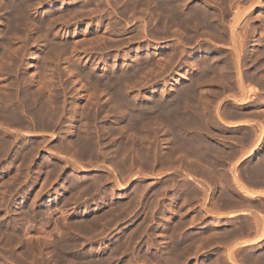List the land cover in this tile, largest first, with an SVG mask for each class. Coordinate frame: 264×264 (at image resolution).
Returning <instances> with one entry per match:
<instances>
[{
    "label": "bare ground",
    "instance_id": "bare-ground-1",
    "mask_svg": "<svg viewBox=\"0 0 264 264\" xmlns=\"http://www.w3.org/2000/svg\"><path fill=\"white\" fill-rule=\"evenodd\" d=\"M27 1H30V0H27ZM34 1V0H33ZM32 0H31V2H33ZM47 1V0H46ZM71 1H73V0H71ZM78 1V0H77ZM77 1H76V3H77ZM82 0H80V2H81ZM106 1H110V0H106ZM121 0H119V1H117V2H115V3H118V2H120ZM136 1H139V2H142V1H144V0H136ZM135 1V2H136ZM153 3H154V9L156 10V11H158V14H157V12L156 11H153V12H156V15L157 16H155V13L153 14L152 12V14L155 16H153L152 17V19L151 20H154L156 17V19H155V24L154 25H157V26H155V27H157V29H155L154 30V28L155 27H152L153 29H152V33H154V32H156V30L158 31V29H159V31L161 30L162 31V29H160V28H164L163 26L165 25L167 28L169 27V25H172V26H170L171 28L173 27V24H168V22L169 21H171V20H176L177 22H178V13H177V11H179L178 9H176L178 6H179V3H176L175 4V1L177 2L178 0H173V2H174V6L172 5L173 4V2H172V4L170 3L171 2V0L168 2V1H166V0H151ZM182 2H184L185 3V1L184 0H181ZM180 1V4L182 3ZM188 1V0H187ZM186 1V2H187ZM200 1V0H199ZM201 1H203V0H201ZM207 1V0H206ZM206 1L204 0L203 1V3H206ZM230 1V0H229ZM234 1H237V0H234ZM241 1H244V4H249L250 3V6H249V9L247 8L248 6H246V8H242L243 10H241V5H244V4H241L240 5V3H238L237 5L235 4V6L233 7L232 5H234V3H232V5L231 6H229V7H225V4H226V2L224 3V0L222 1L223 2V7H225V8H228V11L230 12V11H232L233 10V8H234V10H233V12H231V14H233V15H231L232 16V19H231V21L230 22H228V24L224 21V20H222V21H224L228 26V28L227 27H225V28H227L228 30L226 31L224 28H222L221 26V24L219 23H217L218 21H216L217 20V18L219 19V17H215V18H212L213 16H209V15H211V14H209L208 15V13H206L207 11H206V9H205V11H204V9L202 10V8H199L198 6L199 5H197V7L200 9H198L197 10V8H196V10L195 11H192V12H189L188 13V11H190V10H188V11H186L187 9H188V7H187V5H186V9H185V11H186V13H184L185 11H183V15H185L186 16V22H185V25H187V24H189V23H192L191 25L193 26V28H199V31H200V29L202 28V27H205V26H210L209 28H208V30H207V28L203 31V29H201V31H203V32H205L206 30V32H209V29L212 27L213 28V30H215V33H211V35H208L209 37L211 36V38L212 39H216V37L218 38V40L220 39V42H223V41H225L226 39H224V38H226V36H227V42H228V46H229V44H230V51H228V52H230L229 54L231 55V57H230V59H229V56H228V58H226V56L225 57H221V60L223 59V61H222V63L220 64V67L218 68L219 70H218V72L214 69V67L212 68V66H213V64H211L212 62H214V64H215V62H217V61H219V59H217V60H215L214 61V59L212 58V62H211V60L209 59V61L206 59L205 61H207V62H209V63H207V62H205L204 60V62H205V64L203 65L202 63H203V61H202V63H200V64H202L203 65V67H202V65H201V67L202 68H204V67H206L205 69H206V72L203 70V69H201V70H203V71H201V70H199L200 72H203V73H201L200 75H198V76H196V77H194V75H193V73H194V71L193 70H195L196 69V66H193V62H190L189 61V63L191 64V66H189L188 68L189 69H191L190 71H186L185 69L182 71V72H184V73H180V76L178 75L177 76V78H175L174 79V81L172 82V87H171V85L169 86L170 87V89H169V91H168V89H166L168 92H170V94H171V97L169 98V99H162V95L163 96H166V95H168V93H167V91H166V93H164L163 91H164V89H163V91H161L160 93H157V94H162L161 95V97L159 98V99H157V98H155L156 100H153V98H154V96H153V98H152V101L151 102H146L145 104L146 105H144L143 106V103H141V106H137V105H134V104H132V103H130V99H131V101L133 100L132 98H130L129 100H128V97L130 96H128L127 97V99L125 98V96L123 95L127 90H125L126 88H124V91L122 92L121 90H123V87L125 86H121V85H123L124 84V82H125V84L127 83L126 81H127V79L129 78V76H122V75H117V76H108L107 78H104V79H101V82L100 83H98V82H96L97 81V79H95L93 82H96V83H98V86H99V84H100V87H102L103 89H104V91H103V93H106L105 91H107V92H109L108 94L110 95H112L111 97H112V100L110 101L111 102V104H112V101H113V104L111 105V106H113V108H114V111H117V110H119L120 111V113H121V115L119 114V112H117V114H119L120 116H121V118H120V121L122 122V121H125V125L123 124V128L121 127L122 125L120 124V127H121V129H118V127L117 126H115L120 132H118V135H116V134H113V131L115 130V128L114 129H111V130H113V131H110V129L108 130V129H105L107 132L104 134L106 137L108 136L109 137V139L108 138H106L107 140H110L111 142L113 141V140H111V138L113 137V139H114V141H115V139H121V144L123 143V145H116V143L115 142H112V144H113V147H112V149H111V147H109V152L107 151V155H109L110 156V158H111V161H110V163L111 164H113L114 166H117L118 168H119V166H121V167H125V166H127L128 164H129V159L131 160V162H132V164L131 165H133V164H135V162H136V165H138L137 163H139V161L142 163V165H143V167L144 168H147L145 165H147V164H150L151 166H152V168L154 167V165L156 164H159V166L157 167V168H159V167H161V168H166V169H164V171H162L160 168L158 169L159 170V172L161 173V175H162V172H165V170H168L169 169V171H170V168H171V170L173 169V173L175 172V174H174V176L173 177H175V179H178L177 177L179 176L178 175V173H176V172H181V176L183 177H181L180 179H178V181L177 182H173V179H172V181H170L171 183H172V185H171V183H169V182H167L166 184H168L169 183V186H167L164 182V184L163 183H161V181H160V184H163L164 186L166 185V187H170L171 186V188H172V186L174 187L172 190H174L173 191V194L171 193V198L169 199V197L167 196V194L165 195L168 199H169V202H168V206H169V208L168 207H166L164 210H162L161 212H163V211H166V215H165V217H164V215L163 214H159L158 216H160V217H162V218H164V220H166V224H168L167 225V227L166 228H164V227H162L163 228V230L161 231V237H163V238H167L166 240H162V242H164V244H165V246L163 247V254H166V255H163L162 254V257L163 256H165V257H169L170 258V255L169 256H167L168 254H170V252H171V255L172 254H176L177 256L178 255H182V252H184V251H186V250H188L189 249V247L191 246V245H193V243L191 244V240L192 239H198L199 241H197V242H194V243H196V244H198V245H200L201 243H203V241H204V243H206V245L208 244L209 246H206V247H211L212 246V243H213V246H212V248H211V250H216L218 247H220V246H223L224 244H226V243H228L229 242V244H232L231 245V247L230 248H234V247H237V248H240V250L241 249H245V251H247L246 252V254L244 255L243 254V252H241L242 253V255H244L242 258H243V262L242 261H240L242 264H264V154L263 155H261L262 157H263V159L261 158V156H260V159L259 160H254L255 158H256V156L257 155H260V153L263 151V149H264V98H260V97H258V92L260 93V90H261V87H257V86H259V85H262V79L264 78V74H259V72H258V70H259V68H263L264 69V52H259V48L258 49H256V47L255 46H253V47H255L253 50H252V53H253V55H255L256 57H255V62H256V64H257V62H258V67H257V69H250V70H248L247 71V74H243L244 72H246L245 70H244V72L242 71L243 69H241V65H240V63L239 62H241V63H243V61L244 60H240L241 59V56H243L242 55V53L244 52L243 51V48H244V46H245V42L246 41H249V40H246V39H248V38H246V37H250V36H245V34H243L242 32V34L238 31V29L240 28V29H242V27L244 26V27H246L247 26V28H244L243 27V29L242 30H245V29H249L248 28V26L249 25H246L247 24V21H248V18L249 17H251V15L253 14V12L255 11L256 12V10H259V9H261V11L264 9V0H241ZM37 2V1H36ZM42 2H45L44 0H40V1H38L37 3H36V5H41L42 4ZM66 2V1H65ZM65 2H63V3H65ZM75 2V1H74ZM112 2H114V0L112 1ZM111 2V3H112ZM139 2H138V4H139ZM148 2H150V0H148ZM179 2V1H178ZM208 2V1H207ZM227 2H228V0H227ZM238 2H240V1H238ZM246 2V3H245ZM35 3V2H34ZM51 3V2H50ZM59 3V2H58ZM62 3V2H61ZM60 3V4H61ZM73 3V2H72ZM87 3V2H86ZM114 3V4H115ZM151 3V2H150ZM183 3V4H184ZM221 3V2H220ZM229 3V2H228ZM235 3H237V2H235ZM243 3V2H242ZM47 4V3H46ZM49 4V3H48ZM68 4V3H67ZM70 4H71V2H70ZM74 4V3H73ZM80 4V3H79ZM108 5H111V4H109V3H107ZM113 4V3H112ZM189 4V3H188ZM191 4H192V2H191ZM194 4V3H193ZM201 4V3H200ZM209 4V3H208ZM35 5V4H34ZM33 5V3H32V6H34ZM50 5V4H49ZM55 5V4H54ZM62 5V4H61ZM83 5V4H82ZM81 5V6H82ZM86 5V4H85ZM87 5H88V3H87ZM117 5V4H116ZM175 5L177 6L176 8H175ZM206 6H207V4H205ZM228 5V4H227ZM226 5V6H227ZM229 5H230V3H229ZM63 6V5H62ZM115 6V5H114ZM183 6V5H182ZM182 6H181V8H182ZM194 5H191V7H189V8H191L192 10H194ZM203 6V5H202ZM218 6V5H217ZM219 6H221V5H219ZM67 7V6H66ZM72 7V6H71ZM88 7V6H87ZM200 7H201V5H200ZM208 7V6H207ZM69 8V7H68ZM73 8V10H74V7H72ZM78 9H75V10H79L80 11V9H79V7H77ZM85 8V7H84ZM179 8V7H178ZM184 8V7H183ZM34 9H36L35 8V6H34ZM82 9H83V7H82ZM81 9V10H82ZM217 9V8H216ZM248 9V10H247ZM227 10V9H226ZM30 11H32V9H31V4L30 3H26L25 2V0H2L1 2H0V15H2V16H0V21H1V19H2V21H1V23L2 22H4V25H3V29H0V47H4V44H6V43H9V42H5L4 43V41H10V42H13V41H15V40H18V41H22V40H24V36L26 35V34H23V32L21 33L22 35H23V37H21L22 35L20 34L19 35V37L20 38H23V39H20V38H18V34H17V32H15L16 31V29H17V31L19 30L20 31V29H18L19 27L21 28V26H23V27H26L27 25L28 26H30V20L28 21V20H26L28 17H30V15H31V13H30ZM61 11V10H60ZM64 13H63V10H62V13H63V16H64V14L65 13H67L66 12V10L64 9ZM69 11H71L70 9H69ZM83 11V10H82ZM228 11H222V16H224V15H226V13H228ZM58 12V11H57ZM72 13L74 12V11H71ZM70 12V13H71ZM81 12V11H80ZM30 13V14H29ZM45 13V12H44ZM50 13V12H49ZM48 13V14H49ZM71 13V14H72ZM179 13H181L180 11H179ZM188 13V14H187ZM221 14V13H219V11L218 12H216L215 14ZM261 13V12H260ZM33 14V13H32ZM43 14V13H42ZM47 14V13H46ZM51 14H53V13H51ZM55 14H56V12H55ZM58 14V13H57ZM54 15V16H60V18H61V15ZM67 14H69V13H67ZM67 14H65V16L67 15ZM69 15V17H74V16H76V15H78L79 13H77V14H75V12H74V14L73 15ZM147 14V13H146ZM264 14V13H263ZM36 15V14H35ZM45 15V14H44ZM80 15V14H79ZM78 15V16H79ZM83 15H84V13H83ZM148 15V14H147ZM146 15V16H147ZM151 15V14H150ZM182 15V16H183ZM229 15V14H228ZM53 16V18H55V19H57L58 17H54ZM62 16V17H63ZM78 16L76 17V18H78ZM81 17H82V15H80ZM85 16V15H84ZM219 16V15H218ZM231 16H230V18H231ZM261 17L262 18V16L261 15H258V16H256V18L255 19H258L257 17ZM32 17V16H31ZM31 17H30V19H31ZM50 17H52V16H50ZM69 17L67 18V16L65 17L66 19H68V23L67 24H69L70 23V19H72V21H73V17L72 18H70L69 19ZM148 17H149V15H148ZM148 17L146 18V19H148ZM224 17H226V16H224ZM229 17V16H228ZM26 18V19H25ZM35 19H36V17H34ZM52 18V19H53ZM60 18H58V19H60ZM65 18H63V19H65ZM75 18V21L76 20H78V19H76ZM83 18V17H82ZM150 18V17H149ZM168 18H171L170 20H168ZM173 18V19H172ZM178 20H177V19ZM185 18V17H184ZM264 18V17H263ZM51 19V18H50ZM101 19H103V18H101ZM146 19H144L145 21H146ZM181 19H182V17H181ZM221 19H222V17H221ZM220 19V20H221ZM229 19V18H228ZM37 20V19H36ZM61 20V19H60ZM80 20V19H79ZM78 20V21H79ZM90 20V19H89ZM226 20V19H225ZM260 20V19H259ZM263 20V22H264V19H262ZM33 21V20H32ZM57 21H59V20H57ZM74 21V22H75ZM78 21H76V23L78 22ZM82 22H83V20H81ZM91 21V20H90ZM89 21V22H90ZM101 21V20H100ZM148 21H149V19H148ZM175 21V22H176ZM181 22H182V20H180ZM183 21H184V19H183ZM221 21V22H222ZM37 22H38V20H37ZM62 23H63V21H61ZM60 22V23H61ZM88 22V21H87ZM86 22V23H87ZM88 22V23H89ZM104 22V21H103ZM147 22V21H146ZM172 22V21H171ZM220 22V21H219ZM39 23V22H38ZM45 23H47V22H45ZM49 23H56V21L55 22H49ZM66 23V22H65ZM64 23V24H65ZM72 23V22H71ZM92 23V22H91ZM148 23V22H147ZM187 23V24H186ZM32 24H34V22L32 23ZM59 24V23H58ZM73 24V23H72ZM71 24V25H72ZM75 24V23H74ZM73 24V25H74ZM82 24V23H81ZM90 24V23H89ZM102 25H103V23H101ZM110 24V23H109ZM113 24V23H112ZM112 24H110L111 26H112ZM160 24H162L161 26H159ZM164 24V25H163ZM226 24H224V25H226ZM21 25V26H20ZM34 25H37L38 26V24L37 23H35ZM34 25H32V26H34ZM40 25H42V24H40L39 23V27H40ZM47 25V24H46ZM48 25H50V24H48ZM47 25V26H48ZM62 25V24H61ZM70 25V24H69ZM96 25V24H95ZM97 25H98V23H97ZM96 25V26H97ZM109 25V26H110ZM116 25V24H115ZM126 25H128V24H126ZM175 25V24H174ZM177 25V24H176ZM184 25V27H185V29L187 30V28L188 27H190V26H188L187 28H186V26ZM194 25H196V27L194 26ZM246 25V26H245ZM264 25V24H263ZM28 26H27V28L26 29H28ZM63 26V25H62ZM90 26V25H89ZM94 26V25H93ZM92 26V27H93ZM103 26H105V23H104V25ZM150 26H151V24H150ZM160 28H159V27ZM178 26H180L179 25V22H178ZM183 25L181 24V27H182ZM18 27V28H17ZM23 27H22V29H23ZM60 27V26H59ZM64 27V26H63ZM66 27V26H65ZM100 27H102V26H100ZM99 27V28H100ZM117 27V26H116ZM165 27V28H166ZM261 27H263V26H261ZM0 28H2V27H0ZM35 28V27H34ZM37 28V27H36ZM45 28L46 27H44V29H42V31H43V33H41V35L43 34V36H41L42 37V39H41V41H43L44 39H43V37L45 36L46 37V35H44L45 33H47V32H44L45 31ZM52 28V27H51ZM56 28V27H55ZM54 28V29H55ZM98 28V27H97ZM107 28V27H106ZM106 28H104V29H101V31H104V32H106ZM115 28V27H114ZM149 28H151V27H149ZM164 28V29H165ZM166 28V29H167ZM252 28V27H251ZM254 28V27H253ZM253 28L251 29V30H253ZM264 28V27H263ZM25 29V28H24ZM31 29V28H30ZM33 29V28H32ZM31 29V30H32ZM58 29H60V28H58ZM112 29V28H111ZM170 29V28H169ZM189 29H191V28H189ZM188 29V30H189ZM196 29H195V31H196ZM31 30H30V33H32L31 32ZM38 30V32H37V34H40V32H39V30L40 29H37ZM86 29H84V31H85ZM134 30V29H133ZM143 30H144V28H143ZM171 30V29H170ZM170 30H168L169 32H170ZM182 30H183V28H182ZM251 30H249L250 32H251ZM254 30H256L255 28H254ZM263 30V29H262ZM261 30V31H262ZM23 31H25V30H23ZM28 31V30H27ZM26 31V32H27ZM33 31V30H32ZM41 31V30H40ZM41 31V32H42ZM49 31H51V29L49 30ZM48 31V32H49ZM59 31V30H58ZM63 31V30H62ZM66 31V30H65ZM78 31V30H77ZM112 31V30H111ZM115 31H116V29H115ZM126 31H128V30H126ZM190 31V30H189ZM195 31H193L194 33H195ZM198 31V30H197ZM196 31V32H197ZM198 31V33H200ZM260 31V32H261ZM26 32H24V33H26ZM55 32H56V29H55ZM67 32V31H66ZM69 32V31H68ZM80 32V31H79ZM88 32V31H87ZM90 32V31H89ZM92 32H93V29H92ZM99 31H97V33H98ZM113 32V31H112ZM129 32V31H128ZM132 32V31H131ZM144 32V31H143ZM151 32H149L148 34H151L152 35V33ZM167 32V31H166ZM166 32L163 30L162 31V33H165V35H169L170 33L168 32V34H166ZM182 33H183V31H181ZM180 32V33H181ZM185 32V31H184ZM203 32H201L200 34H199V36L202 34L203 35ZM214 32V31H213ZM226 32H227V35H226ZM258 32V31H257ZM258 32L260 35H261V33L263 32ZM15 33H16V36H15ZM29 33V34H30ZM34 33H35V30H34ZM51 33V32H50ZM54 33V32H53ZM58 35H59V32H56ZM55 33V34H56ZM61 33V32H60ZM73 33V32H72ZM96 33V34H97ZM102 33V32H101ZM107 33V32H106ZM119 33V32H118ZM126 33V32H125ZM158 33H160V32H157V34ZM162 33L159 35V36H163L162 35ZM173 33V32H172ZM176 33V32H175ZM174 33V34H175ZM179 33V32H178ZM189 32H187V34H188ZM190 33H191V31H190ZM189 33V34H190ZM198 33H195V36H196V34L198 35ZM247 33H249V32H247ZM52 34V33H51ZM115 34V33H114ZM155 34V33H154ZM173 34V35H174ZM187 34H186V32L184 33V35H185V37L187 36ZM216 35V37H214L213 38V35ZM258 34V35H259ZM28 35V34H27ZM26 35V36H27ZM32 35V34H31ZM58 35H57V37H58ZM66 35V34H65ZM65 35H61V38H62V36H65ZM73 35V34H72ZM76 35H79L78 34V32H76ZM86 35H88L87 33H86ZM91 35H92V33H91ZM99 35H101L102 36V34H100L99 33ZM105 35V34H104ZM106 35H108V34H106ZM105 35V36H106ZM110 36L111 35H113V34H109ZM172 35V36H173ZM193 35V34H192ZM214 35V36H215ZM257 35V34H256ZM34 36H36V35H33L32 37H34ZM39 36V37H40ZM49 36V35H48ZM52 36V35H51ZM55 37H56V35H54ZM74 36V35H73ZM93 36H97V35H93ZM92 36V38H94ZM100 36V37H101ZM105 36H103L104 37V39H105ZM115 36L117 37V35L115 34ZM157 36V35H156ZM170 36V35H169ZM168 36V37H169ZM176 36H177V34H176ZM179 36H183V34H178V37ZM189 36V35H188ZM194 35L192 36L193 37V40H194V37H195ZM255 36V35H254ZM262 37H264V33H262V35H261ZM260 36V37H261ZM17 37V38H16ZM29 37V36H28ZM31 37V36H30ZM37 37V36H36ZM36 37H34V38H32V39H34L35 40V38ZM78 37V36H77ZM82 37V36H81ZM98 37V36H97ZM103 37H101L102 39L101 40H103ZM149 37H152V36H149ZM174 37H175V35H174ZM178 37L175 39V40H177L178 39ZM184 37V38H185ZM198 37V36H197ZM259 37V38H260ZM261 37V38H262ZM26 38V37H25ZM38 38V37H37ZM36 38V39H37ZM53 38V37H52ZM51 38V39H52ZM67 38V37H66ZM69 38V37H68ZM80 38V37H79ZM79 38H78V40H79ZM83 38H85V37H83ZM87 38V37H86ZM83 39V40H87L88 41V43H89V41H90V43L93 45L94 44V42L97 40L98 42H95L96 44L97 43H99V41H101L100 39H93V43H92V41H91V37H89V38H91V39H89V38H87V39ZM158 38V37H157ZM163 38H164V36H163ZM166 38H167V36H166ZM181 38V37H180ZM180 38H179V40H180ZM190 38V37H189ZM188 38V39H189ZM255 38V37H254ZM261 38H260V42L256 39V41H258L259 43H261L262 41H261ZM13 39H15V40H13ZM20 39V40H19ZM30 39V38H29ZM31 39V42L32 43H34V45H40V44H42V43H45V42H37V41H39L40 40V38H39V40H32ZM51 39H50V41L49 42H51ZM70 39V38H69ZM110 39V38H109ZM153 39V38H152ZM187 38H185V40H186ZM221 39L223 40V41H221ZM250 39V38H249ZM252 39V38H251ZM13 40V41H12ZM55 40V39H54ZM54 40H52V41H54ZM80 40H81V38H80ZM82 40V41H83ZM108 40V39H107ZM112 40V39H111ZM154 40H155V38H154ZM182 40L184 41V39L182 38ZM181 40V41H182ZM218 40H215V41H218ZM253 40V39H252ZM263 40V39H262ZM21 41L17 44V47H16V45H12L13 46V50L11 49V46H9L10 47V49L8 50V48H6V50H8L7 52H5L6 54H4L3 52H0V124L3 126H7L8 128L5 130L6 131V133H4V132H2L3 134H0V148H1V152L0 153H2V149H6V150H3V152L4 153H2L1 154V156L3 157L4 155L3 154H5V153H8V152H5V151H7V149L9 150V148L11 147V146H14V144H16L17 145V147H18V151H19V153H17L18 155H19V157H20V160L23 158H21V156H23L24 154H31V152L33 153L34 151H45V152H47L48 154H51V155H49L50 157V159H53V158H55L54 156H56V155H59V154H63V152L62 151H64V152H69V154L71 153V155H73V156H75L76 157V160L75 161H73L74 162V168H73V170L76 172V171H78L79 173L80 172H82V174L83 173H85V172H87V170H89L90 169V167L92 168L93 166H86L87 164V162H85V167H89L87 170L85 169V167H83L82 166V164H80L79 163V161H82L83 160V162H84V160H85V158L87 157H91V159H92V154H93V151L95 152L96 150L95 149H97L98 150V147L101 145H99V143H100V140L102 141V137H101V139H100V136H99V139L100 140H98V137L96 138L95 136H94V132H98L99 131V129L101 128H99V126H96L97 127V129H93L94 130V134L91 132L90 133V129H92V128H90V129H88L89 130V132H88V130L87 131H85V127H86V129H87V126L89 125H91V123H88L87 121H86V124L84 123L85 122V120H83V121H81L80 119H83L82 117V114H81V117H80V114L78 115V113H74L75 115H73V116H71V118H69V119H71V122H69V123H72L71 124V127H70V125H69V127L70 128H66L65 127V124H61L60 125V116H62L61 114H60V112H62V110L60 111L59 109H61V108H59V107H57V105L56 104H58V101H59V96L57 97V95H55V96H53L54 94V91L56 90H53L55 87L54 86H57V85H54V83H53V89H52V83L50 82V81H48V79H46V80H43V82L40 80V78L42 77V75L44 74V71H42L43 72V74H42V72H41V74H40V78L38 77V76H33V74L32 73H34V71H32V77H30V78H28L29 77V75L31 76V74H28L27 75V73H29L30 71H28V69H30L32 66V68L35 70V71H37V72H35L36 74H38V71H39V73H40V71L42 70V69H44L45 70V68L47 67V65L48 66H53V63H54V67H55V65L56 66H58L57 64H59V62H58V59H56V60H54L56 57L58 58V55H56V50L58 51L59 49H55V51H53L54 50V48H56V46H52V45H54V42H51V45L49 44V43H47V44H43L42 46L43 47H45V49H47V50H45V49H43V51H46V53L45 54H47V56L44 58L43 57V55H41V57H43L42 59L40 58V56L39 55H35L33 52V54L35 55H33L34 57H36V56H39V58L41 59V60H43L44 59V61L45 60H49V62H50V60L51 61H53V62H50V63H52L51 65H49V64H43L44 66H45V68H44V66H42V63H44V61L42 62L41 60V64H40V62H39V59L37 58H34V59H36V60H34V62H33V65H32V63H30V64H26V66L28 67V69L26 68V69H22V66H23V58H24V55L25 54H29V53H23L24 51H26L27 52V50H28V40H25L24 42H23V44H24V46H21L22 44H20L21 43ZM34 41V42H33ZM44 41H48L47 39L46 40H44ZM60 41H62V40H60ZM71 41H72V39H71ZM86 41V42H87ZM181 41H180V43H181ZM188 41V40H187ZM190 42H191V39L189 40ZM30 42V43H31ZM56 43H58V44H56L57 46H60V44L61 43H63V42H59V41H55ZM76 43V41H74V39H73V41H72V43H71V46H73L74 44L73 43ZM84 42V41H83ZM86 42H84V43H82L83 44V46L85 45H87L88 46V43L86 44ZM186 42V41H185ZM185 42H183V43H185ZM226 42V41H225ZM224 42V43H225ZM251 42H253V41H251ZM258 42H256V43H258ZM264 42V41H263ZM31 43V44H32ZM53 43V44H52ZM65 43V42H64ZM89 43V44H90ZM176 43H179L178 42V40H177V42ZM182 43V44H183ZM255 43V42H254ZM255 43V44H256ZM12 44V43H11ZM66 44V43H65ZM96 44H94L93 45V48L95 49V45ZM159 44V43H158ZM181 44V45H182ZM226 44V43H225ZM248 44V43H247ZM246 44V45H247ZM251 44V43H250ZM3 45V46H2ZM7 45V44H6ZM5 45V46H6ZM68 45V44H67ZM67 45H64L63 44V46L61 45L60 47V50H59V52L61 51V49H62V51H63V48L65 47V46H67ZM79 45V44H78ZM92 45H90V46H92ZM154 45V44H153ZM172 46H173V44H171ZM171 45H170V47H171ZM178 45H180V44H178ZM261 45V44H260ZM14 46H15V49H14ZM33 45H31V47H32ZM38 46H37V48H38ZM70 46V45H69ZM69 46H67V47H69ZM71 46H70V48H71ZM76 46V45H75ZM75 46H73L74 48H75ZM158 46H160V45H158ZM157 46V47H158ZM169 46V45H168ZM225 46H227V44L225 45ZM251 46V47H252ZM256 46H257V44H256ZM30 47V46H29ZM39 47H41V46H39ZM72 47V48H73ZM167 47V46H166ZM181 47V46H180ZM203 47V46H202ZM258 47V46H257ZM261 47H263L262 45H261ZM58 48V47H57ZM70 48H69V50H67V48H64V49H66L67 50V52H69L70 53V51H72V49L70 50ZM73 48V49H74ZM77 48L78 47H76V50H77ZM85 47H83V49H84ZM156 48V47H155ZM164 48V47H163ZM173 48H175V47H173ZM5 49V48H4ZM89 48H86V50H88ZM169 49V48H168ZM172 49V48H171ZM170 49V50H171ZM202 49H205L204 47L202 48ZM208 49V48H207ZM210 49V48H209ZM262 48H260V50H261ZM30 50V49H29ZM36 50V49H35ZM66 50H64V51H66ZM75 49H74V51H76ZM90 50V49H89ZM88 50V52H89V54H90V51ZM140 50V49H139ZM138 49H137V51H139ZM162 50V49H161ZM175 50H177V49H175ZM214 50H216L215 48H214ZM220 50V49H219ZM247 50V49H246ZM246 50H245V52H246ZM1 51H2V48H1ZM40 51V50H39ZM39 51H38V53H39ZM54 52L55 54H53V55H56V57L55 56H53V55H51L52 56V58H53V60L52 59H50L49 57H50V53L51 52ZM79 51H80V49H79ZM79 51H76V52H79ZM159 51H160V49H158V50H156V51H154V54L156 53L157 54V56L159 55L158 53H159ZM169 51V50H168ZM173 51V52H172ZM172 51H170L171 53H169V54H172V55H178L177 53H175L174 54V50H172ZM201 51V50H200ZM204 51V50H203ZM205 51H207V50H205ZM262 51H263V49H262ZM42 52V51H41ZM40 52V53H41ZM58 52V53H59ZM67 52H66V55L65 54H63V53H65V52H62V54H63V56L62 55H60V57H63V59H64V56H67ZM84 52H87V51H84L83 50V53ZM87 52V53H88ZM165 52H166V50H165ZM164 52V53H165ZM176 52V51H175ZM209 52V51H208ZM217 52H218V49H217ZM37 53V52H36ZM49 53V54H48ZM57 53V54H58ZM87 53H86V55H87ZM148 53V52H147ZM147 53H146V56H147ZM151 53H153V52H151ZM164 53H162V54H164ZM167 53V52H166ZM167 53V54H168ZM181 54L183 53V51H181L180 52ZM184 53H185V51H184ZM204 53V52H203ZM207 53V52H206ZM211 53H215V51H210V54ZM225 53H227V52H225ZM249 53H250V51H249ZM263 53V54H262ZM60 54H61V52H60ZM72 56L75 54V52H74V54H72V53H70ZM92 54V53H91ZM140 54V53H139ZM162 54H160V56L162 55ZM180 54V55H181ZM200 54V53H199ZM216 54V53H215ZM32 55V54H31ZM30 55V57H33V56H31ZM137 55V54H136ZM166 55V54H165ZM185 55V54H184ZM189 55H190V53H189ZM197 55V53H195V52H192L191 53V57H195ZM208 55V54H207ZM212 55V54H211ZM218 55V54H217ZM217 55H215V57L217 56ZM49 56V57H48ZM128 56V55H127ZM139 56V55H138ZM137 56V57H138ZM145 56V55H144ZM144 56H142L141 55V57L143 58ZM149 56V55H148ZM147 56V57H148ZM153 56V55H152ZM213 56H214V54H213ZM219 56H222V53H219ZM219 56H217V57H219ZM252 56V55H251ZM251 56H248V58L246 59V60H249L248 61V63L251 61ZM25 57H26V55H25ZM55 57V58H54ZM79 57H81V56H79ZM79 57H77V58H79ZM125 57V56H124ZM147 57H146V59H147ZM150 58H152L151 56H149ZM148 57V59H150ZM162 57H166V56H164V55H162ZM161 57V59H160V57H159V59L162 61V58ZM167 57H170V56H167ZM172 57V56H171ZM170 57V58H171ZM181 57H182V55H181ZM186 57V56H185ZM244 58L245 57H247V56H243ZM242 57V58H243ZM254 57V56H253ZM73 58V57H72ZM74 58H75V56H74ZM156 58H158V57H156ZM169 58V59H170ZM173 58H174V56L171 58V60L170 61H168V58H166L167 59V63H165L166 62V60L165 61H162V62H164V64H166V66H168V64L170 63V62H172L173 64H174V60H173ZM184 58V57H183ZM182 58V59H183ZM209 58H210V56H209ZM243 58V59H244ZM33 59V58H32ZM131 59V58H130ZM129 59V60H130ZM135 59H137V58H135ZM134 59V60H135ZM175 59V58H174ZM177 59H179V58H177ZM181 59V58H180ZM193 59V58H192ZM26 60V59H25ZM62 60V59H61ZM61 60H60V62H61ZM77 59H75V61H76ZM79 60V59H78ZM164 60V59H163ZM173 60V61H172ZM176 60V59H175ZM184 60V59H183ZM191 60V59H190ZM245 60V61H246ZM64 61H65V59H64ZM131 61H132V59H131ZM152 61V60H151ZM156 61V60H155ZM185 61V60H184ZM244 61V62H245ZM49 62H47V63H49ZM55 62H56V64H55ZM66 62V61H65ZM77 62V61H76ZM129 62V61H128ZM128 62H127V64H128ZM133 62V61H132ZM159 61L157 60V63H158ZM169 62V63H168ZM182 62V61H181ZM25 63V62H24ZM126 63V62H125ZM147 63V62H146ZM154 63V62H153ZM152 63V64H153ZM159 63H161V62H159ZM196 63V62H195ZM198 63H199V61H198ZM220 63V62H219ZM41 65V67H43V68H41L40 69V65ZM66 64H67V62H66ZM133 64V63H132ZM135 65H136V63H134ZM139 64V63H138ZM164 64L162 63V65H163V67L165 68V66H164ZM173 64H171V65H173ZM176 64V63H175ZM182 64V63H181ZM217 64V63H216ZM244 64V63H243ZM251 64H254V61H253V63L252 62H250V64L249 65H247V66H250ZM86 65V64H85ZM93 65V64H92ZM130 65V64H129ZM143 65V64H142ZM146 65V64H145ZM147 65H149V67L147 66ZM146 66H147V68H152V66H150V64H147ZM171 65H169V67L171 68ZM186 65H188V64H186ZM194 65H196V64H194ZM218 65V64H217ZM255 65V64H254ZM60 66V65H59ZM65 66V65H64ZM63 66V67H64ZM97 66V65H96ZM130 66H132L133 67V65H130ZM158 66H159V64H158ZM178 66H180V65H178ZM182 66V65H181ZM185 66V65H184ZM197 66H200V65H197ZM54 67L52 68V70H54ZM66 67H68L67 65H66ZM65 67V68H66ZM116 67V66H115ZM136 67V66H135ZM139 67L140 68H138V66L136 67V69L138 68V69H141V68H143V72L142 71H139V70H137V73H138V71H139V73H145L144 72V69H145V67H144V65H143V67L142 66H140V64H139ZM192 67V68H191ZM215 67H216V65H215ZM243 67H246V63H245V66L243 65L242 66V68ZM254 68H255V66H253ZM49 68V67H48ZM55 68H57V67H55ZM69 68V67H68ZM71 68V67H70ZM99 68V67H98ZM124 68H126V66L124 67ZM128 68H129V66H128ZM146 68V70H148ZM157 70L158 69H160L161 68V66H160V68H157V67H155ZM164 68H161V70H163ZM177 68V67H176ZM175 68V69H176ZM179 68V67H178ZM177 68V69H178ZM194 68V69H193ZM217 68V67H216ZM248 68H250V67H248ZM261 68V69H262ZM50 69V71H51V67L49 68ZM59 69H61L62 70V67H59ZM59 69H57V71H59ZM91 69H92V67H91ZM93 69H94V66H93ZM132 69V68H131ZM167 69V68H166ZM180 69V68H179ZM181 69H183V68H181ZM193 69V70H192ZM63 70H64V68H63ZM66 70V69H65ZM68 70V69H67ZM67 70L66 71H63L64 72V75H66L67 73H65V72H67ZM70 70V69H69ZM71 70H75L74 68H71ZM104 70V69H103ZM129 70V69H128ZM145 70V71H146ZM161 70H158V71H161ZM197 70V69H196ZM246 70H247V68H246ZM21 71H22V73H21ZM48 71V70H47ZM49 71V73H51V72H53V71H51L50 72ZM55 71V70H54ZM75 71H77V70H75ZM75 71H74V73H75ZM132 71V70H131ZM130 71V72H131ZM133 71H134V68H133ZM132 71V72H133ZM153 71H154V68H153ZM165 71H167V70H165ZM164 71V72H165ZM171 71H173V69L171 70ZM215 71L218 73V74H221V75H218V74H214L215 73ZM234 73V75H232L233 73ZM264 71V70H263ZM70 71H68V73H69ZM73 72V71H72ZM72 72H70V73H72ZM89 72V71H88ZM88 72H85L84 74H86V75H88ZM136 72V71H135ZM148 71H146V73H147ZM152 72V69L151 70H149V73H151ZM161 72H163V71H161ZM160 72V73H161ZM174 72V71H173ZM196 72V71H195ZM198 72V71H197ZM199 72V73H200ZM261 72H262V70H261ZM45 73H46V71H45ZM49 73H46V74H49ZM54 73V72H53ZM56 73V72H55ZM59 73H61V72H59ZM69 73V74H70ZM136 73V74H137ZM139 73H138V76H140L141 75V79H139V80H143L142 79V76H144L145 74H140L139 75ZM172 73V72H171ZM177 73V72H176ZM176 73H174V74H176ZM213 74V78L209 75V74ZM46 74H44L45 76H47ZM58 74V73H57ZM57 74H55V75H57ZM69 74H67L68 75V77L70 76ZM78 74V73H77ZM84 74H82V76L84 75ZM92 74V73H91ZM148 74V73H147ZM146 74V75H147ZM152 74V73H151ZM151 74L149 75L148 74V76H151ZM156 74H157V72H156ZM196 74V73H195ZM198 74V73H197ZM39 75V74H38ZM53 76H54V74H52ZM60 76H61V74H59ZM59 75H58V77H59ZM63 74H62V76H64ZM86 75H85V78H87L86 77ZM93 75V74H92ZM96 75V74H95ZM94 75V76H95ZM109 75H110V73H109ZM146 75H145V77H146ZM177 75V74H176ZM234 77V79H232V76ZM44 76V77H45ZM72 76V75H71ZM80 76V75H79ZM88 76H91L90 75V72H89V75ZM101 77L103 76V75H100ZM105 76V75H104ZM159 75H157V77H158ZM214 76H219V79H215L216 77H214ZM52 76H48V78H51ZM57 77V76H56ZM55 77V78H56ZM78 77V76H77ZM84 77V76H83ZM96 77V76H95ZM97 77H99V76H97ZM106 77V76H105ZM152 77H154V75H152ZM157 77L155 76L154 78H156L157 79ZM191 77H192V79H191ZM194 77V78H193ZM206 77H211L212 79H209V78H206ZM45 78H47V77H45ZM44 78V79H45ZM53 78V77H52ZM51 78V79H52ZM55 78H54V82H55ZM61 78V77H60ZM67 78V77H66ZM76 78V77H75ZM74 78V79H75ZM79 78V77H78ZM78 78H76V80L77 81H75L76 83H79L80 84V81L78 82ZM100 78V77H99ZM147 78H149V77H147ZM154 78H152V80H156V79H154ZM203 78H206L207 79V82L208 83H210V84H215L214 85V87L217 85V87L216 88H212L214 91L212 92V90L210 91L211 92V94H208L209 93V91H208V87H209V84L207 85L208 87H205L206 89H207V91H205V89L204 90H200L199 89V87L200 86H198V84H197V82H198V80H202ZM50 79V80H51ZM65 79V76H64V78H63V80ZM68 79V78H67ZM66 79V80H67ZM69 79H71V78H69ZM89 79H91V78H89ZM93 79H94V77H93ZM209 79V80H208ZM57 80H59L58 78H57ZM60 80H62V79H60ZM59 80V81H60ZM145 80V79H144ZM170 80V79H169ZM74 81V80H73ZM91 81H92V79H91ZM135 81V80H134ZM171 81V80H170ZM205 81V79H203V81H199L198 83H201V82H204ZM61 82V81H60ZM64 82H65V80H64ZM67 82H68V80H67ZM66 82V83H67ZM70 82H71V80H70ZM93 82H91V84L93 83ZM133 82V81H132ZM137 84H138V82L137 81H135ZM147 82H149V81H147ZM212 82V83H211ZM66 83H65V86H66ZM72 83V82H71ZM95 83V84H96ZM63 84V83H62ZM70 84V83H69ZM73 84V83H72ZM82 84V83H81ZM95 84H93V86L95 85ZM132 84V83H131ZM130 84V85H131ZM136 84V85H137ZM140 84V83H139ZM139 84H138V89L139 90H141L140 89V86H142V84L139 86ZM143 84H146L145 83V81H143ZM166 84V83H165ZM164 84V86H166ZM170 84V83H169ZM205 84H207V83H205ZM205 84H199V85H205ZM97 85V84H96ZM127 85H129L128 83L126 84V87H131V86H127ZM257 85V86H256ZM59 86H63V85H59ZM59 86H57V87H59ZM65 86H64V89L62 90L61 89V93L59 92V90H58V94H61V96H62V99H63V95L62 94H64V96H66V94H65ZM68 86V85H67ZM82 86V85H81ZM92 86V85H91ZM97 86V87H98ZM132 86H135L134 85V82H133V85ZM147 86V85H146ZM151 86V85H150ZM198 87L197 89H198V92H196V89H195V87ZM69 87V86H68ZM67 87V88H68ZM72 86H70V88H71ZM84 87V86H83ZM83 87H80V89L81 88H83ZM122 87V88H121ZM263 87V86H262ZM93 88V87H92ZM96 88V87H95ZM99 88V87H98ZM101 88V89H102ZM121 88V89H120ZM141 88H144V87H141ZM159 88V87H158ZM157 88V89H158ZM161 88H163V85L161 86ZM165 88V87H164ZM203 88V87H202ZM209 88H211V87H209ZM231 88L232 89H236V90H234V91H236L237 92V94H232L233 92H232V90H231ZM259 88H260V90H259ZM58 89V88H57ZM59 89H60V87H59ZM73 89H74V87H73ZM73 89H71V90H73ZM129 89H131L132 90V88H129ZM128 89V90H129ZM138 89H137V91H138ZM152 89V88H151ZM154 89V88H153ZM152 89V91H154ZM226 89H229L230 91H229V97H230V100H229V102H231L233 105H235L236 107H237V109H231V110H229L228 111V107H225V106H223V110H224V107H225V109H227V113H225V115H224V112H225V110H224V112L221 110V106L223 105V104H221V103H219V104H217V106L216 107H214L216 104H215V101H214V99H215V97L218 95L219 96V99H221V95H222V92H224V90H226ZM53 91V93H51V94H53V95H50V92H52ZM69 90V89H68ZM76 90H78V89H75L74 90V92L76 91ZM84 90V89H83ZM89 90V89H88ZM91 90H93V89H91ZM96 90H97V88L96 89H94L93 91H95V93H96ZM99 91H101L102 92V90H100V89H98ZM98 90H97V93H98ZM145 90V89H144ZM148 90V89H147ZM146 90V91H147ZM155 90H156V88H155ZM159 90V89H158ZM161 90V89H160ZM62 91H63V93H62ZM84 91H86V90H84ZM157 91V90H156ZM204 91L205 92H207V93H205V96H202V93H204ZM262 91V90H261ZM57 91H55V94H57L56 93ZM74 92H72V93H74ZM78 92H79V90H78ZM87 92V91H86ZM123 94H122V93ZM127 92H129V91H127ZM126 92V93H127ZM132 92V91H131ZM148 92H150V89H149V91ZM155 92V91H154ZM230 92H232V93H230ZM264 92V91H263ZM71 93V94H72ZM91 93H93L94 94V92H91L90 91V95H92ZM125 93V94H126ZM139 93V92H138ZM151 93V92H150ZM149 93V94H150ZM201 93V94H200ZM220 93H221V95H220ZM227 93H228V91L225 93L226 95H227ZM77 94V93H76ZM78 94H80V93H78ZM82 94V93H81ZM86 94V93H85ZM108 94H105V95H108ZM169 94V95H170ZM224 94V93H223ZM233 96H232V95ZM262 94V93H261ZM88 95H89V92H88ZM95 95V94H94ZM93 95V96H94ZM97 95V94H96ZM100 95V94H99ZM128 94H126V96H127ZM143 97H144V92H143ZM141 95V96H142ZM168 95V96H169ZM215 97H214V96ZM52 96V97H51ZM69 96V95H68ZM74 96V95H73ZM81 96V95H80ZM79 96V97H80ZM84 96H87V95H84ZM84 96H83V98H84ZM98 96V95H97ZM140 96V97H141ZM146 96V95H145ZM218 96L216 97V99L218 98ZM223 96V95H222ZM262 96V95H261ZM264 96V95H263ZM75 97V96H74ZM89 97V96H88ZM88 97H86V103L88 102V100H90L91 99V97L92 96H90V98L88 99ZM110 97V96H109ZM130 97H132V95L130 96ZM150 96H147V100H149L150 98H149ZM157 97V96H156ZM228 97V96H227ZM228 97V98H229ZM65 98V97H64ZM83 98H81V99H83ZM142 98V97H141ZM149 98V99H148ZM166 98V97H165ZM260 98V99H259ZM60 99H61V97H60ZM61 99V100H62ZM77 99V98H76ZM95 96L91 99V103L92 102H94L95 100ZM97 99H98V97H97ZM139 98H138V94L135 96V99L133 100V101H135V100H138ZM215 99V100H216ZM227 98L225 97V99L223 98L222 100H221V102H225L224 100H226ZM61 100H60V102H59V104H61V103H64L65 104V102H61ZM70 100V99H69ZM75 100V99H74ZM84 100V101H85ZM94 100V101H93ZM140 100V99H139ZM145 100V99H144ZM146 100V101H147ZM66 101V100H65ZM101 101V100H100ZM108 101V102H109ZM132 101V102H133ZM141 101V100H140ZM213 101H214V103H213ZM218 100H216V102H217ZM228 101V100H227ZM69 102V101H68ZM67 102V103H68ZM72 102H73V104H74V101L72 100ZM72 102H71V100H70V103L71 104H69V106L71 105L72 106ZM97 102V101H96ZM108 102H105L106 104H104V105H106L105 107H106V109H102L104 112H102L101 114H106V116L108 117L109 116V118H111L110 116H111V114H107V113H109V109H107V105H108ZM136 102V101H135ZM228 102V103H229ZM85 103V102H84ZM100 103V102H99ZM231 103H230V105H231ZM64 104H62L63 106H64ZM68 104H67V106H68ZM79 104V103H78ZM77 104V105H78ZM82 105H83V102L81 103ZM95 103H93V105H94ZM98 103H96V105H97ZM212 104H214V106L212 105ZM225 104V103H224ZM226 104H227V102H226ZM87 105V107H89L90 105H92V104H90L89 103V105L88 104H86ZM85 105V106H86ZM93 105L89 108V110L90 109H92V107H93ZM95 105V106H96ZM99 105V104H98ZM109 105V106H110ZM140 105V104H139ZM63 106H62V108H63ZM66 106V107H67ZM68 106V107H69ZM143 106V107H142ZM61 107V106H60ZM67 107V111H66V109H64V111H63V113H65V111L66 112H68V109L70 110V108H68ZM98 107V106H97ZM99 107H101V106H99ZM104 107V106H103ZM231 107H233V108H235L234 106H231ZM85 108V107H84ZM94 108V107H93ZM109 108V107H108ZM113 108H111V109H113ZM73 109V108H72ZM71 109V111H73ZM77 110V109H76ZM80 110V109H79ZM86 110V109H85ZM84 110V111H85ZM106 110H108L107 111V113H106ZM60 111V112H59ZM91 111V110H90ZM90 111H88V112H90ZM112 111V110H111ZM92 113L94 112V110L92 109V111H91ZM90 112V113H91ZM96 112V114L97 113H99L100 112V110H97V111H95ZM94 112V113H95ZM70 113V112H69ZM112 113V112H111ZM70 114H72V112L70 113ZM96 114H94L95 116H96ZM100 114V115H101ZM65 115V114H64ZM67 115V114H66ZM85 115H86V112H85ZM97 115L98 117L97 118H100L101 116H103V115ZM226 115H228L229 116V118H224V116L226 117ZM89 116V115H88ZM90 116H92V115H90ZM94 116V117H95ZM105 116V115H104ZM103 116V117H104ZM105 116V117H106ZM120 116H118V117H120ZM227 116V117H228ZM230 116H232V117H230ZM23 117H25L24 119H25V121L28 123V124H26V122L24 121V119H23ZM70 117V116H69ZM77 117H80L79 118V121H81V124L83 125V126H85V127H82V128H84V130H82V128H81V124L79 123V121H78V123L77 124H75L76 123V121H77ZM94 117H91V118H93L92 120L94 121ZM103 117H102V119H103ZM235 117V118H234ZM63 118V117H62ZM65 118V117H64ZM63 118V119H64ZM90 117H88V119H89ZM96 118V119H97ZM230 118H232V119H236V118H238L236 121L234 120V122H233V120H231ZM85 119V118H84ZM106 119V122L108 121L107 119L108 118H105ZM224 119H230L228 122L225 120L224 121ZM66 120H68L67 119V117H66ZM65 119H64V121H66ZM90 120V119H89ZM91 120V121H92ZM100 120V119H99ZM92 121V122H93ZM95 122V121H94ZM68 123V122H67ZM108 123H109V121H108ZM111 123V122H110ZM216 123H219L220 124V126H218ZM85 124V125H84ZM93 124V123H92ZM1 125H0V127H1ZM62 125H64V126H62ZM87 125V126H86ZM93 125H96L95 123L93 124ZM93 125H91V126H93ZM110 125V124H109ZM108 124H107V126L108 127H110ZM114 125H115V122H114ZM117 125V124H116ZM152 125H153V127L155 126V128H153L152 127ZM106 126V127H107ZM119 126V125H118ZM221 126H224L225 128L226 127H228V128H230V127H235L234 129H242V130H240L239 132H232V134H229V135H223V129H221L220 127ZM68 127V126H67ZM93 127H95V126H93ZM105 127V128H106ZM107 127V128H108ZM112 127H114V126H112ZM119 127V128H120ZM3 128V127H2ZM99 128V129H98ZM104 128V127H103ZM101 129V130H103V132H104V129ZM224 128V129H225ZM126 129H129V130H127V131H125ZM233 129V128H232ZM233 129V130H234ZM2 130H4V129H2ZM96 130H98V131H96ZM128 131H131V134H129L130 132H128ZM138 131V132H137ZM139 131H141V134L139 133ZM146 133V135H144V136H146V137H142L143 136V134H145L144 132ZM237 131V130H236ZM248 131H251V132H248ZM85 133V134H82V133ZM115 132H117V130L115 131ZM114 132V133H115ZM139 134V137L141 136V138H140V140H136V137L138 138V136L136 135L137 133ZM230 131H229V133H231ZM1 133V132H0ZM136 133V134H135ZM143 133V134H142ZM162 134L163 135V139H161L160 140V137L162 136V135H158V134ZM228 133V132H227ZM98 134H101V133H97V135ZM103 134V133H102ZM129 134V135H128ZM149 134H151V137L149 136ZM19 135H23V136H21V139H20V137H19ZM96 135V134H95ZM127 135L129 136V138L131 139H129L130 141H131V145H129V146H127V144H128V142L126 141V137H127ZM58 136H60V137H62V136H64V137H68V139H67V141H66V143H64L63 144V142H62V144L63 145H61V143H60V137H59V139H57V141L59 140V142H57V145H58V143H60L59 144V147L58 146H56V145H54L53 143H51V141H53L54 139L56 140V138L58 137ZM105 136H103L104 138H105ZM49 139H48V138ZM32 138H36L37 139V142L36 143H34L35 142V140H32ZM103 138V139H104ZM143 138V139H142ZM224 138H226V140H227V138H228V141H226ZM48 139V140H47ZM61 139H63V138H61ZM65 139V138H64ZM125 139V140H124ZM230 139V140H229ZM19 140H23L24 141V145L23 146H21V145H18V143L20 142ZM226 142H225V141ZM22 141V142H23ZM34 141V142H33ZM62 141V140H61ZM64 141V140H63ZM104 141V140H103ZM102 141V143H105V142H103ZM117 141V140H116ZM140 141V142H139ZM108 142L109 141H106V144L108 145ZM111 142H109L110 144H111ZM55 147L56 146V148H57V150L55 151V153L56 154H54V151H52L51 149H48V147L49 148H51L50 146H51V144ZM20 144V143H19ZM22 144V143H21ZM45 145V146H42V145ZM105 144V145H106ZM111 144V145H112ZM16 145H15V147L14 148H17L16 147ZM105 145H102V146H105ZM52 146V147H53ZM102 146H100V147H102ZM108 146H110V145H108ZM130 146L132 147V148H130ZM100 147H99V149H100ZM128 147V148H127ZM158 147H160V148H158ZM56 148H54V150L56 149ZM108 148V147H107ZM129 148H130V150H129ZM159 150H158V149ZM104 149V148H103ZM102 149V150H103ZM16 150V149H15ZM14 150V151H15ZM101 150V151H102ZM124 151V153H123V151ZM129 150V152H127ZM61 151V152H60ZM99 152H100V150H98ZM98 151L97 152H95L97 155L99 154L98 153ZM104 151V153H105V150H103ZM16 152V151H15ZM122 152V153H121ZM264 152V151H263ZM12 153V152H11ZM40 153V152H39ZM46 153V154H47ZM65 153V154H66ZM104 153H102V154H104ZM14 154L15 153H13V156H14ZM27 154V155H28ZM35 154L37 155V153L35 152ZM46 154H45V156H46ZM101 154V153H100ZM99 154V155H100ZM32 155V154H31ZM34 155V154H33ZM36 155H34L33 156V159L35 158V156ZM67 155V154H66ZM5 156H7V155H5ZM26 156V155H25ZM44 156V155H43ZM45 156H44V159L46 160V158H45ZM68 156V155H67ZM67 156H64V154H63V156H62V158H61V156H59L61 159H64V157H67ZM72 156V157H73ZM102 155H100L99 156V158L101 157ZM106 156V155H105ZM104 156V157H105ZM120 157V158H118V160H117V157ZM2 157H0L1 159H2ZM10 157H12L11 155H10ZM15 157V156H14ZM13 157V158H14ZM27 157V156H26ZM47 157V156H46ZM68 157H70V159L69 160H71V156L69 155ZM258 157V156H257ZM16 158V157H15ZM18 158V157H17ZM27 158H30V161L27 159V161L25 162L23 159L21 160V161H23V162H25V163H23V164H25L26 166H27V164H29V163H27L28 161L30 162V164L32 163V161H33V159H32V161H31V157H30V155H29V157H27ZM59 158V159H60ZM127 158H129L128 160H127ZM259 158V157H258ZM258 158H256V159H258ZM0 159V160H1ZM6 159H8V158H6ZM36 159V158H35ZM37 159H38V157H37ZM36 159V160H37ZM39 159H40V157H39ZM49 159V160H50ZM60 159V160H61ZM102 159V158H101ZM101 159H99V160H101ZM119 159H120V161H119ZM17 160V159H16ZM15 160V161H16ZM56 160H58V159H56ZM59 160V161H60ZM74 160V159H73ZM88 159H86V161H87ZM90 160V159H89ZM88 160V161H89ZM94 159H92V161H93ZM6 161V160H5ZM8 161H10V160H7V162ZM13 161V160H12ZM41 161H43V160H41ZM58 161V162H59ZM63 161V160H62ZM66 161V159L64 160V162ZM98 160L96 159V162H97ZM102 162H99V164L101 165V163L103 164L104 163V159H102L101 160ZM106 161H108L107 159H106ZM106 161H105V164L107 165L108 163H106ZM126 161H127V163H126ZM129 161V162H128ZM16 162H18V161H16ZM44 162V161H43ZM49 162H53V163H55L54 162V160L53 161H49ZM72 162V163H73ZM113 162V163H112ZM130 162V163H131ZM178 163V164H176V163ZM12 163V162H11ZM14 163V162H13ZM13 163H12V165H13ZM21 163V167L19 166V168H21L22 169V167L24 168V166H22V162H20ZM20 163H17V164H19L20 165ZM27 163V164H26ZM66 163H67V161L65 162V165H66ZM68 163H70V161H68ZM94 163V162H93ZM93 163H92V165H93ZM126 163V164H125ZM141 163L139 164V165H141ZM3 164V163H2ZM7 164V163H6ZM5 164V165H6ZM8 164H10L9 162H8ZM16 164V163H15ZM30 164L28 165V166H30ZM38 164V163H37ZM41 165H42V163H40ZM39 164V165H40ZM44 164H46V163H44ZM56 164V163H55ZM58 165H59V163H57ZM96 164V163H95ZM104 164V165H105ZM1 165V164H0ZM47 165V164H46ZM50 165H52L51 163L49 164V168H47V166H45L46 168H44V169H48L47 171L48 172H50L49 171V169H50ZM64 165V166H65ZM71 165V169H72V164H70ZM97 165V164H96ZM95 165V166H96ZM135 165V166H136ZM10 166V165H9ZM16 166V165H15ZM25 166V167H26ZM33 166V165H32ZM37 166V165H36ZM56 165H54V167H55ZM60 167H61V164L59 165ZM63 166V165H62ZM63 166V167H64ZM112 166V165H111ZM110 166V167H111ZM114 166H113V168H111V169H116V168H114ZM130 165H128V167H129ZM2 166H0V168H1ZM14 167V166H13ZM18 167V165L16 166V168H13V169H18L17 168ZM31 167V166H30ZM35 167V166H34ZM38 167V166H37ZM43 167H44V165H43ZM99 166L97 165V168H98ZM107 167V166H106ZM109 167V164H108V167L107 168H110ZM138 167H140V166H138ZM142 167V168H143ZM148 167H149V170L151 169L150 168V166L148 165ZM12 168V167H11ZM42 168V167H41ZM52 168V167H51ZM56 168H58V166H56ZM94 168V167H93ZM106 168V169H107ZM131 168V166L129 167V169ZM134 168V167H133ZM137 168V167H136ZM136 168H134V169H136ZM143 168V169H144ZM157 168H156V171L154 170V169H152V170H154L155 171V173L157 172ZM168 168V169H167ZM4 169V168H3ZM6 169V168H5ZM5 169H4V171H5ZM19 170V173H20V171H22V170ZM29 169V168H28ZM34 170L36 169V171L38 170L37 168H33ZM44 169H42L43 171H44V173L46 172L47 173V171H45ZM103 169V171H104V167L102 168ZM102 169H100V170H102ZM126 169H127V167L126 168H124V170H123V172L124 171H126ZM133 169V170H134ZM139 170L141 169V167L140 168H138ZM143 169H141V171H143ZM8 170V169H7ZM16 170H11V171H16ZM33 170V171H34ZM51 170V172H52V169H50ZM54 170V173H55V175H56V171H55V169H53ZM56 170H58V174L60 175V170H59V168L58 169H56ZM72 170V171H73ZM94 170V169H93ZM95 170H98V169H95ZM94 170V171H95ZM121 170V172H122V169H120L119 168V170L117 169V172L118 171H120ZM128 170V169H127ZM132 170V168H131V171H133ZM138 170V171H139ZM162 172H161V171ZM25 171H28V170H25ZM39 171H41V170H38V174H39ZM42 171V172H43ZM61 171H62V167H61ZM65 171V170H64ZM67 171V170H66ZM69 171V170H68ZM115 170H113V172H114ZM130 171V170H129ZM128 171V172H129ZM130 171V172H131ZM137 171V172H138ZM144 171H145V169H144ZM147 172H148V170H146ZM168 171V172H169ZM8 172V171H7ZM24 172V171H23ZM71 172V171H70ZM74 172V173H75ZM116 172V173H117ZM122 172V173H123ZM129 172V174H126V172L124 173V174H126L127 176L126 177H128L126 180H128L126 183H124V184H122L123 182H125V180H123V182L122 183H120V179L118 180V178H114V176H113V178L115 179V184H116V187L117 188H115L116 190H121L122 192L123 191H125V190H128V188L126 187L130 182H131V185L136 181V180H138V178H137V176L138 177H140V175L142 174L141 172H140V174L139 173H137L135 170H134V172L135 173H133V172H131V173H133V174H131ZM147 172H145V173H147ZM152 172V171H151ZM150 172V173H151ZM172 172V171H171ZM171 172H169L170 173V175H173V174H171ZM13 173V177H11V178H13V180H15L16 179V181L18 182V176L17 175H19V173H18V171L17 172H12ZM16 173H18V174H16ZM22 173V172H21ZM28 172H26V174L25 175H28L27 174ZM30 173H32V172H30ZM33 173H35V171L33 172ZM41 173V172H40ZM43 173V174H44ZM53 173V172H52ZM94 173H96V172H94ZM101 173V172H100ZM108 173V172H107ZM119 173L120 172H118V176H121V174L119 175ZM149 173V172H148ZM153 173V172H152ZM152 173L149 175V176H151L152 175ZM167 173V172H166ZM169 173H167V175L169 174ZM1 174V173H0ZM7 174V173H6ZM10 174H11V172H10ZM16 174V178H15V175ZM23 174V173H22ZM22 174H21V176H22ZM23 174V176H25ZM42 174V173H41ZM40 174V175H41ZM48 174V173H47ZM65 174V173H64ZM92 174V173H91ZM103 174V173H102ZM113 174V173H112ZM124 174H122V175H124ZM135 174H138L137 176L135 175ZM156 174H158L159 175V173H156ZM155 174V175H156ZM180 174V173H179ZM9 175V174H8ZM7 175V176H8ZM31 175L32 174H30V176L28 175V177H31ZM34 175V174H33ZM36 175V174H35ZM59 175H56V178H57V176H59ZM72 175V174H71ZM70 175V176H71ZM81 175V174H80ZM93 175V174H92ZM95 175V174H94ZM108 175V174H107ZM110 175H111V170H110ZM129 175V176H128ZM153 175H154V173H153ZM158 175H157V177H158ZM166 175V174H165ZM169 175V176H170ZM176 175V176H175ZM178 175V176H177ZM5 176V175H4ZM6 176V177H7ZM10 176V175H9ZM8 176V177H9ZM11 176H12V174H11ZM44 176V175H43ZM50 176H51V173H50ZM49 176V178H51L52 179V177H54V176H52V177H50ZM73 176V175H72ZM89 176V175H88ZM87 175L85 176V177H88ZM109 176V175H108ZM136 176V177H135ZM143 177H144V175H142ZM148 176V175H147ZM148 176V177H149ZM2 176H0V178H1ZM7 177V178H8ZM27 177V178H28ZM33 177V176H32ZM32 177L31 178H29V179H32ZM37 177H38V175H37ZM36 177V178H37ZM40 177V176H39ZM46 177H48V175L47 176H44V179H42L45 183H47L46 181H48V178L46 179ZM82 176H79L78 177V179L79 178H81ZM93 176H91V178H92ZM107 177V176H106ZM105 177V181H106V178ZM110 177V176H109ZM122 177V176H121ZM156 176H154L153 178H155ZM172 177V178H173ZM180 177V176H179ZM10 178V177H9ZM24 178V177H23ZM23 178H21L20 179V183H22L23 181H24V179L26 180V177L23 179ZM55 178V177H54ZM52 179V180H54V182L55 181H57V179L55 180V179ZM66 178H67V175H66ZM65 178V179H66ZM83 178V180H84V177H82ZM82 178H81V180H82ZM124 178V177H123ZM122 178V179H123ZM142 178V177H141ZM140 178V179H141ZM150 178H152V177H150ZM159 178V177H158ZM171 178V177H170ZM59 179V178H58ZM110 179H111V177H110ZM114 179H111L110 181H113ZM1 180H2V178H1ZM5 182H4V180H2V183L4 182V184L7 182V180L9 181V179H6L5 178ZM23 180V181H22ZM40 180V179H39ZM50 180V179H49ZM52 180L50 181L51 183H53L52 182ZM68 180V179H67ZM71 182H72V179L70 178L69 179ZM80 180V181H81ZM93 180V179H92ZM101 181H103V179H100ZM109 180V179H108ZM142 180V179H141ZM144 180H147L148 181V179L145 177L144 178ZM151 180V179H150ZM156 180V179H155ZM170 180V179H169ZM12 180H10L9 182H8V184L11 182ZM27 181H29V180H27ZM36 182V180H34V178H33V182ZM62 181V180H61ZM66 181V180H65ZM74 181V180H73ZM86 181H87V178H86ZM91 181V180H90ZM90 181H89V184H90ZM99 181V180H98ZM101 181H99V183L101 182ZM122 181V180H121ZM13 182V181H12ZM12 182L10 183V184H12ZM16 182V184L18 185V183ZM25 182V181H24ZM32 182V181H31ZM49 182V183H50ZM62 182H64V179H63V181ZM82 182V181H81ZM114 182V181H113ZM144 182V181H143ZM142 182V183H143ZM150 182V181H149ZM182 182V183H181ZM14 183V182H13ZM27 183V182H26ZM37 183V182H36ZM49 183H47V184H49ZM50 183V184H51ZM60 183V182H59ZM67 183V182H66ZM69 184H70V182H68ZM136 183V182H135ZM141 183V185H140V187L144 184V186L145 187H139V185L137 184V186L139 187H137V188H133L134 190H132V192L134 193V200H133V194H132V192L130 193L129 191H127V192H129L130 194H131V198H130V196L128 197V198H130V199H132L133 201H135V200H137V203H138V201H142V202H144V205H146V206H148V207H150V209L154 206V205H157L156 203L155 204H153L154 202H158V201H156L157 199H159V198H161L162 196H161V193L163 192V191H166L165 190V188H159L161 185L159 184V185H156L157 183L153 180V181H151L150 183H149V185H150V187H146V186H149L148 185V183H147V185H146V183H143L142 184ZM7 184V183H6ZM15 184V185H16ZM44 184V183H43ZM43 184L41 183V187L43 186ZM56 184H58L57 182H56ZM73 184H74V182H73ZM82 184V183H81ZM112 185L111 186H113V185H115V184H113V183H111ZM0 185L2 186V184H1V181H0ZM14 184H12V185H10V186H13ZM14 185V186H15ZM17 185H16V188L15 189H17L18 187H17ZM27 185V184H26ZM29 185V184H28ZM62 185H63V183H62ZM61 185V188L63 187ZM66 185V184H65ZM74 185H76V184H74ZM73 185V186H74ZM91 185V184H90ZM90 185H89V187H90ZM162 185V186H163ZM179 185H180V187H179ZM0 186V187H1ZM5 186H7V185H4V186H2V187H4L5 188ZM10 186H7V187H9V191H11V188H13V187H11L10 188ZM21 186H22V184H21ZM35 186V185H34ZM45 186V185H44ZM56 186V185H55ZM69 186V185H68ZM72 186V187H73ZM92 186V185H91ZM133 186V185H132ZM135 186V185H134ZM155 186H158V188L159 189H153V191L151 190H149V188H152V187H155ZM178 186V188H176ZM39 187H40V185H39ZM40 187V188H41ZM46 187V186H45ZM43 188L42 187V192H38V190L36 191V190H34L35 192H33V194L34 193H36V192H38L39 194H41V193H43V191L45 190V189H48L47 187L46 188ZM49 187H50V185H49ZM60 187V186H59ZM65 187V186H64ZM71 187V188H72ZM76 187V186H75ZM74 187V188H75ZM87 188H88V183H87V186H86ZM103 187V186H102ZM113 187H115V186H113ZM3 188V189H4ZM26 188V187H25ZM28 189H29V187H27ZM30 188H31V186H30ZM39 188V189H40ZM67 188V187H66ZM71 188H68V189H71ZM20 189V188H19ZM19 189H17L19 192H20V190ZM36 189H38V187L36 188ZM44 189V190H43ZM73 189V188H72ZM89 189H91V190H93L92 188H89ZM98 189V188H97ZM114 189V188H113ZM112 189V190H113ZM160 189H161V191H160ZM162 189H163V191H162ZM167 189V188H166ZM1 190V189H0ZM14 190V188L12 189V191ZM17 190H15V192L17 191ZM23 190V189H22ZM27 190V189H26ZM41 190V189H40ZM62 190V189H61ZM77 191L79 190L78 188L76 189ZM75 190V191H76ZM171 190V191H172ZM3 191L4 190H2L1 192L3 193ZM5 191H7L6 190V188H5ZM5 191H4V194H5ZM17 191V192H18ZM32 191V190H31ZM51 191V190H50ZM49 190H48V192H50ZM53 191V190H52ZM65 191V190H64ZM73 191V190H72ZM76 191V192H77ZM80 191V190H79ZM88 191V190H87ZM86 191V192H87ZM97 191V190H96ZM96 191H92V192H96ZM135 191V192H134ZM168 191V190H167ZM170 191V192H171ZM18 192V193H19ZM21 192H24V191H21ZM27 192H29V191H27ZM45 192V191H44ZM60 192H62V191H60ZM90 193H91V191H89ZM88 192V193H89ZM100 192H101V190H100ZM104 192V191H103ZM1 193V194H2ZM7 193V192H6ZM9 193V192H8ZM13 193V192H12ZM24 193H26V191L24 192ZM55 193V192H54ZM65 193H66V191H65ZM68 193H71V190H69V192ZM114 193V192H113ZM112 193V194H113ZM124 193V192H123ZM122 193V194H123ZM4 194L2 195V196H4ZM10 194V193H9ZM32 194V193H31ZM39 194L37 195V194H35V195H37L36 197L38 198L39 197ZM47 194V193H46ZM50 194V193H49ZM63 194V193H62ZM76 194H78V195H80L81 194V191H80V194H79V192L78 193H76ZM75 193L73 194V196L74 195H76ZM95 194V193H94ZM104 194V193H103ZM107 194V193H106ZM117 194V193H116ZM116 194H115V196H116ZM121 194V193H120ZM125 194V193H124ZM15 195V194H14ZM18 195V194H17ZM21 195V194H20ZM35 195H34V197H35ZM48 195V194H47ZM56 195V194H55ZM64 195V194H63ZM69 195V194H68ZM67 195V196H68ZM71 195V194H70ZM78 195H76V197L78 196ZM118 195H119V192H118ZM118 195L116 196V197H118ZM126 195V194H125ZM1 195H0V197H2ZM23 196H25V195H23ZM22 196V197H23ZM53 196V195H52ZM57 196V195H56ZM66 196V198H68L69 199V201L71 200V206H73V200L76 198V197H74V198H72V196H71V198L73 199H71L70 198V196H68L67 197ZM86 196H91V195H86ZM93 196V195H92ZM114 196V197H115ZM4 197H8V196H4ZM15 197V196H14ZM31 197V196H30ZM36 197L35 198H33V195H32V198H33V200L34 199H36ZM51 197V196H50ZM53 197H55V196H53ZM81 197V196H80ZM83 197H85V195L83 196ZM82 197V198H83ZM102 197H106V195L105 196H102ZM101 197V198H102ZM113 197V196H112ZM113 197V198H114ZM120 197H123V196H120ZM119 197V198H120ZM164 197V196H163ZM163 197H162V199H163ZM165 197V198H166ZM9 198V197H8ZM8 198H6L7 200H9ZM11 198H13V197H11ZM41 198V197H40ZM39 198V199H40ZM57 198V197H56ZM62 198V197H61ZM79 198V197H78ZM77 198V199H78ZM100 198V199H101ZM107 198V197H106ZM105 198V199H106ZM123 198H126V196H124ZM128 198H126L127 200L126 201H128V200H130V199H128ZM21 199V198H20ZM42 199V198H41ZM58 199V198H57ZM76 199V200H77ZM103 199V198H102ZM112 199V198H111ZM115 199V198H114ZM161 199V200H162ZM3 199L1 198L0 199V203H1V201H2ZM18 200H19V198H18ZM43 200V199H42ZM48 200H49V198H48ZM52 200V199H51ZM51 200H50V202H51ZM64 200H67V199H64ZM78 200H80V198L78 199ZM77 200V201H78ZM82 200V199H81ZM80 200V201H81ZM88 200H90V199H88ZM164 200V199H163ZM4 201L5 200H3V203H4ZM32 201V199L30 200V202ZM41 201V200H40ZM46 201H47V199H46ZM59 201H62V199L61 200H59ZM68 200L66 201V204L67 203H70ZM91 201V200H90ZM94 201H95V199H94ZM93 201V202H94ZM109 201H110V199H109ZM116 201V200H115ZM27 202V201H26ZM28 202H29V200H28ZM27 202V203H28ZM49 202V201H48ZM65 202V201H64ZM88 202V201H87ZM99 202H100V200H99ZM105 202V201H104ZM125 202V201H124ZM136 202V201H135ZM180 202V204H178ZM7 203V202H6ZM6 203H5V205H6ZM10 203H11V200H10ZM33 203V202H32ZM62 202H60V204H59V206L60 205H62L61 204ZM98 203V202H97ZM101 203H102V201H101ZM127 203V202H126ZM129 203H130V201H129ZM128 203V204H129ZM196 204V205H194V206H197V210L196 209H193V210H190L189 208H191L190 206L188 207V205H191V204ZM30 203H28L26 206H27V208L29 209V207H30V205H29ZM39 204V203H38ZM48 204V203H47ZM46 204V205H47ZM54 204H55V202H54ZM57 204H58V202H57ZM66 204H65V207L62 205V207L61 208H66ZM75 204H77V202L75 201V203H74V206H75ZM80 204V203H79ZM84 204V203H83ZM105 204V203H104ZM113 204H114V202H113ZM116 204V203H115ZM125 204V203H124ZM124 204H121V205H123V208L126 210L127 209V207H129V206H132L131 204H132V201H131V204L129 205V206H127L128 204H126V205H124ZM133 204H135V203H133ZM159 204V203H158ZM178 204V205H177ZM3 205V207H4V204H2ZM2 205H0V206H2ZM14 205H15V203H14ZM28 205H29V207H28ZM33 205V204H32ZM31 205V206H32ZM51 205V204H50ZM68 205V204H67ZM86 205H87V203H86ZM136 205V204H135ZM134 205V206H135ZM143 205V206H144ZM152 205V206H151ZM33 206H35V203H34V205ZM38 206V205H37ZM49 206V205H48ZM57 206V205H56ZM85 206V205H84ZM98 206V205H97ZM104 206V205H103ZM124 206H127V207H124ZM146 206H144V207H146ZM193 206V207H194ZM9 207H10V205H9ZM14 207V206H13ZM16 207V206H15ZM36 207V206H35ZM51 207H52V205H51ZM68 207H70L69 205L67 206V208ZM99 207V206H98ZM105 207H107L108 208V205H107V203H106V206ZM111 207V206H110ZM114 207V206H113ZM108 208L109 210H110V212H109V210L108 209H105V211H108V213L105 215V214H102V215H104V216H107V217H105L106 219L107 218H109V217H111V218H113L114 216L113 215H116L117 214V216L119 215V213L117 212V210H115V208ZM133 207V206H132ZM138 207V206H137ZM136 206H135V208H131L132 210L133 209H136L137 208ZM140 207V206H139ZM148 207H146V208H148ZM192 207V208H193ZM21 208V207H20ZM20 208H18V209H20ZM23 208V207H22ZM34 208V207H33ZM32 208V209H33ZM37 208V207H36ZM46 208V207H45ZM60 208V207H59ZM97 208V207H96ZM95 208V209H96ZM100 208H101V206H100ZM100 208H97V209H100ZM154 208V210H155V206L153 207ZM152 208V209H153ZM182 208V210L181 211H183L184 209L183 208H186L185 210L187 211H193L194 212V210L195 211H197V212H194L193 213V215L191 216L189 213V215H188V217L187 218H189L190 216L192 217V219L190 218L189 220H191L192 221V223L194 224H196V219L198 218V217H202V219H201V224H202V227L200 228V231H198V232H196L195 234L197 235V236H195V237H189L190 236V234H192V233H190L189 235H188V237L189 238H191V240L190 239H188V237L186 238V237H184V236H181V238H179L178 236H175V237H177V238H179L180 240L179 241H174L173 239L175 238H173V236H174V234H173V232H175V233H177L176 232V230H174V229H176L175 227H177V226H175L174 224H176V222H174L176 219V214H177V212H179L180 213V215H181V212L179 211L180 209ZM6 208L4 207V210H5ZM9 209V208H8ZM7 209V210H8ZM13 209V208H12ZM30 209H31V207H30ZM30 209H29V212H30ZM42 209V208H41ZM47 209V208H46ZM69 209V208H68ZM96 209V210H97ZM112 209L114 210V211H116L117 213L115 214V212H113L112 211ZM129 210H130V208H128ZM141 209V208H140ZM150 209L148 208V210L150 211ZM158 209V208H157ZM0 210H3L2 209V207H1V209ZM21 210V209H20ZM23 210V209H22ZM27 209H25L24 210V212L26 213L27 211H26ZM62 210V209H61ZM60 210V211H61ZM71 210V209H70ZM89 210V209H88ZM96 210H93V211H96ZM142 210H143V208H142ZM11 211V210H10ZM16 212H17V210H15ZM37 211V210H36ZM36 211H35V213H36ZM38 211H40V210H38ZM37 211V212H38ZM47 211H48V209H47ZM63 211V210H62ZM65 211V210H64ZM91 211V210H90ZM104 211V209L101 211V212H99L98 211V213H103V212H105ZM111 211H112V216L110 215V216H108L109 215V213H111ZM128 211V210H127ZM138 211V210H137ZM141 211V210H140ZM148 211V212H149ZM187 211V212H188ZM16 212H15V214H16ZM29 212H27L28 214H29ZM32 212V211H31ZM30 212V213H31ZM41 212H46V211H41ZM75 212V211H74ZM86 212V211H85ZM132 212V211H131ZM143 212V211H142ZM147 211H145V213H146ZM184 212V211H183ZM182 212V213H183ZM186 212V213H187ZM3 213H5L4 211H3ZM9 213H11V212H9ZM9 213H7V215L9 214ZM21 213V212H20ZM35 213H33L32 215H34ZM61 213V212H60ZM59 213V214H60ZM68 213V212H67ZM81 213V212H80ZM129 213V212H128ZM128 213H126V214H128ZM134 213H135V210H134ZM145 213H143V214H145ZM149 213H152L153 214V211L151 212H149ZM154 213H157V212H154ZM159 213V212H158ZM14 214V213H13ZM22 214V213H21ZM20 214V215H21ZM40 214V212L38 213V215ZM84 214V213H83ZM86 214H87V212H86ZM89 214V213H88ZM87 214V215H88ZM91 214V213H90ZM126 214H124V216L126 215ZM132 214V213H131ZM137 214V213H136ZM140 214V213H139ZM152 214H148L147 213V215H148V217H151V215ZM183 214H185V213H183ZM182 214V215H183ZM1 215V214H0ZM4 215V214H3ZM12 215V214H11ZM16 215H19V212H18V214H16ZM16 215L14 216V217H16ZM19 215V216H20ZM24 214H22V216H23ZM32 215L30 214V216L32 217ZM37 215V214H36ZM37 215V217H40V216H38ZM43 215V214H42ZM46 215V214H45ZM44 215V216H45ZM62 215V214H61ZM64 215V214H63ZM74 215V214H73ZM86 215V216H87ZM97 216H100L99 218L96 216H94L96 219L98 218V220L100 219L101 221H102V219L103 220H105L104 218H102L101 216L102 215H99V214H96ZM141 215V214H140ZM139 215V218L141 217L142 218V216L143 215H141L140 216ZM155 215V214H154ZM179 215V216H180ZM10 216V215H9ZM28 216V215H27ZM29 216V217H30ZM35 216V215H34ZM90 216H92V215H90ZM121 216H123V214L121 215ZM127 216V215H126ZM129 216H130V213H129ZM128 216V217H129ZM135 216V215H134ZM4 217V216H3ZM6 217V216H5ZM12 217V216H11ZM11 217H9V218H11ZM26 217V216H25ZM28 217V218H29ZM119 217V216H118ZM138 217V216H137ZM137 217H135V219H137ZM143 217H146L145 215L143 216ZM153 217V216H152ZM155 217H157V216H155ZM180 217H183V216H180ZM0 218H2V217H0ZM16 218H18V217H16ZM16 218H15V220H16ZM21 218V217H20ZM20 218H18V219H20ZM23 218V217H22ZM27 218V217H26ZM64 218V217H63ZM82 218V217H81ZM93 220H92V219ZM95 218H93V216L92 217H90V219H91V221H92V224H95V226L93 225V227L92 228H89V227H87L86 228V226H87V222L84 224V225H86L85 226V229H87L88 231H90L89 229H93V228H95L96 227V223H93V221H94V219ZM111 218L109 219L110 221H111ZM120 218V217H119ZM140 218V219H141ZM177 218H179L178 217V214H177ZM183 218H185V217H183ZM187 218H185V219H187ZM12 219V218H11ZM11 219H9V221H11ZM95 219V221L97 222V220ZM114 219V218H113ZM112 219V220H113ZM116 219V218H115ZM125 219V217H122V219L120 218V219H117L118 221H120V220H124ZM127 219V218H126ZM148 219L149 218H147L146 220H147V222H146V225H148L147 223H149V221H148ZM153 219V218H152ZM151 219V220H152ZM160 219V218H159ZM175 219V220H174ZM185 219H182V220H180V221H182L181 223H183L184 221L183 220H185ZM4 220V219H3ZM14 220V221H15ZM22 219H20V220H18V221H21ZM26 219H23V222L25 221ZM29 220H30V218H29ZM36 220V219H35ZM38 220V219H37ZM39 220H41V219H39ZM42 220H43V218H42ZM66 220V219H65ZM76 220H78V219H76ZM76 220H73L74 222L76 221ZM79 220L81 221V222H83V220H85V218L84 219H80L79 218ZM78 220V221H79ZM86 220H87V218H86ZM89 220V219H88ZM87 220V221H88ZM100 220L98 221V222H100ZM116 220V221H117ZM128 220V219H127ZM143 218H142V221L141 220H139L138 222H139V224H138V222L135 224V225H140V221L141 222H143ZM150 220V221H151ZM162 220V219H161ZM197 220H199V219H197ZM7 221H8V219H7ZM8 221V222H9ZM26 221H28V220H26ZM69 221V220H68ZM67 220H66V222L67 223H69ZM90 221V220H89ZM88 221V222H89ZM94 221V222H95ZM106 221V220H105ZM110 221H107V222H110ZM114 221V220H113ZM112 221V222H113ZM133 221H134V219H133ZM177 221V220H176ZM187 221H188V219H187ZM186 220H185V225H187V222ZM191 221L189 222V223H191ZM194 221H196V222H194ZM4 222H6V219H5V221ZM11 222H13V221H11ZM11 222H9V223H11ZM16 223H17V220L15 221ZM15 222H13V224L15 223ZM22 222V223H23ZM65 222V223H66ZM103 222V221H102ZM122 222V221H121ZM128 221H126V223H127ZM132 222V221H131ZM151 222H153V221H151ZM162 222V221H161ZM171 222L173 223L174 222V226H172V224H171ZM187 222V223H186ZM21 223V224H22ZM71 224H73V222L71 221L70 222ZM75 223H77V222H75ZM115 223H117V222H115ZM164 223V222H163ZM162 223V224H163ZM177 223H179V221L177 222ZM180 223V225L179 224H176V225H178L179 227H181V224ZM183 223V224H184ZM189 223H188V225H187V227L188 226H190V229H191V226H193V225H189ZM199 223V222H198ZM198 223H197V225H198ZM199 223V224H200ZM208 223H210L211 225L209 226V227H207V224ZM2 224V223H1ZM64 224V223H63ZM80 224V223H79ZM90 224H91V222H90ZM98 224H100V223H98ZM97 224V225H98ZM104 223H102V225H103ZM112 224V223H111ZM114 224V223H113ZM113 224H112V226L111 227H115V224H114V226H113ZM124 224V223H123ZM122 224V225H123ZM131 224H133V223H131ZM142 224H144V223H142ZM141 224V226H138L137 225V227L136 226H133L131 229L129 228L128 230H129V233L127 234V237H128V235H129V238H131V240H133L134 241V239H132V238H134L135 237V235H139V232L137 231V229H138V227L139 228H143L145 225H142ZM200 224V225H201ZM3 225V224H2ZM23 225V224H22ZM21 225V226H22ZM43 225H45V224H43ZM47 225H49V223L47 224ZM64 225H66V224H64ZM68 225L69 224H67L66 226V229H71V228H68ZM75 225H77V224H74V228L76 229V228H78V227H76ZM83 225V226H84ZM101 225V224H100ZM101 225V226H102ZM105 225V224H104ZM121 225V226H122ZM126 225V224H125ZM124 225V226H125ZM127 225H129L128 223H127ZM126 225V226H127ZM199 225V226H200ZM5 226H6V223H5ZM10 226V225H9ZM13 226H15L16 227V224H14ZM20 226V225H19ZM59 226V225H58ZM63 226V225H62ZM70 226V225H69ZM90 226V225H89ZM92 226V225H91ZM100 226V227H101ZM159 226V225H158ZM163 226V225H162ZM183 226V225H182ZM12 227V226H11ZM46 227V226H45ZM48 227H50V226H48ZM54 227H56L55 225L53 226V228ZM65 227V226H64ZM70 227H72L73 228V226L71 225ZM82 227V226H81ZM98 227V226H97ZM100 227H98L99 229L97 230V231H100V232H106L107 233V231H105V230H103V231H101L100 229H103V228H100ZM104 227V226H103ZM111 227L110 228H108V230L110 229L111 230ZM146 227V226H145ZM174 227V228H173ZM179 227H177V228H179ZM184 227V226H183ZM186 227V226H185ZM184 227V228H185ZM186 227V228H187ZM198 227V226H197ZM196 227V228H197ZM8 227L6 226V229H7ZM18 228V227H17ZM53 228H52V230H53ZM61 228V227H60ZM60 228H57V230L58 229H60ZM83 228V227H82ZM106 227H104V229H105ZM118 228H119V226H118ZM121 228V227H120ZM124 228V227H123ZM173 228V229H172ZM193 228H194V226H193ZM5 229V228H4ZM4 229L2 228V230L4 231ZM9 229V228H8ZM16 229V228H15ZM21 229H22V227H21ZM50 229V228H49ZM63 229V228H62ZM75 229L73 230V231H75ZM84 229V230H85ZM147 230V228H144V230ZM180 229V228H179ZM183 228H181V230H182ZM207 229H210V230H208V231H211V233L210 232H208V233H206V236H204V234H205V232H206V230ZM19 232H20V227H19ZM23 231H28L29 230V228H28V230L26 229H22ZM41 231H42V229H40ZM43 230L45 231V229L43 228ZM51 230V229H50ZM53 231V232H57L58 233V231ZM79 230V229H78ZM95 230V229H94ZM119 230V229H118ZM125 230V229H124ZM181 230L179 231V232H181ZM184 230V229H183ZM197 230H198V228H197ZM0 231H1V229H0ZM10 231V230H9ZM12 232L14 231V229L13 230H11ZM15 231H17V230H15ZM35 231V230H34ZM49 231V230H48ZM47 231V232H48ZM65 231V228L63 229V231L61 230V232H64ZM70 230H68V232H69ZM80 231V230H79ZM92 231V230H91ZM96 231V230H95ZM94 231V232H95ZM112 231V230H111ZM120 231H121V229H120ZM142 231H143V229H142ZM141 230H140V232H142ZM147 231H149V230H147ZM146 231V232H147ZM187 231V230H186ZM186 231H184L185 233H186ZM189 231H192V230H189ZM2 232V231H1ZM7 232V238L9 237L8 236V230L6 231ZM5 232V233H6ZM12 232H11V235H13L12 237H14V233L12 234ZM18 232V233H19ZM43 232V231H42ZM46 232V231H45ZM50 232V231H49ZM48 232V238L47 239H49V237H50V233ZM52 232V233H53ZM59 232H60V230H59ZM60 232V233H61ZM72 232V231H71ZM82 232V231H81ZM84 232V231H83ZM86 232V231H85ZM85 232L83 233L84 235H85ZM110 232V231H109ZM124 232V231H123ZM128 232V231H127ZM145 232V231H144ZM183 232V233H184ZM188 232V231H187ZM193 232H195V231H193ZM17 233V232H16ZM16 233H15V235H16ZM26 233V232H25ZM51 233V234H52ZM67 233V232H66ZM75 233H77V232H75ZM86 233H88V232H86ZM91 232H89V234H90ZM93 233V232H92ZM111 233V232H110ZM110 233H108V234H110ZM113 233H115V232H112V235H113ZM119 233V232H118ZM138 233V234H137ZM143 233V232H142ZM148 233H150V232H148ZM148 233L146 234L147 236H149L148 235ZM189 233V232H188ZM3 234H4V232H3ZM29 234H30V232H29ZM59 234V233H58ZM57 234V235H58ZM65 234V233H64ZM64 234L62 233V237H67V235L68 234H66L65 236H64ZM70 234V233H69ZM72 234V233H71ZM71 234L70 235H68V236H71ZM95 234H96V237H97V233L95 232ZM99 234V233H98ZM102 234V233H101ZM101 234H99V236H101ZM107 234V236L108 237H110L111 238V236H109ZM125 235H126V233H124ZM180 234V233H179ZM187 234V233H186ZM5 235V234H4ZM10 235V234H9ZM10 235V236H11ZM19 235H21V233L19 234ZM19 235L17 236V237H19ZM25 235H27V236H24V233H23V235H21L23 238V240H24V238L25 237H28V234H25ZM31 235H33V236H36V233L35 234H32V231H31ZM42 235V234H41ZM40 235V232H39V236H41ZM75 235V234H74ZM78 235H80V234H78ZM92 235V234H91ZM94 235V234H93ZM92 235V236H93ZM104 235H105V233H104ZM104 235L102 234V236L101 237H104ZM118 235V234H117ZM116 235V236H117ZM124 235V236H125ZM33 236H32V238H33ZM37 236H38V232H37ZM37 236H36V240H37ZM39 236H38V238H39ZM61 236H57V237H60L61 238ZM73 236V235H72ZM76 236V235H75ZM86 236V235H85ZM85 236H84V239H85ZM90 236V235H89ZM89 236H88V234H87V238L89 239ZM98 236V237H99ZM122 236V235H121ZM124 236H123V238L122 239H124ZM140 236V235H139ZM138 236V237H139ZM3 237V236H2ZM31 237V236H30ZM30 237H28V239L30 238ZM45 238V237H47V234H45V236L43 235V236H41L40 238L42 239V238ZM56 237V238H57ZM80 237H82V235L80 236ZM94 237H95V235H94ZM91 238V236H90V238H91V242H92V239H97V241H98V238ZM101 237H99V238H101ZM113 237V236H112ZM4 238V237H3ZM11 238V237H10ZM14 238H16V237H14ZM13 238V240L15 241H12V242H14V244H11V242H9L10 243V245H13L14 247L16 246L15 245V243H17V244H19L18 242V240L19 239H14ZM35 238V237H34ZM33 238V239H34ZM39 238V239H40ZM44 238L42 239V241L44 240ZM63 238V239H64ZM68 238V237H67ZM66 238V239H67ZM78 238V237H77ZM86 238V239H87ZM117 238V237H116ZM128 238V239H129ZM136 238V237H135ZM173 238V239H172ZM0 239H2L1 237H0ZM6 239V238H5ZM5 239H3V240H5ZM20 239H21V237H20ZM21 239V240H22ZM46 239V238H45ZM46 239V240H47ZM62 239V238H61ZM66 239L64 240V244L63 245H61L62 244V241L63 240H61V243L59 242V239H57V241H58V244L59 245H61L60 246V251L58 250V247H57V245H56V247H57V251H59V252H61V251H63L62 250V248H65V253L64 252H62V253H64L65 255H67L66 254V252H67V250L68 249H70L71 247V245H72V247L75 245L74 244V241H70V242H68L70 239L68 238L67 240V242H65L66 241ZM74 239V238H73ZM79 239V238H78ZM77 239V240H78ZM81 239V238H80ZM82 239H83V237H82ZM82 239H81V242H82ZM86 239H85V241H86ZM114 239V238H113ZM119 239V241L120 240H122V239H120L119 237L117 238V240ZM127 239V238H126ZM138 239V238H137ZM201 239V240H200ZM2 240V241H3ZM35 240V239H34ZM103 240V239H102ZM116 240V241H117ZM131 240H128L127 241V243H129V241H131ZM150 240V239H149ZM171 240V241H170ZM175 240H177V239H175ZM1 241V243H4V241L2 242ZM24 241H26V239L24 240ZM28 241V240H27ZM29 241H31L30 239H29ZM28 241V242H29ZM39 240H37V242H38ZM48 241V240H47ZM56 241V240H55ZM56 241V242H57ZM78 241H80V240H78ZM78 241H77V243H78ZM84 241V240H83ZM89 241H90V239H89ZM96 241V240H95ZM108 241V240H107ZM113 241V240H112ZM123 241H125V240H123ZM133 241H131V244H133ZM137 241V240H136ZM136 241H134L135 243H136ZM155 241V240H154ZM161 241V240H160ZM191 241V242H190ZM193 241H195V240H193ZM200 241H201V243H200ZM5 242H7V241H5ZM27 242V244H29ZM32 242H34L33 240H32ZM31 242V243H32ZM36 242V241H35ZM36 242V243H37ZM44 243L46 242V241H43ZM49 242V241H48ZM80 242V243H81ZM86 242H88V241H86ZM8 243V244H9ZM24 243V242H23ZM23 243L21 244V245H23ZM36 243L34 244V247L35 248H37L38 247V245L39 244H37V247H36ZM52 242H50V244H51ZM53 243H54V240H53ZM53 243H52V245L51 246H53ZM65 243H69V244H65ZM74 245H73V244ZM76 243V245H78V244H80V243H78L77 244ZM83 244H84V242H82ZM81 243V244H82ZM98 243V242H97ZM120 243H122L123 244V242H120ZM119 242H117V243H115L114 245H113V243H111L110 245H112L111 247H112V249H111V251L110 252H112V250H114L113 248H117L118 249V247L121 245ZM127 243H125L124 242V245L125 246H127L128 244ZM157 243V242H156ZM5 244V243H4ZM3 244V245H4ZM7 244V243H6ZM25 244V243H24ZM40 244H42V243H40ZM48 244V246H49V243H47ZM88 244V243H87ZM108 244V243H107ZM127 244V245H126ZM148 244V243H147ZM152 244V243H151ZM162 244V243H161ZM211 244V245H210ZM1 245V244H0ZM10 245H8L7 247L9 248V247H11L12 249H13V247L12 246H10ZM26 245V244H25ZM25 245H23V246H25ZM75 245V246H76ZM130 245V244H129ZM134 245V244H133ZM139 245V244H138ZM143 245V244H142ZM142 245H140V246H142ZM153 245V244H152ZM195 245V244H194ZM193 245V247H194V251H193V253L197 250L196 248H197V246L198 245H195L194 246ZM204 245V244H203ZM227 246H229L228 244H226ZM225 245V246H226ZM27 246V245H26ZM42 246V245H41ZM41 246H39V247H41ZM44 246V245H43ZM47 246V245H46ZM97 246V245H96ZM99 246V245H98ZM97 246V247H98ZM105 246V245H104ZM114 246V247H113ZM124 246V247H125ZM132 245H130V248L132 249V247H131ZM154 246V245H153ZM156 246V245H155ZM154 246V247H155ZM224 246V247H225ZM227 246H226V248H227ZM17 247H18V245H17ZM22 247V246H21ZM28 247V246H27ZM38 247V248H39ZM56 247L54 248V249H56ZM82 247V246H81ZM89 247H90V245H89ZM108 247V246H107ZM122 247H123V245H122ZM137 247V246H136ZM139 247V246H138ZM138 247L136 248V251L137 250H139L138 249ZM148 247H149V245H148ZM157 247V246H156ZM155 247V248H156ZM159 247H161V246H159ZM192 247V246H191ZM196 247V248H195ZM200 247V249L202 248V250L204 251V249H203V247L200 245L199 246ZM4 248H5V246H4ZM3 246H1V250H2V252H3ZM23 248H25V247H23ZM23 248H21V249H23ZM29 248V247H28ZM28 248L26 249L25 248V250H28ZM44 248V247H43ZM42 248V249H43ZM47 248V247H46ZM75 247H73L72 249H74ZM90 248H92V246L90 247ZM101 248V247H100ZM120 248V247H119ZM126 248H129V247H126ZM126 248H122L123 250V252L124 251H126L125 249ZM134 248V247H133ZM146 248V247H145ZM151 248V247H150ZM216 248V249H215ZM229 248V249H230ZM12 249H8V251L10 250V252L11 251H13ZM30 249H31V247H30ZM49 249V248H48ZM47 249V254L48 253H51V254H54V253H52V252H48L49 250ZM51 249V248H50ZM67 249V250H66ZM71 249V250H72ZM76 249V248H75ZM77 249H80V247H78ZM84 249H88V248H84ZM93 249H94V247H93ZM92 249V250H93ZM99 249V248H98ZM104 249V248H103ZM117 249H115V252H116V250ZM147 249V248H146ZM145 249V250H146ZM192 248H190V251H192L191 250ZM196 249V250H195ZM208 249V248H207ZM210 249V248H209ZM7 249H5V251H6ZM34 250H37V249H34ZM52 250H53V247H52ZM51 250V251H52ZM70 250V251H71ZM83 250V249H82ZM91 250V249H90ZM95 250V249H94ZM93 250V251H94ZM97 250V249H96ZM95 250V251H96ZM105 250H107V249H105ZM119 250H121V249H119ZM118 250V251H119ZM130 249H127V252L129 251ZM144 250V249H143ZM156 250H157V248H156ZM160 250V249H159ZM199 250V249H198ZM197 250V251H198ZM202 250H200V251H202ZM210 250V251H211ZM224 250V249H223ZM223 250H220V251H218L217 250V252H219L220 254H221V256L223 255L222 253H221V251H223ZM234 250V252L235 251H237L238 249H233ZM4 251V252H5ZM16 251V250H15ZM24 251V250H23ZM29 251V250H28ZM28 251H24V253L22 252V253H20V251H19V253H17V254H19V256L17 257V259H21V258H25L24 256H27L28 254H30L32 251H33V249H32V251L30 252V253H28ZM39 251V253H40V250H38ZM42 251V250H41ZM46 251V250H45ZM54 251V250H53ZM56 251V250H55ZM54 251V252H55ZM69 251V250H68ZM73 251V250H72ZM76 251V250H75ZM108 251H109V249H108ZM117 251V252H118ZM122 251H120V252H122ZM199 251V252H200ZM232 251V250H231ZM27 252V253H26ZM43 252V251H42ZM78 252V251H77ZM86 252H88V251H86ZM114 252V251H113ZM205 252V251H204ZM212 252V251H211ZM210 252V253H211ZM215 252V251H214ZM214 252H212V253H214ZM233 252V251H232ZM232 252H227V250H226V252H224L223 251V253H225V255H223V256H225V263H227V264H238V260L236 261L235 259L236 258H239V257H235L233 254H235V253H232ZM8 252L6 251V253L4 254V256H5V258L9 255H7L6 256V254H7ZM13 253H14V251H13ZM15 253V254H16ZM26 253V255H24ZM35 253V252H34ZM38 253V254H39ZM43 253H46V252H43ZM58 253V252H57ZM62 253H61V255H62ZM75 253V252H74ZM88 253H90V252H88ZM94 253V252H93ZM119 253V252H118ZM118 253H116V256H117V254ZM144 253H145V251H144ZM162 253V252H161ZM186 255H188L189 254V258L190 257H194V255L192 256V254H190V252H189V250L188 251H186V252H184ZM184 253H183V255H184ZM195 253H197L198 254V252H195ZM208 253V252H207ZM219 253H216V254H219ZM245 253V252H244ZM20 254H23L24 256H22L21 257V255ZM38 254H36V255H38ZM42 254V253H41ZM40 254V256H42ZM51 254L50 255H48V257L49 256H51ZM76 254V253H75ZM75 254H73V255H75ZM79 254V253H78ZM83 254H86L85 252L83 253ZM92 254V253H91ZM101 254V253H100ZM106 254V253H105ZM109 253L107 252V255H108ZM111 255H115V254H113V253H110ZM105 255L106 257H105V259H104V255L102 256V257H100L101 259H102V261H101V259H100V262L98 263H96V264H109L108 262L109 261H112V258L114 257V256H112V257H110L111 255ZM123 254H126V252L125 253H122L121 255H123ZM129 254V253H128ZM135 255H136V257H137V253L135 252L134 253ZM134 254H131V255H134ZM201 254H203V252L201 253ZM205 254V253H204ZM215 254V253H214ZM219 254V255H220ZM236 254H237V252H236ZM238 254H240V253H238ZM44 255V254H43ZM61 255H59V256H61ZM64 255V256H65ZM80 255V254H79ZM88 255V254H87ZM98 255V254H97ZM119 255V254H118ZM121 255H119V256H121ZM134 255V256H135ZM140 255H142L141 254V252H140ZM139 255V257H140V259H142L143 257L145 258L147 255L149 256V254H147L146 255V253L143 255V257H141ZM186 255H184V257L186 256ZM191 255V256H190ZM213 255V254H212ZM218 255V256H219ZM0 256H1V254H0ZM30 256V255H29ZM32 256H33V254H32ZM35 256V255H34ZM34 256H33V259H34ZM47 256V255H46ZM53 256V255H52ZM58 256V257H59ZM63 256V255H62ZM63 256V257H64ZM71 256V255H70ZM94 256V255H93ZM118 256V257H119ZM151 256H153V255H151ZM157 256H159V255H157ZM156 256V257H157ZM161 256V255H160ZM159 256V257H160ZM198 256V255H197ZM217 256V257H218ZM221 256H219V257H221ZM239 256V255H238ZM241 256V255H240ZM28 257V256H27ZM26 257V258H27ZM37 257V256H36ZM43 257V256H42ZM42 257H40L39 259H41ZM55 257V256H54ZM53 257V258H54ZM63 257H61V258H63ZM76 257V256H75ZM85 257H87L88 258V256H86L85 255ZM84 257V258H85ZM94 257H96V256H94ZM94 257H92L91 258V260H93V258ZM110 257V258H109ZM131 257V256H130ZM162 257H160V259L162 258ZM175 257V256H174ZM179 257V256H178ZM176 258V259H174L173 258V255H172V260H170V261H172L173 262V260L174 261H177V259H179V258ZM184 257L182 258V259H180V260H182V261H184L183 259H184ZM218 257V258H219ZM234 257H235V259H234ZM13 258V257H12ZM11 258V259H12ZM25 258V259H26ZM30 258V257H29ZM29 258H27V259H29ZM49 258H51V257H49ZM48 258V259H49ZM52 258V259H53ZM57 257H55V259H56ZM60 258V257H59ZM60 258V259H61ZM73 258H74V256H73ZM73 258L71 259L70 258V260H71V262H75L77 259L75 258V261H72L73 260ZM81 258V257H80ZM83 258V257H82ZM97 258V257H96ZM106 258H108V262H107V259ZM117 258V257H116ZM133 258V257H132ZM132 258H131V260H132ZM152 258H154V257H152ZM168 258V259H169ZM186 258H187V256H186ZM185 258V259H186ZM189 258H187V259H189ZM218 258H216V260H215V263H213V264H222V262L220 261V259H218ZM222 258V257H221ZM241 258V257H240ZM239 258V259H240ZM4 259V258H3ZM2 259V257H1V260H3ZM9 259V258H8ZM11 259H9V260H11ZM24 259V260H25ZM26 259V260H27ZM30 259H32V258H30ZM44 259H45V257H44ZM47 259V258H46ZM45 259V260H46ZM54 259V260H55ZM67 259H68V262L66 263L65 262V264H71V262H69V256H67ZM79 259V258H78ZM88 259H90V256H89V258ZM88 259H85V261H86V263L85 264H88L87 262L89 261ZM95 259V258H94ZM97 259H99V258H97ZM111 259V260H110ZM135 259V258H134ZM146 259H148V258H146ZM146 259H144V262H145V260ZM163 259V258H162ZM215 259V258H214ZM222 259V260H223ZM14 260H16V259H14ZM23 260V261H24ZM35 260V259H34ZM34 260H31V262H33L34 264L37 262L36 260H37V258H36V262H34ZM43 259H41V261H42ZM53 260V261H54ZM57 260H59V259H57ZM56 260V262H57V264L59 263L58 261ZM63 260V259H62ZM62 260H61V262H62ZM83 260V259H82ZM91 260L89 261V262H91ZM118 260V259H117ZM120 260V259H119ZM136 260V259H135ZM137 260H139L138 258H137ZM149 260H150V258H149ZM152 260H154V259H152ZM156 260H159V259H156ZM156 260H155V264H156ZM166 260V259H165ZM213 260V259H212ZM212 260H210L209 259V261H207V264H211L210 263V261H212ZM223 260V261H224ZM3 261H5V262H7L8 260L6 259V260H3ZM2 261V263H4ZM13 263H15L13 260H11ZM20 261V260H19ZM19 261H17L18 263L17 264H19V263H26V264H28V261H30V260H28V261H25V262H19ZM47 261V260H46ZM52 261V260H51ZM66 261V260H65ZM77 261H80V263L81 262H83V261H81V260H77ZM76 261V262H77ZM96 261H98V260H96ZM95 261V262H96ZM114 261V260H113ZM116 261V260H115ZM141 261H143V260H141ZM151 261V260H150ZM150 261H147L148 263L150 262ZM160 261V260H159ZM164 261V260H163ZM169 261V260H168ZM169 261V262H170ZM182 261H179V262H177V264L179 263V264H181V262ZM11 262V263H12ZM31 262H29V263H31ZM38 262L40 263V260H38ZM43 262V261H42ZM45 262V261H44ZM43 262V263H44ZM50 262V261H49ZM55 262V263H56ZM64 262V261H63ZM75 262V263H76ZM93 262H94V260H93ZM121 262V261H120ZM123 262V261H122ZM135 262H137V261H135ZM168 262V263H169ZM239 262V263H240ZM1 263V262H0ZM8 263L10 264V262L8 261ZM8 263H6V264H8ZM54 263V264H55ZM72 263V264H73ZM74 263V264H75ZM79 263V262H78ZM78 263H76V264H78ZM131 263V262H130ZM138 263H139V261H138ZM146 263V262H145ZM145 263H143V264H145ZM151 263V262H150ZM153 263H154V261H153ZM159 263V262H158ZM161 263V262H160ZM159 263V264H160ZM165 264H168L167 262H164ZM174 263V262H173ZM185 263V262H184ZM199 263V262H198ZM200 263H202V262H200ZM16 264V263H15ZM32 264V263H31ZM41 264V263H40ZM44 264H46V263H44ZM49 264H52V262H50ZM60 264H62V263H60ZM64 264V263H63ZM91 264H95V263H92L91 262ZM113 264V263H112ZM115 264V263H114ZM118 264V263H117ZM135 264V263H134ZM147 264V263H146ZM152 264V263H151ZM163 264V263H162ZM172 264V263H171ZM176 264V263H175ZM186 264V263H185ZM203 264H205L204 262H203Z\"/></svg>",
    "mask_w": 264,
    "mask_h": 264
},
{
    "label": "rangeland",
    "instance_id": "rangeland-1",
    "mask_svg": "<svg viewBox=\"0 0 264 264\" xmlns=\"http://www.w3.org/2000/svg\"><path fill=\"white\" fill-rule=\"evenodd\" d=\"M1 1H2V0H0V2H1ZM32 1H33V0H32ZM36 1L38 2V1H40V0H34L33 2H31V0H30V1L25 0L26 3L28 2V3L31 4V9H32V11H30V13H31V12L33 13V14L31 13V15H30V17L32 16L31 19H30V17H28L27 19L25 18L26 20L29 19V20L31 21V22H30V26L27 25V26H28V29H26L27 26H26V27H23L24 25H23V26L20 25L21 28H20V27H19V28L17 27L18 29H20V31H19V30L17 31V29H16V31H15V32H17V34L19 33V34L17 35L18 38H20L19 35H20L22 32H23V34H26V35L28 34L27 36L25 35L24 37H23V35L21 34V35H22L21 37L24 38V40H22V41L24 42L25 40H28V42H29V43H28V47H27V48H28L27 52H26V51L23 52L24 54H25V53H29V54H25L26 57H25V55H24V58H23V61H22V62H23V63H22V64H23L22 69H26V68L28 69V67L26 66V64H30V63H32V65H33L34 60H36L37 58L39 59L40 64H41V61H42V62L44 61V59H43V60H41V59H42L44 56L46 57L47 54H45L46 51H43V49H45V47L42 46L43 44L45 45V44L49 43V44L51 45V42H54V45H52V46H56V48H54V50H53V51H55V49H59V50H60V48H61L60 46H61V45L63 46V44H64V45H67V44H68L67 46H69V45L71 46V43H72V41H73V39H74V41H76V43H75V42L73 43V44H74L73 46L76 45L75 48H74L73 46H71V48H70V46H69V47H67V46L64 47V48H67V50H69V48H70V50L72 49V51H70V53L74 54V52H75V54H74L73 56H72L69 52H67V50L64 49V48H63V51H62V49H61V51H60L61 54H60L59 50H58V51L56 50L55 53H56V55H58V58L56 57V55H53V54H55V53L52 51L50 54L48 53V54L50 55V57H49V56H48V57H49L50 59L53 60V58H52V56H51V55H53V56L56 57V58L54 57V58H55L54 60L58 59V62H59V64H57L58 66L55 65V67H57V68L54 67V63H53V66L51 65L52 63H50V62H53V61L50 60V62H49V60H45L44 63H42V66H44L43 64H45V65H46V64H49V65H51V66H48V65H47L46 68H45V66H44L45 70L42 69V70L40 71V73H39V71H38V74H39V75H38V74L35 73V72H37V71H35V70L32 68L33 66L30 64L32 67H31L30 69H28V71H30V72L27 73V75H28V74H31L32 71H34V73H32L33 76H38V77L40 78V77H41V76H40L41 72L44 71V74L49 73V71H50L49 68L51 67V71H53L54 73L50 71L51 73L46 74L47 76H45V75L43 74V72H42L43 75L41 74L42 77L40 78V80L43 78V79L41 80V81L43 82V80L48 79V81H50V82L52 83V89H53V86H54V85H57V86H59V85H63L62 87L59 86L60 89H59V87L54 86L55 88H54L53 90L56 89L55 91H57V92H56L57 94H55V91H54V93H53L52 90H51L52 92H50V95H53V94H54L53 96L57 95V97H58V96L60 95V96H59L58 104H56L57 107L61 108V109H59V110H60V111L62 110V112L59 111L60 114L62 113V114H61L62 116H60V119H61V120H60V125L64 122L63 124H65V127H66V128H70L72 123H69V122H71V119H69V118H71V116L75 115L76 113H78V115L80 114V117H81V114H82V116H83L82 118H83V119H80V120H81V121L85 120V122L83 121L85 124H86V121H87V120H88L87 122H88V123H91V125H93V124L95 123L96 125H93V126H95V127H93V126H91V125H90V126H89V125H88V126L86 125V126H87V129H86V127L83 126V125L81 124V121H79V118H80V117H77V121H76L75 124H77L78 121H79V123L81 124V128H82V127H85V131H87L88 129L92 128V129H90V133H91L92 131L94 132V130L97 129L96 126H99V128L101 127L100 129L98 128L99 131L96 130V131H98V132H94L96 135L92 132L96 138L98 137V140H100L101 137H102V141L104 140L103 142H105V143H102V141L100 140V143H99V145L101 144L100 146L105 145V144H106V141L111 142L110 140H107V139H106V138L109 139V137H108V136L106 137V136L104 135V134L107 132L105 129H108V130L110 129V131H113V130H111V129H114V128H115V130L113 131V134L118 135V132H120V131L122 130L121 127L123 128V124L125 125V121H122V122L120 121V118H121V116H120V115H121L120 111H119V110L114 111L113 106H111V105L113 104V101H112V104H111V102H110V101L112 100V97H111L112 95H111V94L109 95V94H108L109 92H107V91H105L106 93H103L104 89H103L102 87H100V84H99V86H98V83L101 82V79L107 78L108 76H117V75L129 76V78L127 79L126 82L129 84V85H127V86H131V87H129V88H132V90L129 89L128 87H126V84H127V83L125 84V82H124V84L121 85V86H122V87H123L124 85H125V86L123 87V90H121V91L123 92V91H124V88H126L125 90H127V91H129V92L126 91V92H127V93H126V92L124 91L126 94H128L127 96H126L125 93H124V94H123L122 92H121V93L125 96L126 99H127V97H128L129 95H130V96L132 95V97H130V96L128 97V100H129L130 98H132V99L134 100V99H135V96L138 94V98H139L141 101L138 99V100H135L136 102L133 101V100H132V101H133V102H132L131 99H130V103H132V104H134V105H137V106H141V103H143V106H144V105H146V104H145L146 102H151V101H152L153 96H154L153 100H156L155 98L159 99V98L161 97L162 94H157V93H160L161 91H163V89H164V91H163L164 93H166V91H167L166 89H168V91H169V89H170L169 86L171 85V87H172V82L174 81V79L177 78L178 75L180 76V73H181V74L184 73V72H182V71H183L185 68L187 69V70L185 69L186 71H190L191 69L188 68L189 66H191V64L189 63V61H190V62H193V61H194L192 64H193V66H196V69H197V70H196V69L193 70L194 68H193L192 70L194 71V73H193L194 77H196V76L200 75L201 73H203L204 71L206 72V69H207V68H206V67L202 68L203 65L205 64V62H207V61H205L206 59H207L208 61H209V59H210L211 62H212V58H213V59L215 58L214 61L220 58L219 61L215 62V64H214V62L211 63V64H213L212 68L214 67V69H215V70L217 69L216 71L218 72V70H219L218 68L220 67V64H221L222 61H223V59L221 60V57H225V56H226V58H228V56H229V59H230V57H231V55H230V54H231V53H230L231 51L229 50V49H230V47H229L230 44H229V46H228V42H227L228 39H227V36H226V38H224V39H226V40H225L226 42L223 41L224 39H223V40L221 39V41H223V42H220V39L218 40V38L216 37L215 34H214L215 36L213 35V38L216 37V39H212V38H211V36H212L211 33H215V30H213V28L211 27V28L209 29V32H206L210 26L202 27L201 29L204 28L203 31H204L207 27H208V28H207V30H206L205 32L201 31V29H200V31L203 32V35L201 34V35L199 36V34L201 33V32L199 31V28H200V27L197 28V29H196V28H193V26L191 25L192 23H189V24L186 23L187 25H185V22H186V16H185V15H186V14L183 15V11H185V9H186L188 6L191 7V5H194V7L192 6V7L194 8V10H192L191 8L188 7V9L186 10V11L190 10V11H188V13H189V12H192V11H195L196 8H197V10H198L199 8H202V7H203L202 10L205 8L206 11H207L206 13H208V15L211 14V15H209V16H213L212 18H215L216 16L219 17V19L216 17V18H217L216 21H218L217 23H218V24L220 23V24L222 25L221 27L224 28V29L227 31V30H228V29H227V28H228V27H227V26H228L227 24H228V22H230L231 19H232V16H231V15H233V14H231V12H233L234 8H233L232 11L229 12V11H228V8H225V7H229V6H231L232 3H234V5H232L233 7L235 6V4L237 5L238 3H240V5H241V4H244V1H241V0H237V1H234V0H230V1H229V0H228V2L230 3V5H229V3L227 2V0H224V3L226 2V4H225V7H223V5H224L223 2H222L223 0H207L208 2L205 0L206 3H203L204 0H203V1H201V0H200V1H199V0H188V1H187V0H184L185 3L182 2L181 0H178L179 2H178V1L176 2V1L174 0V1H175V4H176V3H179V6L177 5L179 8H178L176 5H175V8L177 7L176 9H178V10L181 12V13H179V11H177V13L179 14V15H178V16H179V17H178L179 20L176 18V19L178 20L180 26H178V22H177L176 20H171L172 22H171V21L168 22V24H169V23H170V24H173V27H172V28L170 27V26H172V25H169V27L167 28V27L163 24V25H164L163 27H164V28L166 27L167 29H166V28H165V29H164V28H160L159 26H161L162 24H160V25L158 26L160 29H162V31H163V30H164L165 32L167 31L166 34H168V32H169L168 30L171 29V30H170L171 33L169 32V33H170V34H169L170 36H169V35H165V33H162L161 30L159 31V29H158V31L156 30V32H154L155 34L151 32L152 29H153L152 27L157 26V25H154V24H155V19H156L157 17H156L154 20H151V19H152V17L154 16V15H153L154 13H155V16H157V15H156V12H157V14H158V11H156V10L154 9V3H153L151 0H150L151 3L148 2V0H144V1L141 0L142 2H139V1H136V0H121V1L118 2V3H115V2H117V1H119V0H114V2H112L113 0H110L109 2L106 1V0H82L81 2H80V0H78V1H77V0H73V1H71V0H47V1H46V0H44L45 2H42V4L39 5V6L36 5V3H37ZM65 1H66V2H65ZM74 1H75V2H74ZM76 1H77V3H76ZM135 1H136V2H135ZM166 1L169 2L170 0H166ZM180 1L182 2L181 4H180ZM186 1H187V2H186ZM232 1H233V2H232ZM238 1H240V2H238ZM246 1H247V0H246ZM34 2H35V3H34ZM50 2H51V3H50ZM58 2H59V3H58ZM61 2H62V3H61ZM63 2H65V3H63ZM70 2H71V4H70ZM72 2H73L74 4H73ZM86 2L88 3V5H87ZM111 2H112L113 4H112ZM138 2H139V4H138ZM172 2H173V0H171L170 3L172 4ZM191 2H192V4H191ZM220 2H221V3H220ZM231 2H232V3H231ZM235 2H237V3H235ZM242 2H243V3H242ZM32 3H33V5L35 4L34 6H35L36 9H34V6H32ZM46 3H47V4H46ZM48 3H49L50 5H49ZM60 3H61L63 6H62ZM67 3H68V4H67ZM79 3H80V4H79ZM107 3H109V4H111V5H108ZM114 3H115V4H114ZM183 3H184V4H183ZM188 3H189V4H188ZM193 3H194V4H193ZM200 3H201V4H200ZM208 3H209V4H208ZM245 3H246V2H245ZM263 3H264V2H263ZM54 4H55V5H54ZM82 4H83V5H82ZM85 4H86V5H85ZM116 4H117V5H116ZM205 4H207L208 7H207ZM222 4H223V5H222ZM227 4H228V5H227ZM81 5H82V6H81ZM114 5H115V6H114ZM172 5L174 6V2H173ZM182 5H183V6H182ZM186 5H187V7H186ZM197 5H199V6H198L199 8L197 7ZM200 5H201V7H200ZM202 5H203V6H202ZM217 5H218V6H217ZM219 5H221V6H219ZM226 5H227V6H226ZM66 6H67V7H66ZM71 6L74 7V10H73V8H72ZM87 6H88V7H87ZM181 6H182V8H181ZM246 6H248L247 8L249 9L250 3H249V4L241 5V10H243L242 8H246ZM68 7H69V8H68ZM77 7H79V9H80L81 12H80L79 10H78V11L75 10V9H78ZM82 7H83V9H82ZM84 7H85V8H84ZM183 7H184V8H183ZM216 8H217V9H216ZM64 9L66 10V12L68 11L67 13H69V14L65 13V14H67V15H66L67 18H68L69 15L72 13L71 11H74L75 14L79 13L80 15H82L83 18L78 14L79 16H78V15H76V16H74V17L72 16V17H73V21H72V19H70V18H72V17H69V19H70V23H69L70 25H69V24H67L69 21H68V19L65 18V17H66L65 14H64V16H63V13L65 12ZM69 9H70L71 11H69ZM81 9H82L83 11H82ZM205 9H204V11H205ZM226 9H227V10H226ZM248 9H247V10H248ZM60 10H61V11H60ZM62 10H63V13H62ZM199 10H200V9H199ZM223 10H224V11H228V13H226V15H224V16H226V17L222 16V11H223ZM57 11H58V12H57ZM153 11H156V12H153ZM186 11H185L184 13H186ZM218 11H219V13H221V14H218V13L215 14V13L218 12ZM44 12H45V13H44ZM49 12H50V13H49ZM55 12H56V14L58 13L57 15H61V18H60V16H54V15H56ZM70 12H71V13H70ZM74 12H73L71 15H73ZM151 12H152L153 14H152ZM260 12H261V13H260ZM30 13H29V14H30ZM42 13H43V14H42ZM46 13H47V14H46ZM48 13H49V14H48ZM51 13H53L54 15L51 14ZM83 13H84L85 16L83 15ZM146 13L149 15L150 18L148 17V15H147ZM188 13H187V14H188ZM263 13H264V9H263L262 11H261V9L256 10V12L254 11L253 14L251 15V17L248 18V21H247V24H246V25H249L248 28H249V27H250V28H249V29L242 30L243 27H244V26H243L242 29H240V28L238 29V31L240 30V31H239L240 33H241L242 31H243V32H242L243 34L246 33L245 36H246V35H247V36H250V37H246V38H248V39H246V40H249V41H246V42H245V46H244V48H243V51H244V52L242 53V55L244 54L243 56H247V57L244 58L243 56H241V59H240V60H244V61H245V60L248 58V56H251V55H252V56H251V61H250V62L253 63V61H254V64H255V65H254V64H251L250 66H247V65L250 64V62L248 63L249 60H246L245 62L243 61L244 64L241 63L242 61L239 62L240 65H241V69H243L242 71H243V72H244V70L246 71V72L243 73L244 75L247 74V71H248V70H250V69H251V70H252V69H257V67H258V62H257V64H256V62H255V61H256V60H255V57H256V56L253 55L252 50L256 47V49L259 48V52H260V53H261V52H264V42H263V41H264V37L261 36L262 33H264V28H263V27H264V25H263L264 22H263V20H262V19H264V18H263V17H264V14H263ZM35 14H36V15H35ZM44 14H45V15H44ZM75 14H74V15H75ZM150 14H151V15H150ZM228 14H229V15H228ZM146 15H147V16H146ZM182 15H183V16H182ZM218 15H219V16H218ZM258 15H261L262 18L259 16V17H257L258 19H255L256 16H258ZM0 16H2V15H0ZM50 16H52V17H50ZM53 16H54V17H58V18H60L61 20L58 19V18L55 19V18H53ZM62 16H63V17H62ZM77 16H78V18H76ZM155 16H154V17H155ZM214 16H215V17H214ZM228 16H229V17H228ZM230 16H231V18H230ZM34 17H36V19L38 20V22H39L40 24H42V25H40V27H39V23L37 22V20H36ZM147 17H148L149 21H148V19H146ZM181 17H182V19H181ZM184 17H185V18H184ZM221 17H222V19H221ZM50 18H51V19H50ZM52 18H53V19H52ZM63 18H65V19H63ZM75 18L78 19V20L80 19V20H79V21L76 20V21H78V22L76 23ZM101 18H103V19H101ZM228 18H229V19H228ZM89 19H90L91 21H90ZM144 19H146V21H147L148 23H147ZM170 19H171V18H168V20H170ZM172 19H173V18H172ZM183 19H184V21H183ZM220 19H221V20H220ZM225 19H226V20H225ZM259 19H260V20H259ZM29 20H28V21H29ZM32 20H33V21H32ZM57 20H59V21H57ZM81 20H83V22H82ZM100 20H101V21H100ZM180 20H182V22H181ZM222 20H224L227 24H226L224 21H222ZM1 21H2V19H1ZM1 21H0V27H2V28H0V29H3L4 22L1 23ZM50 21H51V22H55V21H56V23H52V24H51V23H49ZM61 21H63V23H62ZM67 21H68V22H67ZM74 21H75V22H74ZM87 21H88V22L90 21V22H89L90 24H89ZM103 21H104V22H103ZM175 21H176V22H175ZM219 21H220V22H219ZM221 21H222V22H221ZM33 22H34V24L37 23L38 26L32 24ZM45 22H47V23H45ZM60 22H61V23H60ZM65 22H66V23H65ZM71 22H72L73 24H74V23H75V24L73 25ZM86 22H87V23H86ZM91 22H92V23H91ZM58 23H59V24H58ZM64 23H65V24H64ZM81 23H82V24H81ZM97 23H98V25H97ZM101 23H103V25H104V23H105V26H103ZM109 23H110V24L113 23L112 26H111ZM46 24H47V25L50 24V25L47 26ZM61 24H62L64 27H63ZM71 24H72V25H71ZM95 24H96L97 26H96ZM115 24H116V25H115ZM126 24H128V25H126ZM150 24H151V26H150ZM174 24H175V25H174ZM176 24H177V25H176ZM181 24L183 25L182 27H181ZM224 24H226V25H224ZM32 25H34V26H32ZM89 25H90V26H89ZM93 25H94V26H93ZM109 25H110V26H109ZM184 25L186 26V28H187L188 26H190V27H188L187 30H186L185 27H184ZM246 25H245V26H246ZM59 26H60V27H59ZM65 26H66V27H65ZM92 26H93V27H92ZM100 26H102V27H100ZM116 26H117V27H116ZM194 26L196 27V25H194ZM261 26H263V27H261ZM22 27H23V29H22ZM34 27H35V28H34ZM36 27H37V28H36ZM44 27H46L44 32H47V33L44 34V35H46V37L44 36L43 39H44V40L47 39L48 41H44V40L41 41V39H42L41 36H43V34L41 35V33H43L42 29H44ZM51 27H52V28H51ZM55 27H56V28H55ZM97 27H98V28H97ZM99 27H100V28H99ZM106 27H107V28H106ZM114 27H115V28H114ZM149 27H151V28H149ZM225 27H227V28H225ZM251 27H252V28L254 27L256 30H254V28H253V30H251V29H252ZM24 28H25V29H24ZM30 28H31V29L33 28V29H32L33 31H32ZM41 28H42V29H41ZM54 28L56 29V32H59V35L55 32V29H54ZM58 28H60V29H58ZM104 28H106V32H107V33L104 32V31H101V29H104ZM111 28H112V29H111ZM143 28H144V30H143ZM169 28H170V29H169ZM182 28H183V30H182ZM189 28H191V29H189ZM244 28H247V26L244 27ZM37 29H40L42 32L39 30L40 34H37V32H38ZM50 29H51V31H49ZM84 29H86V30L84 31ZM92 29H93V32H92ZM115 29H116V31H115ZM133 29H134V30H133ZM155 29H157V27H155L154 30H155ZM188 29L191 31V33H190V31H189ZM195 29H196V31L198 30L200 33H198V31L196 32ZM262 29H263V30H262ZM23 30H25V31H23ZM27 30H28V31H27ZM30 30H31L32 33H30ZM34 30H35V33H34ZM58 30H59V31H58ZM62 30H63V31H62ZM65 30H66L67 32H66ZM77 30H78V31H77ZM104 30H105V29H104ZM111 30H112L113 32H112ZM126 30H128L129 32L126 31ZM249 30H251V32H250ZM261 30H262L263 32H262ZM21 31H22V32H21ZM26 31H27V32H26ZM36 31H37V32H36ZM48 31H49V32H48ZM68 31H69V32H68ZM79 31H80V32H79ZM87 31H88V32H87ZM89 31H90V32H89ZM97 31H99V32L97 33ZM131 31H132V32H131ZM143 31H144V32H143ZM181 31H183V33H182ZM184 31L186 32V34H187V32H189L190 34L188 33L187 36L185 37V35H184L185 32H184ZM193 31H195V33H198V35L196 34V36H195V33H194ZM213 31H214V32H213ZM257 31H258V32L261 31V32H262V33L260 32L261 35H260ZM24 32H26V33H24ZM50 32H51L52 34H51ZM53 32H54V33H53ZM60 32H61V33H60ZM72 32H73V33H72ZM76 32H78L79 35H76ZM101 32H102V33H101ZM118 32H119V33H118ZM125 32H126V33H125ZM149 32H151L152 35H151V34H148ZM157 32H160V33H158L159 35L162 33V35L164 36V38H163V36H159V35L157 34ZM172 32H173V33H172ZM175 32H176V33H175ZM178 32H179V33H178ZM180 32H181V33H180ZM244 32H245V33H244ZM247 32H249V33H247ZM29 33H30V34H29ZM55 33H56V34H55ZM86 33H87L88 35H86ZM91 33H92V35H91ZM96 33H97V34H96ZM99 33L102 34V36L99 35ZM114 33L117 35V37L115 36ZM174 33H175V34H174ZM242 33H241V34H242ZM31 34H32V35H31ZM65 34H66V35H65ZM72 34H73L74 36H73ZM104 34H105V35L108 34V35L105 36ZM109 34H113V35L110 36ZM173 34L175 35V37H174ZM176 34H177V36H176ZM178 34H179V35H180V34H183V36H179V37H178ZM192 34L195 36V37H194V40H193V37H192L193 35H192ZM256 34H257V35H256ZM258 34H259V35H258ZM33 35H36V36L38 37V38H37L36 36H34V37L37 38V39L35 38L36 41L39 40V38H40V40L37 41V42H40V41H41V42H45V43L40 44L39 46H41V47H39V46L37 45V46H38V48H37V46L34 45V43L31 42V39L34 38V37H32ZM40 35H41V36H40ZM48 35H49V36H48ZM51 35H52V36H51ZM54 35H56V37H55ZM57 35H58V37H57ZM61 35H65V36H62V38H61ZM93 35H97L99 38H98L97 36H93ZM156 35H157V36H156ZM172 35H173V36H172ZM188 35H189V36H188ZM208 35H211V36L209 37ZM226 35H227V32H226ZM254 35H255V36H254ZM15 36H16V33H15ZM28 36H29V37H28ZM30 36H31V37H30ZM39 36H40V37H39ZM77 36H78V37H77ZM81 36H82V37H81ZM92 36H93L94 38H92ZM100 36H101V37L105 36V39H104V37H103V40H101L102 38H101ZM149 36H152V37H149ZM166 36H167V38H166ZM168 36H169V37H168ZM197 36H198V37H197ZM260 36H261L262 38H261ZM25 37H26V38H25ZM52 37H53V38H52ZM66 37H67V38H66ZM68 37H69L70 39H69ZM79 37L81 38V40H80ZM83 37H85V38H86V37H87V38L91 37L92 39H91V38H89V39H91L92 43H93V39H97V38L100 39L101 41H99V43H97V44L95 43V42H98L97 40L94 42V44H96V45H95V49H94V48H93V45H94V44L92 45V44L90 43V41H89V43H90V44H89L87 40H83V39H85V38H83ZM157 37H158V38H157ZM177 37H178L177 40H178L179 43H176L177 40H175V39H176ZM180 37H181V38H180ZM184 37L187 38V39L185 40ZM189 37H190V38H189ZM254 37H255V38H254ZM259 37L261 38V41H262L261 43H259V42H260V41H259V40H260ZM16 38H17V37H16ZM23 38H20V39H23ZM29 38H30V39H29ZM51 38H52V39H51ZM78 38H79V40H78ZM87 38H86V39H87ZM109 38H110V39H109ZM152 38H153V39H152ZM154 38H155V40H154ZM179 38H180V40H179ZM182 38L184 39V41L182 40ZM188 38H189V39H188ZM249 38H250V39H249ZM251 38H252L253 40H252ZM257 38H258V39H257ZM20 39H19V40H20ZM50 39H51V42H49ZM54 39H55V40H54ZM71 39H72V41H71ZM107 39H108V40H107ZM111 39H112V40H111ZM190 39H191V42L189 41ZM256 39H257L259 42L256 41ZM262 39H263V40H262ZM13 40H15V39H13ZM13 40H12V41H13ZM32 40H34V39H32ZM35 40H34V41H35ZM52 40H54V41H52ZM56 40L59 41L60 43L64 41L66 44L63 42V43L60 44V46H57L56 44H58V43L55 42ZM60 40H62V41H60ZM82 40H83L84 42L87 41L86 44L88 43V46H87V45H86V46H85V45L83 46L82 43H84V42H83ZM181 40H182V41H181ZM187 40H188V41H187ZM215 40H218V41H215ZM10 41H11V40H10ZM10 41H7V40L4 41V43H5V42H9V43H6L7 45L4 44V47H0V52H3V51H4L3 53L6 54L5 52H7V51L10 49L9 46H11V49L13 50V46H12V45H16V47H17V44H18L21 40H20V41L15 40V41H13V42H10ZM22 41H21L20 44H22L21 46H24V44H23ZM34 41H33V42H34ZM180 41H181V43H180ZM185 41H186V42H185ZM251 41H253V42H251ZM30 42H31L32 44H31ZM46 42H47V43H46ZM183 42H185V43H183ZM224 42L227 44V46H225L226 44H225ZM254 42H255V43L258 42V43H256L258 47L256 46V44H255ZM11 43H12V44H11ZM158 43H159V44H158ZM182 43H183V44H182ZM247 43H248V44H247ZM250 43H251V44H250ZM52 44H53V43H52ZM78 44H79V45H78ZM84 44H85V43H84ZM153 44H154V45H153ZM171 44H173V46H172ZM178 44H180V45H178ZM181 44H182V45H181ZM246 44H247V45H246ZM260 44H261L263 47H261ZM5 45H6V46H5ZM8 45H9V46H8ZM31 45H33V46L31 47ZM47 45H48V44H47ZM58 45H59V44H58ZM90 45H92V46H90ZM158 45H160V46H158ZM168 45H169V46H168ZM170 45H171V47H170ZM252 45L255 46V47H253ZM0 46H1V45H0ZM2 46H3V45H2ZM29 46H30V47H29ZM157 46H158V47H157ZM166 46H167V47H166ZM180 46H181V47H180ZM202 46H203L205 49H202V48H203ZM251 46H252V47H251ZM8 47H9V48H8ZM57 47H58V48H57ZM72 47H73L75 50H76V47H78L76 51H79V49H80V51H79V52H76V51H74V49H73ZM83 47H85V48L83 49ZM155 47H156V48H155ZM163 47H164V48H163ZM173 47H175V48H173ZM1 48H2V51H1ZM4 48H5V49H4ZM6 48H8V50H6ZM86 48H89V49H90V50L88 49V50L90 51V54H89L88 50H86ZM168 48H169V49H168ZM171 48H172V49H171ZM207 48H208V49H207ZM209 48H210V49H209ZM214 48H215L216 50H214ZM260 48H262L263 51H262V49L260 50ZM11 49H10V50H11ZM14 49H15V46H14ZM29 49H30V50H29ZM35 49H36V50H35ZM137 49H138V50L140 49V50L137 51ZM158 49H160V51H159V53H158L159 55L157 56L156 53L154 54V51H156V50H158ZM161 49H162V50H161ZM170 49H171V50H170ZM175 49H177V50H175ZM217 49H218V52H217ZM219 49H220V50H219ZM246 49H247V50H246ZM39 50H40V51H39ZM45 50H47V49H45ZM64 50H66V51H64ZM83 50H84V51H87L88 53H87V52H84V53H83ZM165 50H166L167 53H168V52L171 53L170 51L174 50V54L177 53L178 55H172V54H169V53L167 54V53L165 52ZM168 50H169V51H168ZM200 50H201V51H200ZM203 50H204V51H203ZM205 50H207V51H205ZM212 50L215 51L216 54H215V53H211V54H212V55H211V54H210V51H212ZM245 50H246V52H245ZM38 51H39V53H38ZM41 51H42V52H41ZM175 51H176V52H175ZM181 51H183L182 54L180 53ZM184 51H185V53H184ZM208 51H209V52H208ZM228 51H230V52H228ZM249 51H250V53H249ZM32 52H33L35 55H39L41 59L39 58V56H36L37 58L34 57L35 55H34ZM36 52H37V53H36ZM40 52H41V53H40ZM44 52H45V53H44ZM58 52H59V53H58ZM62 52H65V53H63V54H65V55H66V52H67V56H64V59H65V61L67 62V64H66V62L64 61L63 57H60V55L63 56ZM147 52H148V53H147ZM151 52H153V53H151ZM164 52H165V53H164ZM172 52H173V51H172ZM192 52L197 53V55H196L195 57H191V53H192ZM203 52H204V53H203ZM206 52H207V53H206ZM225 52H227V53H225ZM42 53H43L44 55H43ZM57 53H58V54H57ZM86 53H87V55H86ZM91 53H92V54H91ZM139 53H140V54H139ZM146 53H147V56L149 55V56H151L152 58H150V57L148 56V57L150 58V59H148V57L146 56ZM162 53H164V54H162ZM189 53H190V55H189ZM199 53H200V54H199ZM219 53H222V56H219ZM229 53H230V54H229ZM31 54H32V55H31ZM40 54L43 55V57H41ZM136 54H137V55H136ZM160 54H162V55H164V56H166V57H162V55L160 56ZM165 54H166V55H165ZM180 54L182 55V57H181ZM184 54H185V55H184ZM207 54H208V55H207ZM213 54H214V56H213ZM217 54H218V55H217ZM262 54H263V53H262ZM6 55H7V54H6ZM30 55H31V56L34 55V56H33V57H30ZM127 55H128V56H127ZM138 55H139V56H138ZM141 55H142V56L145 55V56L142 58ZM152 55H153V56H152ZM215 55H217V56H219V57H217V56L215 57ZM263 55H264V54H263ZM74 56H75V58H74ZM79 56H81V57H79ZM124 56H125V57H124ZM137 56H138V57H137ZM167 56H170V57H171V56H172V57L174 56V58L176 59V60H175V59L173 58L174 61L172 60V61L174 62V64H173L172 62H170V63L168 62L169 64H168V66H166V64H164V62H162V61H165V60H166L165 63H167V59H166V58H168V61L171 60L172 57L170 58V57H167ZM185 56H186V57H185ZM209 56H210V58H209ZM253 56H254V57H253ZM45 57H44V58H45ZM72 57H73V58H72ZM77 57H79V58H77ZM146 57H147V59H146ZM156 57H158V58H156ZM159 57H160V59H161V57H162L164 60L162 59V61H161V60L159 59ZM183 57H184V58H183ZM211 57H212V58H211ZM242 57H243L244 59H243ZM32 58H33V59H32ZM34 58H36V59H34ZM130 58L132 59L133 62L131 61ZM135 58H137V59H135ZM169 58H170V59H169ZM177 58H179V59H177ZM180 58H181V59H180ZM182 58H183L185 61H184ZM192 58H193V59H192ZM25 59H26V60H25ZM61 59H62V60H61ZM75 59H77V60H76L77 62L75 61ZM78 59H79V60H78ZM129 59H130V60H129ZM134 59H135V60H134ZM190 59H191V60H190ZM40 60H41V61H40ZM60 60H61V62H60ZM151 60H152V61H151ZM155 60H156V61H155ZM157 60H158L159 62H161V63H159V62L157 63ZM192 60H193V61H192ZM203 60H204L205 62H204ZM128 61H129V62H128ZM181 61H182V62H181ZM198 61H199V63H198ZM202 61H203V63H202ZM24 62H25V63H24ZM47 62H49V63H47ZM125 62H126V63H125ZM127 62H128V64H127ZM146 62H147V63H146ZM153 62H154V63H153ZM195 62H196V63H195ZM219 62H220V63H219ZM132 63H133V64H132ZM134 63H136V65H135ZM138 63H139L140 66H142V67H143V65H144V67H145L144 72H145V73H139V71H142V72H143V68L138 69V68H140ZM152 63H153V64H152ZM162 63L164 64L165 68L163 67ZM175 63H176V64H175ZM181 63H182V64H181ZM200 63H202L203 65L200 64ZM207 63H209V62H207ZM216 63H217L218 65H217ZM245 63H246V67H243V68H242L243 65L245 66ZM40 64H39V65H40ZM55 64H56V62H55ZM85 64H86V65H85ZM92 64H93V65H92ZM129 64H130V65H133V67L130 66ZM142 64H143V65H142ZM145 64H146V65H147V64H150V66H152V68H147V66L149 67V65L146 66ZM158 64H159V66H158ZM171 64H173V65H171ZM186 64H188V65H186ZM194 64H196V65H194ZM59 65H60V66H59ZM64 65H65V66H64ZM66 65H67L69 68L66 67ZM96 65H97V66H96ZM169 65H171V68L169 67ZM178 65H180V66H178ZM181 65H182V66H181ZM184 65H185V66H184ZM197 65H200V66H197ZM201 65H202V67H201ZM215 65H216L217 68L215 67ZM63 66H64V67H63ZM93 66H94V69H93ZM115 66H116V67H115ZM125 66H126V68H124ZM128 66H129V68H128ZM135 66H136V67L138 66V68L136 69ZM160 66H161V68H164V69L161 70ZM253 66H255V68H254ZM48 67H49V68H48ZM53 67H54V70H55V71L52 70ZM59 67H62V70L59 69ZM65 67H66V68H65ZM70 67H71V68H74V69L77 70V71H75V70H71ZM91 67H92V69H91ZM98 67H99V68H98ZM155 67L160 68V69H158V70H161V71H163V72L158 71ZM176 67H177V68L179 67L180 69H179V68L177 69ZM248 67H250V68H248ZM41 68H43V67H41V65H40V69H41ZM63 68H64V70H63ZM131 68H132V69H131ZM133 68H134V71H133ZM146 68H147L148 70H146ZM153 68H154V71H153ZM166 68H167V69H166ZM175 68H176V69H175ZM181 68H183V69H181ZM191 68H192V67H191ZM205 68H206V69H205ZM246 68H247V70H246ZM261 68H262V67H261ZM261 68H259V70H258V69H257V70H258L259 74H260V73H261V74H264V71H263L264 69H263V68L261 69ZM57 69H59V71H57ZM65 69H66V70L68 69L67 72H65V73H67V74H69L70 72L73 71L72 73L69 74V75H70L69 77H68L67 74L64 75V72H63V71H66ZM69 69H70V70H69ZM103 69H104V70H103ZM128 69H129V70H128ZM151 69H152V72H151L152 74L149 73V70H151ZM172 69H173L174 72L171 71ZM201 69H203V70L205 69V70L203 71V70H201ZM47 70H48V71H47ZM131 70H132L133 72H132ZM137 70H139V71H138L139 75H140V74H142V75L145 74V75H146V74L148 73L149 75L151 74V76H148V74H147L146 77H145V75L142 76V79L144 78L145 80H144V79H143V80H139V79H141V75L138 76ZM145 70L148 71V72L146 73ZM165 70H167V71H165ZM199 70H201V71H203V72H200ZM261 70H262V72H261ZM45 71H46V73H45ZM68 71H70V72L68 73ZM74 71H75V73H74ZM88 71L90 72V75H91V76H88V75H89V72H88ZM130 71H131V72H130ZM135 71H136V72H135ZM164 71H165V72H164ZM195 71H196V72H195ZM197 71H198V72H197ZM216 71H215V73H214L215 75L218 74ZM55 72H56V73H55ZM59 72H61V73H59ZM85 72H88V75L84 74ZM156 72H157V74H156ZM160 72H161V73H160ZM171 72H172V73H171ZM176 72H177V73H176ZM199 72H200V73H199ZM231 72H232V71H231ZM21 73H22V71H21ZM57 73H58V74H57ZM77 73H78V74H77ZM91 73H92L93 75H92ZM109 73H110V75H109ZM136 73H137V74H136ZM174 73H176L177 75L174 74ZM195 73H196V74H195ZM197 73H198V74H197ZM232 73H233V72H232ZM32 74H31V76L29 75L28 78L32 77ZM52 74H54V76H53ZM55 74H57V75H55ZM59 74H61V76H60ZM62 74L65 76V79H64L65 82H64V80H63L64 76H62ZM82 74H84V75H83L84 77L82 76ZM95 74H96V75H95ZM58 75H59V77H58ZM71 75H72V76H71ZM79 75H80V76H79ZM85 75H86L87 78H85ZM94 75H95L96 77H95ZM100 75H103V76L101 77ZM104 75H105L106 77H105ZM152 75H154V77H155V76L157 77V75H159V76H158L157 79H156V78L152 77ZM209 75H210V76H211V75L213 76V74H211V73H210ZM218 75H221V74H218ZM232 75H234V73H233ZM232 75H231V76H232ZM44 76L47 77V78H45ZM48 76H52L53 78H52V77H51L52 79H51V78H48ZM56 76H57V77H56ZM77 76H78L79 78H78ZM97 76H99L100 78L97 77ZM212 76H211V77H212ZM55 77H56V78H55ZM60 77H61V78H60ZM66 77H67L68 79H67ZM75 77L78 78V82L80 81V84L75 82V81H77ZM93 77H94V79H93ZM147 77H149V78H147ZM174 77H175V78H174ZM194 77H193V78H194ZM211 77H206V78L212 79L213 77H212V78H211ZM214 77H216L215 79H219V76H214ZM44 78H45V79H44ZM54 78H55V82H54ZM57 78H58L59 80L62 79V80H60L61 82H60L59 80H57ZM69 78H71V79H69ZM74 78H75V79H74ZM89 78H91L92 81H91V79H89ZM152 78H154V79H156V80H152ZM206 78H203V79H205V81H204V82H201V83H202V84L207 83V84L202 85V86L199 85V84H201V83H198V82H199V81H203V79H202V80H198L197 84H198V86H200V87H199L200 90H204V89H205V91H207V89H208V91H209L208 94H211L210 91L212 90V92H213V91H214L213 89L216 88L217 85L214 87L215 84L212 85V84L208 83L209 81L207 82V79H206ZM50 79H51V80H50ZM66 79L68 80V82H67ZM95 79H97V81H96ZM169 79H170L171 81H170ZM191 79H192V77H191ZM209 79H208V80H209ZM213 79H214V78H213ZM232 79H234L233 76H232ZM70 80H71V82H72L73 84L70 82ZM73 80H74V81H73ZM94 80H95L96 82H98V83L93 82ZM134 80L137 81V82L139 81V82H138V84L140 83L139 86L142 84V86H140V89H141V90L138 89V84H137ZM132 81L134 82V85H135V86H132V85H133V82H132ZM143 81H145L146 84H143ZM147 81H149V82H147ZM66 82H67V83H66ZM91 82H93V83L91 84ZM53 83H54V85H53ZM62 83H63V84H62ZM65 83H66V86H65ZM69 83H70V84H69ZM81 83H82V84H81ZM95 83H96L97 85H96ZM131 83H132V84H131ZM165 83H166V84H165ZM169 83H170V84H169ZM211 83H212V82H211ZM93 84H95V85L93 86ZM130 84H131V85H130ZM136 84H137V85H136ZM164 84H165L166 86H164ZM208 84H209V87H211V88H209V87L207 86ZM67 85H68L69 87H68ZM81 85H82V86H81ZM91 85H92V86H91ZM146 85H147V86H146ZM150 85H151V86H150ZM162 85H163V88H161ZM64 86H65V88H66V89H65V90H66V91H65L66 96H64V94H62V95H63V99H62L61 94H58V93L61 91V89H62V90L64 89ZM70 86H72V87L70 88ZM83 86H84V87H83ZM97 86H98L99 88H98ZM256 86H257V85H256ZM262 86H263V87H262ZM67 87H68V88H67ZM73 87H74V89H73ZM80 87H83V88L80 89ZM92 87H93V88H92ZM95 87L97 88V90H98V89L102 90V92L98 90V93H97V90H96V93H95V91H93L94 89H96ZM122 87H121V88H122ZM141 87H144V88H141ZM158 87H159V88H158ZM164 87H165V88H164ZM202 87H203V88H202ZM205 87H208V88L206 89ZM257 87H261V90H262V91H261L260 88H259L260 93L258 92V94H259L258 97H260V98H261V97L264 98V96H263V95H264V92H263V91H264V78L262 79V85H259V86H257ZM57 88H58V89H57ZM101 88H102V89H101ZM121 88H120V89H121ZM151 88H152V89L154 88L153 90H154L155 92L152 91ZM155 88H156L157 91L155 90ZM157 88H158L159 90H158ZM197 88H198V87L196 86V87H195L196 92H198V89H197ZM212 88H213V89H212ZM68 89H69V90H68ZM71 89H73V90H71ZM75 89H78L79 92H78V90H76V91L74 92ZM83 89L86 90L87 92L84 91ZM88 89H89V90H88ZM91 89H93V90H91ZM128 89H129V90H128ZM137 89H138V91H137ZM144 89H145V90H144ZM147 89H148V90H147ZM149 89H150V92H151V93L148 92ZM160 89H161V90H160ZM58 90H59V92H58ZM146 90H147V91H146ZM231 90H232L233 93H232V92H230V93H232V94H234V93L237 94V92L234 91V90H236V89H232V88H231ZM90 91H91V92H94L95 95H94L93 93H91L92 95H90ZM131 91H132V92H131ZM168 91H167V93H168V95H169L170 92H168ZM205 91H204V93H202V96H205V93L208 92V91H207V92H205ZM227 91H228V93H227V95H226L225 93H226ZM229 91H230L229 89L224 90V92H222V95H223V96H222L221 93H220V95H221V99H219V96H218V95H217V96H218L217 99H216L217 96L215 97V96L213 95V96L215 97V99L218 100V101L216 102V100L214 99L215 104H216V103H217V104H219V103L223 104V105L221 106V110H222L223 112H224V110H225L224 115H225V113H227V109H228V111L231 110V109H237V107H236L235 105H233L231 102H229L230 97H231V96L229 97ZM72 92H74V93H72ZM88 92H89V95H88ZM138 92H139V93H138ZM143 92H144V97H143V95H142ZM156 92H157V93H156ZM51 93H53V94H51ZM60 93H61V92H60ZM62 93H63V91H62ZM71 93H72V94H71ZM76 93H77V94H76ZM78 93H80V94H78ZM81 93H82V94H81ZM85 93H86V94H85ZM149 93H150V94H149ZM223 93H224V94H223ZM261 93H262V94H261ZM96 94H97L98 96H97ZM99 94H100V95H99ZM105 94H108V95H105ZM200 94H201V93H200ZM232 94H231V95H232ZM235 94H234V95H235ZM68 95H69V96H68ZM73 95H74L75 97H74ZM80 95H81V96H80ZM84 95H87V96H84ZM93 95L95 96V99H96V100L94 99L95 101L93 100L94 102L91 103V99L94 97ZM141 95H142V96H141ZM145 95H146V96H145ZM152 95H153V96H152ZM158 95H159L160 97H159ZM168 95H166V96H163V95H162V99H166V100L169 99V98L171 97V94H170L169 96H168ZM211 95H212V94H211ZM261 95H262V96H261ZM79 96H80V97H79ZM83 96H84V98H83ZM88 96H89V97H88ZM90 96H92L91 99L88 100V102L86 103V100H85L86 97H88V99H89ZM109 96H110V97H109ZM140 96H141L142 98H141ZM147 96H150V97H149L150 99L148 98L149 100H147ZM156 96H157V97H156ZM227 96H228L229 98H228ZM232 96H233V95H232ZM51 97H52V96H51ZM60 97H61L62 100L60 99ZM64 97H65V98H64ZM97 97H98V99H97ZM165 97H166V98H165ZM225 97L227 98L226 100H224L225 102H221V100H222L223 98L225 99ZM76 98H77V99H76ZM81 98H83V99H81ZM260 98H259V99H260ZM69 99L71 100V102H72V100L74 101V104H73V102H72V106H71V105L69 106V104H71ZM74 99H75V100H74ZM144 99H145V100H144ZM60 100H61V102H62V101L65 102V104H64V103L59 104ZM65 100H66V101H65ZM84 100H85V101H84ZM100 100H101V101H100ZM109 100H110V101H109ZM146 100H147V101H146ZM150 100H151V101H150ZM227 100H228V101H227ZM68 101H69V102H68ZM96 101H97V102H96ZM108 101H109V102H108ZM214 101H213V103H214ZM222 101H223V100H222ZM67 102H68L69 104H68ZM82 102H83V105L81 104ZM84 102H85V103H84ZM99 102H100V103H99ZM105 102H108L107 109H109V113H107L108 110H106V113H107L108 115L111 114V116H110L111 118H109V116L107 117L106 114H104L106 117H105L103 114H101L102 112H104L103 110L106 109V107H105L106 105H104V104H106ZM226 102H227V104H226ZM228 102H229V103H228ZM78 103H79V104H78ZM89 103L92 104V105H93V103H95V104L93 105L94 108L92 107V109L94 110V112L97 111V110H100V112L97 113V114H96V112H95V113H94V112L92 113V112H91L92 109H90L91 111L89 110V108H90L92 105H90L89 107H87V105H86V104L89 105ZM96 103H98L99 105H98V104L96 105ZM224 103H225V104H224ZM230 103H231V105H230ZM62 104H64V106H63ZM67 104H68L69 107L67 106ZM77 104H78V105H77ZM110 104H111V105H110ZM139 104H140V105H139ZM217 104H216L215 106H214V104H212V105H213L214 107H216ZM85 105H86V106H85ZM95 105H96V106H95ZM109 105H110V106H109ZM60 106H61V107H60ZM62 106H63V108H62ZM66 106H67L68 108L71 107L70 110L68 109V112H66V111H67V107H66ZM97 106H98V107H97ZM99 106H101V107H99ZM103 106H104V107H103ZM143 106H142V107H143ZM223 106L228 107V108L225 109V107H224V110H223ZM231 106H234L235 108H233V107H231ZM84 107H85V108H84ZM108 107H109V108H108ZM72 108H73V109H72ZM111 108H113V109H111ZM64 109H66L65 113H63ZM71 109H72L73 111H71ZM76 109H77V110H76ZM79 109H80V110H79ZM85 109H86V110H85ZM102 109H103V110H102ZM84 110H85V111H84ZM111 110H112V111H111ZM88 111H90L91 113L88 112ZM69 112H70V113L72 112V114H70ZM85 112H86V115H85ZM111 112H112V113H111ZM117 112H119L120 115L117 114ZM74 113H75V114H74ZM104 113H105V112H104ZM64 114H65V115H64ZM66 114H67V115H66ZM94 114H96V116H95ZM100 114L103 115L104 117L101 116ZM88 115H89V116H88ZM90 115H92V116H90ZM97 115H100L101 117H100V118H97V117H98ZM69 116H70V117H69ZM94 116H95V117H94ZM118 116H120V117H118ZM227 116H228V115H226V117L224 116V118H229V116H228V117H227ZM62 117H63V118L65 117V118H64L65 120H66V117H67L68 120L64 121V119H63ZM88 117H90V118H89L90 120L88 119ZM91 117H94V121H95V122L92 120L93 118H91ZM102 117H103V119H102ZM230 117H232V116H230ZM24 118H25V117H23V119H24ZM84 118H85V119H84ZM96 118H97V119H96ZM105 118H108L107 120L109 121V123H108V121L106 122V119H105ZM234 118H235V117H234ZM99 119H100V120H99ZM230 119L233 120V122H234V120L236 121L238 118H236V119H232V118H230ZM230 119H228V120H227V119H224V121L226 120V121L228 122ZM91 120H92L93 122H92ZM24 121H25V119H24ZM26 121H27V120H26ZM26 121H25V122H26ZM237 121H238V120H237ZM27 122H28V121H27ZM27 122H26V124L29 123V122H28V123H27ZM67 122H68V123H67ZM110 122H111V123H110ZM114 122H115V125H114ZM79 123H78V124H79ZM92 123H93V124H92ZM263 123H264V122H263ZM29 124H30V123H29ZM85 124H84V125H85ZM107 124H108V125H109V124H110V125L112 124V125H111V126L109 125L110 127H108ZM116 124H117V125H116ZM120 124L122 125L121 127H120ZM216 124L218 125L219 123H216ZM0 125H1V124H0ZM69 125H70V127H69ZM118 125H119V126H118ZM62 126H64V125H62ZM67 126H68V127H67ZM106 126H107L108 128H107ZM112 126H114V127H112ZM115 126H117L118 129H121V130L119 131ZM218 126H220V124H219ZM2 127H3V128H2ZM103 127H104V128H103ZM105 127H106V128H105ZM119 127H120V128H119ZM152 127H153V125H152ZM7 128H8V127H7L6 125H5V126H4V125H3V126L1 125V127H0V132H1V133H0V134H3L2 132L6 133L5 130H6ZM94 128H95V129H94ZM102 128L104 129V132H103V130H101ZM153 128H155V126H154ZM220 128L224 130V131H223V135H229V134H232L233 131H234V132H239L240 130H242V129H234L235 127H230V128L226 127V128H225L224 126H221ZM224 128H225V129H224ZM232 128H233L234 130H233ZM2 129H4V130H2ZM93 129H94V130H93ZM82 130H84V128H82ZM91 130H92V131H91ZM116 130H117V132H115ZM127 130H129V129H126L125 131H127ZM236 130H237V131H236ZM229 131H230V132L232 131V132L229 133ZM88 132H89V130H88ZM114 132H115V133H114ZM128 132H130L129 134H131V131H128ZM137 132H138V131H137ZM137 132H136V133H137ZM143 132H144V131H143ZM227 132H228V133H227ZM240 132H241V131H240ZM248 132H251V131H248ZM97 133H101V134H98V135H97ZM102 133H103V134H102ZM136 133H135V134H136ZM139 133L141 134V131H139ZM144 133H145V132H144ZM82 134H85V133L83 132ZM129 134H128V135H129ZM142 134H143V133H142ZM100 135H101V136H100ZM128 135H127V137L125 138L126 141L128 142L127 146L131 145V141H130L131 139L129 138ZM136 135L138 136V138L136 137V140H140L141 136L139 137V134H138V133H137ZM144 135H146V133L143 134V136H142L143 138L147 136V135H146V136H144ZM158 135L160 136V135H162V134L159 133ZM21 136H23V135H19L20 139H21ZM99 136H100V139H99ZM103 136H105V138H104ZM149 136L151 137V134H149ZM59 137H60V136H58V137L56 138V140L54 139L53 141H51V143L54 142L53 144L56 145V146H58V147H59V144H60V143H61V145H63L64 143H66V141H67V139H68V137H64V136L60 137V139H59ZM47 138H48V137H47ZM61 138H63V139H61ZM64 138H65V139H64ZM103 138H104V139H103ZM143 138H142V139H143ZM48 139H49V138H48ZM48 139H47V140H48ZM57 139L60 140V143H58V145H57V142H59V140L57 141ZM125 139H124V140H125ZM129 139H130V140H129ZM161 139H163V135L160 137V140H161ZM224 139L226 140V138H224ZM32 140H35V142L33 141L34 143L37 142V139H36V138H32ZM61 140H62V141H61ZM63 140H64V141H63ZM68 140H69V139H68ZM111 140H113L112 142H115L116 145H118V146H119V145H123V143H122V144L120 143V142H121V139H119V138H118V139H115V141H114V139H113V137H112ZM116 140H117V141H116ZM225 140H224V141H225ZM229 140H230V139H229ZM19 141H20V142H19L20 144L18 143V145L23 146V145H24V141H23V140H22L23 142H22L21 140H19ZM226 141H228V138H227ZM226 141H225V142H226ZM62 142H63V144H62ZM109 142H108V145H110V146H108V145L106 144L105 146H102V147L99 146L100 149H99V147H98V150H100V152H99L97 149H95V150H96L95 152L98 151L99 154L101 153L100 155H102V156H101L100 158H99L100 155H99V154L97 155V154L93 151V154H92V159H94L93 161H92L91 157H90V158H89V157H88V158L86 157L85 160H84V162H83V160H82V161H79V163L81 162L80 164L83 163V164H82L83 167H85L86 164H87L86 166H89V165H90V166H93V167H94V168H93V167H92V168L90 167L89 170H87L89 167H85V169L87 170V172H85V173H83V174H82V172L79 173L78 171L75 172V171L73 170V168H74V165H73L74 162H73V161L76 160V157L73 156V155H71V153L69 154V152L66 153V152L62 151L63 154H64V156H67V155L69 156V155H70V156H71V160H69L70 157H68V156H67V157H64V159H61L62 156H63V154L56 155V156H54L55 158L50 159V158H49V157H50L49 155H51V154H48V153L45 152V151H34L33 153L31 152L32 155H31V154H28V153H27L28 155H27V154H24L23 156H21V158L23 157L22 159H23L24 161H25V160L27 161V159L30 161V158H27V157H29V155H30V157H31V161H32L33 156L36 155L35 152L37 153V155L35 156L36 159H37V157H38L37 160L34 158L31 164H30L29 161L27 162V163L30 164V166H31V167H30V166H28L29 164H27V163H26L27 166H26L25 164H23V163H25L26 161L23 162V161H21L22 159L20 160V157H19V155L17 154V153H19V151H18L19 149H18V147H17L16 144H14V146H11V147L9 148V150L7 149V151H5V152H8V153L3 154V155H4L3 157L1 156V154L4 153L3 150H6V149H2V153H0V157H2V159L0 158V159H1V160H0V164H1L0 166H2V167L0 168V173H1L0 176H2L1 178H2V180H4V182L6 181V180H5V178H6V179H9V181L12 180V181L14 182V183H13V182L11 181L12 184L15 185L17 181H16V179L13 180V178H11V177H13V173H12V172L15 173V172L18 171V173H19V170L21 169V168H19V166L21 167V163H20V162H22V166H24V168L22 167L23 170L21 169L22 171H20L19 175H17V176H18V182H17L18 185H17V184H16V185H17V187L19 186L17 189L20 188V189H19L20 192H19L17 189H15V188H16V185H15V186L13 185L14 187H13V186H10V185H12V184H10L11 182L8 184V182H9L8 180H7V182H6L7 184H6V183L4 184V182L2 183V180H1V178H0V181H1L2 186L7 185V186H10V188H11V187L14 188L13 191H12L13 188H11V191H9V190H10L9 187L5 186V188H6V190H7V191H5V188L2 187V186L0 185V186H1V187H0V189H1V190H0V195L2 196V195L4 194V191H5L4 196L6 195V196L9 197V198H8V197H4V196L0 197V199L2 198L3 200H5L4 203H3V200H2L1 203H0V205L4 204V207L6 208V209L4 210L3 205L0 206V209H1V207H2V209H3V210H0V214H1L0 217H2V218H0V229H1V231H2V232L0 231V237L2 238V239H0V244H1V245H0V254H1V256H0V262H1V263H0V264H6V263H8V261L10 262V264H15V263L17 264V263H18L17 261L20 260L19 262H22L27 256H28L27 258H29V257L32 258V259H30V258L27 259V258H26L27 260L25 259V260L23 261V262H25V261L30 260V261H28V264H31V263L34 264L33 262H31V260H34V259L36 260V258H37V260H36L37 262L34 260V262H36L35 264H40V263H41V264H44V263L49 264L50 262H52V264H54V263L56 262L57 259H59V260H57V261L59 262L58 264H60V263H62V264L64 263V264H65V262H66V263L68 262L67 256H69V262H71L70 258L72 259L73 256H74V258H73L72 261H75V258H76L77 260H81V261H83V262L80 263V261H77V260H76V261H77V262L75 261L76 263L79 262L78 264H85L86 261H87V260L85 261V259H88L89 256H90V259H88L89 261L91 260L92 257L96 256V257L99 258V259H97L96 257H94V258H95V259L93 258L94 262H93V260H91L92 263H95V264H96L97 262H98V263L100 262V259H101L100 257H102L103 255H104L103 257H104V259H105V257H106L105 255H107V252H108L109 254H110V253L115 254V255H111V254H110V255H111L110 257L114 256V257L112 258V261H109L108 258H106V259H107V262L109 261V262H108L109 264H112V263H113V264H114V263H115V264H117V263H118V264H134V263H135V264H143V263H145V262H146L147 264H151V263H152V264H155V260H156V259H159V260H160V261H159V260H156V264H159L160 262H161L160 264H162V263L165 264L164 262H167V263H168L170 260H172V259H171V258H172V255H173V258H174V259H176V258L179 256V257H178L179 259H177V261H174V260H173L174 263H173L172 261H170L168 264H171V263H172V264H175V263L177 264V262L182 261V260H180V259H182V258L184 257V255H186L184 252H186V251L189 250L190 254L193 253V251H194V247H193V245H194V244H195V245H198V244H196V243H194V242H197V241H199V240H198V239H192V240H191V238H192V237H195V236L198 235L196 232L200 231V228L202 227V224L200 223L202 217H198L197 219H199V220L196 219L197 222L194 221V222H196V224H195V223L193 224L192 221L189 220V219H190V218L192 219L191 216L193 215L194 212H197V211L194 210V212H193V211H192V212H191V211L189 212V211L187 210V211H188V212H187V211L185 210L186 208H183V209H184V210H183L184 212H183V211H181V210H182V208H181V209L179 210V211L181 212V215H180L179 212H177L179 218H177V214H176V218H175V219H176L177 221L174 219V220H175L174 222H176V224H179V225H180V223L182 222V221H180V220L185 219V218L188 217L189 214H190V215L192 214L189 218H187L188 221H187V219H185V220H186L188 223L191 221L192 224L189 223V225H190V224L193 225L194 228H193V226H191V229H190V226L187 227L188 223L186 222L187 225H185V223H184L185 220H183V221H184V222H183L184 224H183V223H181V224H182L184 227L186 226L187 228H186V227L184 228L182 225H181V227H179L178 225L174 224V222H173V223L171 222L172 226L175 225V226H177V227L180 228V229H179V228L175 227L176 229H174V230H176L177 233L173 232V234H174L173 238H174L175 236H178V235H179V236H178L179 238H181V236H184V235H185L184 237L187 238L188 235H189L190 233H192V234H190V236H189V237H191V238L188 237V239H190V240L192 241V242H191V241H190V242H191V244L193 243V245H191L192 247L190 246L188 250L182 252V255H181V256H180V255L177 256L176 254H175V255H174V254L171 255V252H170V254L167 255V256L170 255V258L168 257L169 259H168L167 257H165V256L162 257V254H163V251H162V250H163V247L165 246V244H164V242H162V240H166L167 238H163V237H161V231L163 230L162 227L166 228L168 224L165 223L166 220H164V218H162V217H160V216H158V215H159V214H163L164 217H165V215H166V211H163V212H161V211L164 210L166 207L169 208V206H168V202H169V199L172 197V196H171V193L173 194V191H174V190H172V189L174 188L173 186H172V188H171V186H170V187H166V185L169 186V183H171L170 181H172V179H173V182H174V181L177 182L178 179H180V178L183 176V175L181 176V172H179V171L176 172V173H178V175H179L180 177L177 175V176H178V177H177L178 179H175V177H173L174 174H175V172L173 173V169L171 170V168H170V171H169V169L167 168L168 170H165V172H162V171H164V169H166V168L163 167V168H164V169H163V168L159 167V168L162 170V171L160 170V171L162 172V175H161V173H160L159 170H158L159 168H157V167L159 166V164H157L158 166L155 164L154 167L152 168L153 165L151 166V165H150L151 163H150V164L145 165L147 168H144V167H143L144 164L142 165V163H141L140 161H139V163H137L138 165H136V162H135V164L131 165V164H132L131 160H130L129 158H127V160L129 159V161H130L131 163H130L129 161H128L129 164L127 163V161H126V163H127L128 165L131 166L132 170H133L134 168L137 167L136 169H134V170L137 172V171L139 170L138 168L141 167V169L144 168L145 171H144V169H143V171H141V169H140V170L137 172V173H139V174H140V172L142 173V174L140 175V177L137 176L138 174H135V175L137 176L138 180L135 181L136 183L134 182V183L132 184L133 186L131 185V182L126 186V187L128 188V190L123 191V192L126 194V195H125L121 190H116V189H115V188H117V187H116V184H115V179L119 177L118 180L120 179V180H119L120 183H122L123 180H125V182H123L122 184L126 183V182L128 181V180H126V179L128 178V177H126V176H127L126 174H129V172L131 171V168L129 169L130 166L128 167V165H127V166H125L124 168L127 167L128 170L126 169V171L123 172L124 168L121 167V166H119V168L122 169V172H123V173L121 172V170L118 171V172H120L119 175L121 174L122 177H121V176H118L117 169L119 170V168H118L117 166H114L113 164L110 163L111 158H110L109 155H107V154H108L107 151H108V152L110 151V150H109V147H111V146L113 147L112 142H111L112 145H111ZM139 142H140V141H139ZM21 143H22V144H21ZM51 143H50V144H51ZM15 145H16L17 148H14ZM64 145H65V144H64ZM42 146H45V145L43 144ZM52 146H53V145L51 144V146H50L51 148L48 147V149H51L52 151H54V154H56L55 151L57 150V148H56V146H55V147H54V146L52 147ZM107 147H108V148H107ZM112 147H111V149H112ZM54 148H56V149L54 150ZM103 148H104V149H103ZM127 148H128V147H127ZM130 148H132V147L130 146ZM130 148H129V150H130ZM158 148H160V147H158ZM158 148H157V149H158ZM15 149H16V150H15ZM102 149L105 150V153H104V151H103ZM14 150H15L16 152H15ZM101 150H102V151H101ZM106 150H107V151H106ZM129 150H128L127 152H129ZM158 150H159V149H158ZM122 151H123V150H122ZM263 151H264V149H263ZM263 151L260 153V155H257L259 158L256 156V158H258V159L255 158L254 160H259V159H260V156L264 154ZM0 152H1V148H0ZM11 152H12V153H11ZM39 152H40V153H39ZM60 152H61V151H60ZM13 153H15L14 156H15L16 158L13 156ZM46 153H47V154H46ZM65 153H66L67 155H66ZM102 153H104V154H102ZM121 153H122V152H121ZM123 153H124V151H123ZM33 154H34V155H33ZM45 154H46L47 157L45 156ZM5 155H7V156H5ZM10 155H11L12 157H10ZM25 155H26L27 157H26ZM43 155L45 156L46 160L44 159V156H43ZM105 155H106V156H105ZM51 156H52V155H51ZM59 156H61V158H60ZM72 156H73V157H72ZM104 156H105V157H104ZM13 157H14V158H13ZM17 157H18V158H17ZM39 157H40V159H39ZM6 158H8V159H6ZM59 158H60L61 160H60ZM68 158H69V159H68ZM101 158L104 159V163H103V164L101 163V165H100L99 162H102V161H101V160H102ZM118 158H120V157L118 156V157H117V160H118ZM261 158L263 159L262 156H261ZM16 159H17V160H16ZM49 159H50V160H49ZM56 159H58V160H56ZM65 159H66V161H67L66 165H65V162H66V161L64 162ZM73 159H74V160H73ZM86 159H88V160L90 159V160H89V161H88V160L86 161ZM96 159H97L99 162H98V161L96 162ZM99 159H101V160H99ZM106 159H107L108 161H106ZM5 160H6V161H5ZM7 160H10V161H8L10 164H8ZM12 160H13V161H12ZM15 160L18 161V162H16ZM41 160H43L44 162L41 161ZM53 160H54V162L56 161V162H55L56 164L53 163V162H49V161H53ZM59 160H60V161H59ZM62 160H63V161H62ZM58 161H59V162H58ZM68 161H70V163H68ZM105 161H106V163L109 164V167H110L111 165H112V166H111L110 168H107V167H108V164L106 165V164H105ZM119 161H120V159H119ZM11 162H12V163L14 162L13 165H12ZM72 162H73V163H72ZM85 162H87V163L85 164ZM93 162H94V163H93ZM2 163H3V164H2ZM6 163H7V164H6ZM15 163H16V164H15ZM17 163H20V165L17 164ZM37 163H38V164H37ZM40 163H42V165H41ZM44 163H46L47 165L44 164ZM50 163L52 164V165H50V169H52V172H53V173L51 172L50 169H49L50 172L47 171L48 169H47V170L44 169V168H46L45 166H47V168H49L48 166H49ZM57 163H59V165L61 164L62 171H61V167H60ZM92 163H93V165H92ZM95 163L99 166L98 168H97V165H96ZM112 163H113V162H112ZM126 163H125V164H126ZM140 163H141V165H139ZM175 163H176V162H175ZM5 164H6V165H5ZM39 164H40V165H39ZM70 164H72V169L70 168V167H71ZM104 164H105V165H104ZM176 164H178V163H176ZM9 165H10V166H9ZM15 165H16V166L18 165V167H17L18 169H17V170H16V169H13V168H16ZM32 165H33V166H32ZM36 165H37L38 167H37ZM43 165H44V167H43ZM54 165L58 166V168H59V170H60V172H59L60 175L58 174V170H56V169H58V168H56V166L54 167ZM62 165H63V166L65 165V166L63 167ZM95 165H96V166H95ZM135 165H136V166H135ZM148 165H149L150 168H151L150 170H149ZM13 166H14V167H13ZM25 166H26V167H25ZM34 166H35V167H34ZM106 166H107V167H106ZM113 166H114V168H116V169H111V168H113ZM138 166H140V167H138ZM11 167H12V168H11ZM41 167H42V168H41ZM51 167H52V168H51ZM103 167L105 168L104 171H103V169H102ZM133 167H134V168H133ZM142 167H143V168H142ZM3 168H4V169L6 168L5 171H4ZM28 168H29V169H28ZM33 168H37L38 170H41V171H39V174H38V170L36 171V169L34 170ZM106 168H107V169H106ZM156 168H157V172H156V173H159V175L155 173ZM7 169H8V170H7ZM42 169H44L45 171H47L48 174H47L46 172L44 173V171H43ZM53 169H55V171H56V175H59V176H57V178H56V175H55ZM93 169H94V170H95V169H98V170H95V171H94ZM100 169H102V170H100ZM152 169H154L155 171L152 170ZM11 170H16V171H11ZM25 170H28V171H25ZM33 170L35 171V173H33V172H34ZM64 170H65V171H64ZM66 170H67V171H66ZM68 170H69V171H68ZM72 170H73V171H72ZM110 170H111V175H110ZM113 170H115V171L113 172ZM129 170H130V171H129ZM134 170L131 171V172L135 173ZM146 170H148L149 173H148ZM7 171H8V172H7ZM23 171H24V172H23ZM42 171H43V172H42ZM70 171H71V172H70ZM128 171H129V172H128ZM151 171L154 173V175H153V173H152ZM168 171H169V172L172 171L171 174H173V175H170V173H169ZM10 172H11L12 176H11ZM21 172H22L23 174H24V173L26 174V172H28L27 174H28L29 176H30V174H32V175H31V177L33 176L32 179H29V178H31V177H28V175H25V174H24L25 176H23V174H22ZM30 172H32V173H30ZM40 172H41L42 174H41ZM74 172H75V173H74ZM94 172H96V173H94ZM100 172H101V173H100ZM107 172H108V173H107ZM116 172H117V173H116ZM125 172H126V174H124ZM131 172H130V173H131ZM145 172H147V173H145ZM150 172L152 173L151 176H149V175L151 174ZM166 172L169 173V174L167 175ZM6 173H7V174H6ZM18 173H16V174H18ZM43 173H44V174H43ZM50 173H51V176H50ZM64 173H65V174H64ZM91 173H92L93 175H92ZM102 173H103V174H102ZM112 173H113V174H112ZM133 173H131V174H133ZM179 173H180V174H179ZM8 174H9L10 176H9ZM16 174L14 175L15 178H16ZM21 174H22V176H21ZM33 174H34V175H33ZM35 174H36V175H35ZM40 174H41V175H40ZM71 174H72L73 176H72ZM80 174H81V175H80ZM94 174H95V175H94ZM107 174L111 177V179H114V178H115V179L113 180L114 182H113V181H110L111 179H110V177H109ZM122 174H124V175H122ZM155 174H156V175H155ZM165 174H166V175H165ZM4 175H5V176H4ZM7 175H8L10 178H9ZM37 175H38V177H37ZM43 175H44V176H47V175H48V177H46V179L48 178V181H46L47 183H49L54 177L57 179V181L54 182V180H52L53 183L50 182L51 184H50V183L47 184V183L44 182L45 180H44V181L42 180V179H44V176H43ZM66 175H67V178H66ZM70 175H71V176H70ZM86 175H87V176L89 175V176H88V177H85ZM114 175H115V176H114ZM142 175H144V177H143ZM147 175H148L149 177H148ZM157 175H158L159 178L157 177ZM169 175H170V176H169ZM6 176H7L8 178H7ZM39 176H40V177H39ZM49 176H50V177L54 176V177H52V179H51V178H49ZM79 176L84 177V180H83L82 177H81L82 180H81V178L78 179ZM91 176H93V177L91 178ZM106 176H107V177H106ZM113 176H114V178H113ZM128 176H129V175H128ZM136 176H135V177H136ZM154 176H156V177L153 178ZM175 176H176V175H175ZM23 177H24V178L26 177V180H25ZM27 177H28V178H27ZM36 177H37V178H36ZM42 177H43V178H42ZM105 177L107 178L106 181L104 180ZM123 177H124V178H123ZM141 177H142V178H141ZM145 177L148 179V181H147V180H144ZM150 177H152V178H150ZM170 177H171V178H170ZM172 177H173V178H172ZM183 177H184V176H183ZM183 177H182V178H183ZM21 178H23L25 182L22 180L23 182L20 183V179H21ZM33 178H34V180H36L37 183H36L35 181L33 182ZM41 178H42V179H41ZM55 178H54V179H55ZM58 178H59V179H58ZM65 178H66V179H65ZM70 178L72 179V182L69 180ZM86 178H87V181H86ZM122 178H123V179H122ZM140 178H141L142 180H141ZM182 178H181V179H182ZM39 179H40V180H39ZM49 179H50V180H49ZM56 179H55V180H56ZM63 179H64V182H62ZM67 179H68V180H67ZM92 179H93V180H92ZM100 179H103V181H101ZM108 179H109V180H108ZM128 179H129V178H128ZM150 179H151V180H150ZM155 179H156V180H155ZM169 179H170V180H169ZM181 179H180V180H181ZM27 180H29V181H27ZM61 180H62V181H61ZM65 180H66V181H65ZM73 180H74V181H73ZM80 180H81L82 182H81ZM90 180H91V181H90ZM98 180L101 181V182L99 183ZM121 180H122V181H121ZM153 180H154L156 183L158 182L156 185H159V184H160V181H161V183L164 182L165 184H166L167 182H169V183L166 184L165 186L163 185L164 183H163V184H160L161 186H160L159 188H165L166 191H163V189H162L163 192L161 193V196L164 194V195H163L164 197L162 196L164 200H163L162 197H161V198H159V199L156 200V201H158V202H154V203H153V204H155V203L157 204V205H154V206H155V210H154V208H153L154 206L152 207L153 209H152V208L150 209V207L144 205V202H142V201H138V203H137V200H135L136 202L133 201V200H134V193L132 192V190H134L135 188L138 187L137 184H138V185H139V184L141 185V183L144 181L143 183H146V185H147V183H148V185H149V183H150L151 181H153ZM176 180H177V181H176ZM31 181H32V182H31ZM89 181H90V184H91L92 186L89 184ZM149 181H150V182H149ZM26 182H27V183H26ZM56 182H57L58 184H56ZM59 182H60V183H59ZM66 182H67V183H66ZM68 182H70V184H69ZM73 182H74V184H76V185H74ZM173 182H172V183H173ZM41 183H42V184L44 183L43 186H42L43 188L46 186L48 189H45V190L43 189L45 192L43 191V193L39 194V193H38L39 191L42 192ZM62 183H63V185H62ZM81 183H82V184H81ZM87 183H88V188L86 187V186H87ZM111 183L115 184V185H113V186H115V187L111 186V185H112ZM143 183H142V184H143ZM172 183H171V185H172ZM181 183H182V182H181ZM21 184H22V186H21ZM26 184H27V185H26ZM28 184H29V185H28ZM65 184H66V185H65ZM34 185H35V186H34ZM39 185H40L41 188L39 187ZM44 185H45V186H44ZM49 185H50V187H49ZM55 185H56V186H55ZM61 185L63 186L62 188H61ZM68 185H69V186H68ZM73 185H74V186H73ZM89 185H90V187H89ZM134 185H135V186H134ZM140 185H139V187H140ZM162 185H163V186H162ZM30 186H31V188H30ZM59 186H60V187H59ZM64 186H65V187H64ZM72 186H73V187H72ZM75 186H76V187H75ZM102 186H103V187H102ZM25 187H26V188H25ZM27 187H29V189H28ZM37 187H38V189H36ZM46 187H45V188H46ZM66 187H67V188H66ZM71 187H72L73 189H72ZM74 187H75V188H74ZM139 187H138V188H139ZM141 187H145L144 184H143ZM141 187H140V188H141ZM146 187H150V185H149V186H146ZM179 187H180V185H179ZM3 188H4V189H3ZM39 188H40L41 190H40ZM68 188H71V189H68ZM77 188L81 191V194H80V191H79V190H78V191L76 190ZM89 188H92L93 190H91V189H89ZM97 188H98V189H97ZM113 188H114V189H113ZM133 188H134V189H133ZM154 188H155V189H156V188L159 189L158 186H155V187L149 188V190H150V191H151V190L153 191ZM166 188H167V189H166ZM176 188H178V186H177ZM22 189H23V190H22ZM26 189H27V190H26ZM61 189H62V190H61ZM112 189H113V190H112ZM131 189H132V190H131ZM155 189H154V190H155ZM2 190H4L3 193L1 192ZM15 190H17L19 193H18L17 191L15 192ZM31 190H32V191H31ZM34 190H36V191L38 190V192H36V193L33 194V192H35ZM48 190H49V191L51 190V191L48 192ZM52 190H53V191H52ZM64 190L66 191V193H65ZM69 190H71V193H68ZM72 190H73V191H72ZM75 190H76L77 192H76ZM87 190H88V191H87ZM96 190H97V191H96ZM100 190H101V192H100ZM167 190H168V191H167ZM171 190H172V191H171ZM21 191H24V192L26 191V193L21 192ZM27 191H29V192H27ZM60 191H62V192H60ZM86 191H87V192H86ZM89 191H91V193H90ZM92 191H96V192H92ZM103 191H104V192H103ZM127 191H129L130 193L132 192V194H133V200L130 199L132 196H131V194H130L129 192H127ZM160 191H161V189H160ZM170 191H171V192H170ZM6 192H7V193H6ZM8 192H9L10 194H9ZM12 192H13V193H12ZM54 192H55V193H54ZM78 192H79L80 195L76 194V193H78ZM88 192H89V193H88ZM113 192H114V193H113ZM118 192H119V195H118ZM134 192H135V191H134ZM1 193H2V194H1ZM31 193H32V194H31ZM46 193H47L48 195H47ZM49 193H50V194H49ZM62 193H63L64 195H63ZM74 193H75L76 195H78V196H77V197H76V195L73 196ZM94 193H95V194H94ZM103 193H104V194H103ZM106 193H107V194H106ZM112 193H113V194H112ZM116 193H117V194H116ZM120 193H121V194H120ZM122 193H123V194H122ZM14 194H15V195H14ZM17 194H18V195H17ZM20 194H21V195H20ZM35 194H37V195L39 194V197L37 198V197H36L37 195H35ZM55 194H56L57 196H56ZM68 194H69V195H68ZM70 194H71V195H70ZM115 194H116V196L118 195V197H116ZM166 194H167V196L169 197V199L165 196ZM23 195H25V196H23ZM32 195H33V198L36 197V199L33 200ZM34 195H35V197H34ZM52 195L55 196V197H53ZM67 195L70 196V198H71V196H72V198L76 197L74 200L71 198V199L73 200V206H71V205H72V204H71L72 202H71V200L69 201V199H68L69 197H68ZM84 195H85V197H83ZM86 195H91V196L89 197V196H86ZM92 195H93V196H92ZM105 195H106L107 198H106V197H102V196H105ZM128 195L130 196V198H128V197H129ZM14 196H15V197H14ZM22 196H23V197H22ZM30 196H31V197H30ZM50 196H51V197H50ZM66 196H67L68 198H66ZM80 196H81V197H80ZM112 196H113V197L115 196V197H114L115 199H114ZM120 196H123V197L126 196V198H128V199H130V200L126 201V200H127L126 198H123V197H120ZM11 197H13V198H11ZM40 197H41L43 200H42ZM56 197H57L58 199H57ZM61 197H62V198H61ZM78 197L80 198V200H81V199H82V200H81V201L78 200V199H79ZM82 197H83V198H82ZM101 197H102L103 199H102ZM119 197H120V198H119ZM165 197H166V198H165ZM6 198H8L9 200H7ZM18 198H19V200H18ZM20 198H21V199H20ZM39 198H40V199H39ZM48 198H49V200H48ZM77 198H78V199H77ZM100 198H101V199H100ZM105 198H106V199H105ZM111 198H112V199H111ZM31 199H32V201L30 202ZM46 199H47V201H46ZM51 199H52V200H51ZM61 199H62V201H59V200H61ZM64 199H67V200L70 202V203H67V204L70 206V207H68L69 209L67 208L68 205L66 204V201H67V200H64ZM76 199H77L78 201H77ZM88 199H90L91 201L88 200ZM94 199H95V201H94ZM109 199H110V201H109ZM161 199H162V200H161ZM10 200H11V203H10ZM28 200H29V202H28ZM40 200H41V201H40ZM50 200H51V202H50ZM99 200H100V202H99ZM115 200H116V201H115ZM26 201H27L28 203H30L29 205H30L31 209H30L29 205H28V207H29V209H30V212L32 211L31 213L29 212V209H28L27 206H26V205L28 204ZM48 201H49V202H48ZM64 201H65V202H64ZM75 201L77 202V204H75V206H74ZM87 201H88V202H87ZM93 201H94V202H93ZM101 201H102V203H101ZM104 201H105V202H104ZM124 201H125V202H124ZM129 201H130V203H129ZM131 201H132V204H131ZM6 202H7V203H6ZM32 202H33V203H32ZM54 202H55V204H54ZM57 202H58V204H57ZM60 202H62L61 204H62L64 207H65V204H66V208H64V207L61 208L62 205L59 206ZM97 202H98V203H97ZM113 202H114V204H113ZM126 202H127V203H126ZM5 203H6V205H5ZM14 203H15V205H14ZM34 203H35V206H36L37 208H36L35 206H33ZM38 203H39V204H38ZM47 203H48V204H47ZM79 203H80V204H79ZM83 203H84V204H83ZM86 203H87V205H86ZM104 203H105V204H104ZM106 203H107L109 209L112 208L113 206H114L113 208H115V210L118 209L117 212H118V211L120 212V213L118 212V213H119L118 216H119L121 219H122V217H125V219H124V220H120V221H118L117 219H120V218L117 216V214H116L117 212L114 211L113 209H112V211L115 212L116 215H113V214H112V211H111V213H109L108 216H110V215L112 216V215H113L114 217H113V216H112V217H113L114 219L111 218V217H109V218L106 219L105 217H107V216L102 215V214H105V215H106V214L108 213V211H105V209H108L107 207H105V206H106ZM115 203H116V204H115ZM124 203H125V204H124ZM128 203H129V204H128ZM133 203H135L136 205L133 204ZM158 203H159V204H158ZM25 204H26V205H25ZM32 204H33V205H32ZM46 204H47V205H46ZM50 204L52 205V207H51ZM121 204H124V205L128 204L127 206H129V205L131 204L133 207H132V206H129V207L124 206V207H127V209L125 210V209L123 208V205H121ZM178 204H180V202H179ZM178 204H177V205H178ZM9 205H10V207H9ZM31 205H32V206H31ZM37 205H38V206H37ZM48 205H49V206H48ZM56 205H57V206H56ZM84 205H85V206H84ZM97 205H98L99 207H98ZM103 205H104V206H103ZM134 205H135L136 207H137V206H138V207H137L136 209H133V210H132L131 208H135ZM143 205L146 206V207H148V208L150 209L151 212L153 211V214H152V213H149L150 211L148 210V208L144 207ZM194 205H196V204H193V203H192L191 205H188V207H189V206L191 207V208H189V209H190V210L196 209L197 206H194ZM13 206H14V207H13ZM15 206H16V207H15ZM100 206H101V208H100ZM110 206H111V207H110ZM139 206H140V207H139ZM151 206H152V205H151ZM165 206H166V207H165ZM193 206H194V207H193ZM20 207H21V208H20ZM22 207H23V208H22ZM33 207H34V208H33ZM45 207L48 209V211H47V209H46ZM59 207H60V208H59ZM96 207H97V208H100V209H97ZM192 207H193V208H192ZM8 208H9V209H8ZM12 208H13V209H12ZM18 208H20L21 210L18 209ZM32 208H33V209H32ZM41 208H42V209H41ZM95 208H96L97 210H96ZM116 208H117V209H116ZM128 208H130V210H129ZM140 208H141V209H140ZM142 208H143V210H142ZM157 208H158V209H157ZM163 208H164V209H163ZM7 209H8V210H7ZM22 209H23V210H22ZM25 209H27L26 211L29 212V214H28L27 212H26V213L24 212ZM61 209H62L63 211H62ZM70 209H71V210H70ZM88 209H89V210H88ZM103 209H104L105 212H103V213H101V214L98 213V211L101 212ZM109 209H108V210H109ZM10 210H11V211H10ZM15 210H17V212H16ZM36 210H37V211L40 210V211L37 212ZM60 210H61V211H60ZM64 210H65V211H64ZM90 210H91V211H90ZM93 210H96V211H93ZM127 210H128V211H127ZM134 210H135V213H134ZM137 210H138V211H137ZM140 210H141V211H140ZM196 210H197V209H196ZM3 211H4L5 213H3ZM35 211H36V213H35ZM41 211H46V212H41ZM74 211H75V212H74ZM85 211L87 212V214H88V213H89V214L87 215ZM131 211H132V212H131ZM142 211H143V212H142ZM145 211H147V212L145 213ZM148 211H149V212H148ZM9 212H11V213H9ZM15 212H16V214H18V212H19V215H20L21 213L24 214V215L22 216V214H21V215L19 216V215H16ZM20 212H21V213H20ZM39 212H40V214L38 215ZM60 212H61V213H60ZM67 212H68V213H67ZM80 212H81V213H80ZM106 212H107V213H106ZM109 212H110V210H109ZM128 212L130 213V216H129V213H128ZM154 212H157V213H154ZM158 212H159V213H158ZM182 212L185 213V214H183ZM186 212H187V213H186ZM7 213H9V214L7 215ZM13 213H14V214H13ZM33 213H35V214H34L35 216L32 215ZM59 213H60V214H59ZM83 213H84V214H83ZM90 213H91V214H90ZM126 213H128V214H126ZM131 213H132V214H131ZM136 213H137V214H136ZM139 213H140L141 215H143V216H144V215L146 216V217H143V216H142V218L144 219L143 222H141V221H142V218H141V217H140L141 219L139 218V215H140ZM143 213H145V214H143ZM147 213H148L149 215L152 214L151 217H148ZM188 213H189V214H188ZM3 214H4V215H3ZM11 214H12V215H11ZM30 214L32 215V217L30 216ZM36 214H37L38 216H40V217H37ZM42 214H43V215H42ZM45 214H46V215H45ZM61 214H62V215H61ZM63 214H64V215H63ZM73 214H74V215H73ZM96 214L102 215L101 217L104 218L106 221L102 219V221H103V222H102V221L99 219L100 222H98V221H99L98 218H99L100 216H97ZM122 214H123V216H121ZM124 214H126L127 216H126V215L124 216ZM154 214H155V215H154ZM182 214H183V215H182ZM187 214H188V215H187ZM9 215H10V216H9ZM15 215H16V217H18V218L21 217L20 219H22V220H21V221H18V220H20V219L14 217ZM27 215H28V216H27ZM44 215H45V216H44ZM86 215H87V216H86ZM90 215H92L93 218H95L96 216H97L98 218H97V219L95 218V219L97 220V222L95 221V219H94L95 222L93 221V223H96V227L93 228V229H89L90 231H88L87 229H85V226H86V225H84L86 222H87V226H86V228H87V227L92 228L93 225L95 226V224H92V221H91L92 218L90 219V217H92V216H90ZM134 215H135V216H134ZM141 215H140V216H141ZM179 215H180V216H183V217H185V218L180 217ZM3 216H4V217H3ZM5 216H6V217H5ZM11 216H12V217H11ZM25 216H26L27 218H26ZM29 216H30V217H29ZM94 216H95V217H94ZM128 216H129V217H128ZM137 216H138V217H137ZM152 216H153V217H152ZM155 216H157V217H155ZM9 217H11L12 219L9 218ZM22 217H23V218H22ZM28 217L30 218V220H29ZM63 217H64V218H63ZM81 217H82V218H81ZM135 217H137V219H135ZM15 218H16V220H17V223L15 222V221H16ZM42 218H43V220H42ZM79 218H80V219H84V218H85V220H83V222H81L82 220L80 221ZM86 218H87V220L89 219L90 221L88 220V221H89V222H88V221L86 220ZM110 218H111V221L109 220ZM115 218H116V219H115ZM126 218H127L128 220H127ZM147 218H149V219H148L149 223H147L148 225H146V222H147L146 219H147ZM152 218H153V219H152ZM159 218H160V219H159ZM3 219H4V220H3ZM5 219H6V222H4ZM7 219H8V221H9V219H11V221L15 222L14 224H16V227L13 226V225H14L13 222L9 221V222H11V223H9V222L7 221ZM23 219H26V220H28V221L25 220V221L23 222ZM35 219H36V220H35ZM37 219H38V220H37ZM39 219H41V220H39ZM65 219H66L67 221H68V220H69V221L71 220V221L73 222V224L70 223L71 221H70V222L68 221L69 223H67ZM76 219H78L79 221L76 220ZM112 219H113L114 221H113ZM133 219H134V221H133ZM151 219H152V220H151ZM161 219H162V220H161ZM14 220H15V221H14ZM73 220H76L75 222H77V223H75ZM92 220H93V219H92ZM116 220H117V221H116ZM135 220H136L137 222H138L139 220H141V221H140V225H138V224H139V222H138V224H137L138 226H141L142 223H144V224H142V225H145V226H146V227L144 226L143 228H142V227H141V228L138 227L137 231L139 232V235H140V236H139V235H135L136 238H135V237L132 238V239H134V241L137 240L136 243H135L133 240H131V238H129V235H128V237H127V234L129 233V230H128V229H129V228L131 229L133 226H136V227H137V225H135V224L137 223ZM150 220L153 221V222H151ZM107 221H110V222H107ZM112 221H113V222H112ZM121 221H122V222H121ZM126 221H128L127 223H128L129 225H127ZM131 221H132V222H131ZM145 221H146V222H145ZM161 221H162V222H161ZM178 221H179V223H177ZM22 222H23V223H22ZM65 222H66V223H65ZM90 222H91V224H90ZM115 222H117V223H115ZM163 222H164V223H163ZM198 222H199L201 225H200ZM1 223H2L3 225H2ZM5 223H6V226H7L9 229H8V228L6 229ZM21 223H22L23 225H22ZM48 223H49V225H47ZM63 223L66 224V225L69 224L70 226L72 225L73 228L70 227V226L68 225V228H71V229H66L67 226L64 225ZM79 223H80V224H79ZM98 223H100L101 225H102V223H104L105 225L103 224V225L101 226V225L98 224ZM111 223H112V224L114 223V224H115V227H111V226H112ZM123 223H124V224H123ZM131 223H133L134 225L131 224ZM162 223H163V224H162ZM197 223H198V225H197ZM43 224H45V225H43ZM74 224H77V225H75V226L78 227V228L75 229V228H74ZM97 224H98V225H97ZM114 224H113V226H114ZM122 224H123V225H122ZM125 224H126L127 226H126ZM173 224H174V225H173ZM9 225H10V226H9ZM19 225H20V226H19ZM21 225H22V226H21ZM54 225H55L56 227L53 228ZM58 225H59V226H58ZM62 225H63V226H62ZM83 225H84V226H83ZM89 225H90V226H89ZM91 225H92V226H91ZM121 225H122V226H121ZM124 225H125V226H124ZM132 225H133V226H132ZM158 225H159V226H158ZM162 225H163V226H162ZM199 225H200V226H199ZM210 225H211V224L208 223V224H207V227H209ZM11 226H12V227H11ZM45 226H46V227H45ZM48 226H50V227H48ZM64 226H65V227H64ZM81 226H82L83 228H82ZM97 226H98V227L101 226L100 228H103V229H100V230H101V231L105 230V231H107V233L104 232V231H103V232L97 231V230L99 229ZM103 226L106 227V228L104 229ZM118 226H119V228H118ZM197 226H198V227H197ZM17 227H18V228H17ZM19 227H20V232H19V230H18ZM21 227H22V229H25V230H26V229L28 230V228H29V230H28V231H23V230L21 229ZM60 227H61V228H60ZM110 227H111V230H112V231H111L110 229L108 230V228H110ZM120 227H121V228H120ZM123 227H124V228H123ZM196 227L198 228V230H197ZM2 228H3V229L5 228L4 231L2 230ZM15 228H16V229H15ZM43 228L45 229L46 232L43 230ZM49 228H50L51 230H50ZM52 228H53V230H52ZM57 228H60V229L57 230ZM62 228H63V229L65 228V231H64V232H61V230L63 231ZM144 228H147V230H149V231H147L146 229L144 230ZM173 228H174V227H173ZM173 228H172V229H173ZM181 228H183L184 230H183V229L181 230ZM13 229H14V231L12 232L11 230H13ZM40 229H42L43 232H42ZM74 229H75V231H73ZM78 229H79L80 231H79ZM84 229H85V230H84ZM94 229H95L96 231H95ZM118 229H119V230H118ZM120 229H121V231H120ZM124 229H125V230H124ZM142 229H143V231H142ZM7 230H8V236H9L8 238L6 237V236H7V235H6V234H7V232H6ZM9 230H10V231H9ZM15 230H17V231H15ZM34 230H35V231H34ZM48 230H49L50 232H49ZM54 230H55V231L57 230L59 234H58L57 232H56V233L53 232ZM59 230H60L61 233L59 232ZM68 230H70V231L68 232ZM91 230H92V231H91ZM140 230H141L143 233L140 232ZM178 230H179V231L181 230V232H179ZM186 230H187L189 233H188ZM189 230H192V231H189ZM208 230H210V229H207V230H206L204 236H206V233H208V232L211 233V231H208ZM31 231H32V234H35V233H36V236H37V232H38V236H39V232H40V235L42 234L41 236H43V235L45 236V234H47V237H45L46 239L48 238V235H49L48 232H49V233H50V237H49V239H47L49 242L43 237V238H44L43 241H46V242L44 243V242L42 241L43 238H42V239L40 238L41 236H39L40 239H39L38 236H37V240H39V241L37 242V240H36V236L31 235ZM47 231H48V232H47ZM71 231H72V232H71ZM81 231H82V232H81ZM83 231H84V232H85V231L88 232V233L85 232V235H86V236L83 234V233H84ZM94 231L97 233V237H96V234H95ZM109 231H110L111 233H110ZM123 231H124V232H123ZM127 231H128V232H127ZM144 231H145V232H144ZM146 231H147V232H146ZM184 231H186L187 234H186ZM193 231H195V232H193ZM3 232H4L5 235L3 234ZM5 232H6V233H5ZM11 232H12V234L14 233V237H16V238L12 237L13 235H11ZM16 232H17V233H16ZM18 232H19V233H18ZM25 232H26V233H25ZM29 232H30V234H29ZM52 232H53V233H52ZM66 232H67V233H66ZM75 232H77V233H75ZM89 232H91V233L89 234ZM92 232H93V233H92ZM112 232H115V233H113V235H112ZM118 232H119V233H118ZM148 232H150L151 234L148 233ZM183 232H184V233H183ZM15 233H16V235H15ZM20 233H21V235H23V233H24V236H27V235H25V234H28V237L31 236V237L29 238L31 241H29L28 237H25L24 240L26 239V241H24V240L22 239L23 237H22L21 235H19ZM51 233H52V234H51ZM62 233H63V234L65 233L64 236H65L66 234L70 235V234L72 233L71 236H68V235H67V237H68L70 240L68 241V240H67V239H68L67 237H65V238L62 237V236H61ZM69 233H70V234H69ZM98 233H99V234L102 233L103 235H104V233H105V235H104V237H101L102 234H101V236H99ZM108 233H110V234H108ZM124 233H126V235H125ZM145 233H146V234L148 233V235H149V234H150V235L147 236ZM179 233H180V234H179ZM195 233H196L197 235H196ZM9 234H10L11 236H10ZM57 234H58L59 236H61L62 239H61L60 237H57V236H58ZM60 234H61V235H60ZM74 234H75L76 236H75ZM78 234H80V235H78ZM87 234H88V236L90 235L91 238H93L94 235H95L94 238H98V241H97V239H92V242H91V238H90V236H89V239H90V241H89V239L87 238ZM91 234H92V235L94 234V235L92 236ZM107 234H108L109 236H111V238L108 237ZM117 234H118V235H117ZM137 234H138V233H137ZM18 235H19V237H17ZM72 235H73V236H72ZM81 235H82L83 239H82V237H80ZM116 235H117V236H116ZM121 235H122V236H121ZM124 235H125V236H124ZM2 236H3L4 238H3ZM32 236H33V238L35 237V238H34L35 240L32 238ZM84 236H85V239L87 238L86 241H88V242L85 241ZM98 236L101 237V238H99ZM112 236H113V237H112ZM123 236H124V239H122ZM138 236H139V237H138ZM10 237H11V238H10ZM20 237H21L22 240L20 239ZM56 237H57V238H56ZM77 237H78L79 239H78ZM116 237H117V238L119 237V238L122 239V240L119 241V239L117 240ZM5 238H6V239H5ZM13 238H14L15 240H16V239H19V240H18V241H19V242H18L19 244L15 243V245H16L15 247H14L13 245H10V243H9V242H11V244H14L15 241L13 240ZM63 238H64V239H63ZM66 238H67V239H66ZM73 238H74V239H73ZM80 238L82 239V242H84V244L81 242V239H80ZM113 238H114V239H113ZM126 238H127V239H126ZM128 238H129V239H128ZM137 238H138V239H137ZM173 238H172V239H173ZM179 238L175 237L173 240H174V241H179V240H180ZM3 239H5V240H3ZM57 239H59V242H60V243H61V240H63L61 245L64 244L63 242H64L65 239H66L65 242H67V241H68V242H70V241H71V242L74 241V244H75V245H76L77 241L80 240V241H78V243L81 242L82 244H81V243H80V244L77 243L78 245L75 246V245L72 243V244L74 245L73 247H75L76 249H75V248L72 249L73 247H72V245H71V246H70L71 248L68 249L69 251L66 249V250H67L66 254H67V253H68V254L65 255V254H64V253H65V248H62V250H63V249H64V250L61 251V252H59V251H60V246H61V245H59L60 243L58 244ZM77 239H78V240H77ZM102 239H103V240H102ZM149 239H150V240H149ZM175 239H177V240H175ZM2 240L4 241L5 244H4V243H1ZM27 240H28L30 243H29ZM32 240H33L34 242H32ZM53 240H54V243H53ZM55 240H56L57 242H56ZM83 240H84V241H83ZM95 240H96V241H95ZM107 240H108V241H107ZM112 240H113V241H112ZM116 240H117V241H116ZM123 240H125V241H123ZM128 240L133 241V244H134V245L131 244V241H129V243H127ZM154 240H155V241H154ZM160 240H161V241H160ZM193 240H195V241H193ZM200 240H201V239H200ZM3 241H2V242H3ZM5 241H7V242H5ZM8 241H9V242H8ZM12 241H14V242H12ZM16 241H17V240H16ZM35 241H36L37 243H36ZM170 241H171V240H170ZM23 242H24L29 248H28ZM27 242H28L29 244H27ZM31 242H32V243H31ZM50 242L53 243V246H51L52 243L50 244ZM71 242H70V243H71ZM97 242H98V243H97ZM117 242H119V243H120V242H123V244L120 243V244H121V245L119 246L120 248H119V247H118V249H117V248H113L114 250H112V252H110L111 249H112V247H111L112 245H110V244L113 243V245H114V244L117 243ZM124 242L127 243L128 245L126 244L127 246H125V245H124ZM156 242H157V243H156ZM6 243H7V244H6ZM8 243H9V244H8ZM22 243H23V245H25V246L21 245ZM35 243H36V247H37V244H39L38 247L41 246V245H42V246L39 247V248H38V247L35 248V247H34V244H35ZM40 243H42V244H40ZM47 243H49V246H48ZM87 243H88V244H87ZM107 243H108V244H107ZM147 243H148V244H147ZM151 243H152L154 246H155V245L157 246V247L155 246V247L157 248V250H156V248H155ZM161 243H162V244H161ZM200 243H201V241H200ZM3 244H4V245H3ZM65 244H69V243H65ZM129 244L132 245V246H131L132 249L130 248V245H129ZM138 244H139V245H138ZM142 244H143V245H142ZM203 244H204V245H203ZM226 244H228L229 246H227ZM226 244H224L223 246L218 247L217 249L215 248L216 250H214V249L211 250V248H212V246H213V243H212V246H211V247H206V246H209V245H208V244L206 245V243H204V241H203V243H201L200 245L203 247V249L205 248V249H204L205 252L202 250V248L200 249V247H199L200 245H198L197 248L195 247L197 250L199 249L198 251L195 249V250H196L195 252H198V254L194 252V253L192 254V256L195 254L194 257H190V258H189V254L186 255L187 258H189V259H187L186 256H185L184 259H183L184 261H182L181 264H185V263H186V264H203V262H204L205 264H207V261H209V259H210V260L213 259L212 261H210V263L213 264V263H215L216 258H218L219 256H221V254H220L219 252H217V250L220 251V250H223V249H224V250H223L224 252H226V250H227V252H228V251H229V252H232V251H233L232 253H235V254H233L235 257H239V258L241 257L240 259H239V258H236V259H235V257H234V259H235L236 261L238 260V264H242L240 261L243 260L242 257L246 254L247 251H245V249H241V250H240V248H237V247L230 248L232 244H229V242L226 243ZM8 245L12 246L13 249H12L11 247L8 248V247H7ZM17 245H18V247H17ZM43 245H44V246H43ZM46 245H47V246H46ZM56 245H57V247L59 246V247H58V250H59V251H57V247H56ZM69 245H70V244H69ZM89 245H90V247L92 246V248H90ZM96 245H97V246L99 245V246L97 247ZM104 245H105V246H104ZM122 245H123V247H122ZM140 245H142V246H140ZM148 245H149V247H148ZM195 245H194V246H195ZM210 245H211V244H210ZM225 245L227 246V248H226ZM1 246H3V248H4V246H5V248L3 249V252H2V250H1ZM21 246H22V247H21ZM81 246H82V247H81ZM107 246H108V247H107ZM114 246H115V245H114ZM114 246H113V247H114ZM124 246H125V247H124ZM136 246H137V247L139 246V247H138L139 250H137V251H136V248H137ZM159 246H161V247H159ZM224 246H225V247H224ZM23 247H25L26 249L28 248L29 251H28V250H25V248H23ZM30 247H31V249H30ZM43 247H44V248H43ZM46 247H47V248H46ZM52 247H53V250H54V251L56 250L55 252L52 250ZM55 247H56V249H54ZM78 247H80V249H77ZM93 247H94L95 250H96V249H97V250L95 251V250L93 249ZM100 247H101V248H100ZM126 247H129V248H126ZM133 247H134V248H133ZM145 247H146L147 249H146ZM150 247H151V248H150ZM21 248H23V249H21ZM42 248H43V249H42ZM48 248H49V249H48ZM50 248H51V249H50ZM84 248H88V249H84ZM98 248H99V249H98ZM103 248H104V249H103ZM122 248H123V249L126 248V249H125L126 251L123 252V251H122V250H123ZM190 248H192V249H191L192 251H190ZM207 248H208V249H207ZM209 248H210V249H209ZM229 248H230V249H229ZM5 249H7L6 251L8 252V253L6 254V256L9 254L6 258H5V256H4V254L6 253ZM8 249H12V250L14 251V253H13V251H11V252H10V250L8 251ZM32 249H33V251H32ZM34 249H37V250H34ZM47 249L49 250L48 252H52V253H54V254H51V253H48V254H47ZM71 249H72L73 251H72ZM82 249H83V250H82ZM90 249H91V250H90ZM92 249H93L94 251H93ZM105 249H107V250H105ZM108 249H109V251H108ZM115 249H117L116 252H115ZM119 249H121V250H119ZM127 249H130V250L127 252ZM143 249H144V250H143ZM145 249H146V250H145ZM159 249H160V250H159ZM233 249H235V250L238 249V250L234 252ZM15 250H16V251H15ZM23 250H24V251H28V253H30L31 251H32V252H31L30 254H28L27 256H24V255H26L27 252H26L24 255H23V254H20L21 257L24 256L25 258H21V259L19 258V259H17V257L19 256V254H17V253H19V251H20V253H22V252L24 253ZM38 250H40V253H39ZM41 250H42L43 252H46V253H43ZM45 250H46V251H45ZM51 250H52V251H51ZM70 250H71V251H70ZM75 250H76V251H75ZM118 250H119V251H118ZM200 250H202V251H200ZM210 250H211L212 252L215 251V252H214L215 254L212 253ZM231 250H232V251H231ZM4 251H5V252H4ZM17 251H18V252H17ZM77 251H78V252H77ZM86 251H88V252H90V253H88V252H86ZM113 251H114V252H113ZM117 251H118L119 253H118ZM120 251H122V252H120ZM144 251H145L146 255L149 254V256L147 255V256L144 258V257H143V255L145 254ZM199 251H200V252H199ZM223 251H221V253H222L223 255H225V253H223ZM240 251H241V252L244 251V252H245V253L243 252L244 255H242V253H241ZM16 252H17V253H16ZM34 252H35V253H34ZM57 252H58V253H57ZM62 252H64V253H62ZM74 252H75L76 254H75ZM84 252H85L86 254H83ZM93 252H94V253H93ZM125 252H126V254L121 255L122 253H125ZM135 252L137 253V257H136V255L134 254ZM140 252H141L142 255H140ZM161 252H162V253H161ZM191 252H192V253H191ZM202 252H203V254H201ZM207 252H208V253H207ZM210 252H211V253H210ZM236 252H237V254H236ZM15 253H16V254H15ZM38 253H39V254H38ZM41 253H42V254H41ZM61 253H62L63 256H64V255H65V256L63 257V256L61 255ZM78 253H79L80 255H79ZM91 253H92V254H91ZM100 253H101V254H100ZM105 253H106V254H105ZM116 253H118V254L121 255V256H119L118 254H117V256H116ZM128 253H129V254H128ZM183 253H184V255H183ZM204 253H205V254H204ZM216 253H219L220 255H219V254H216ZM238 253H240V254H238ZM32 254H33V256L35 255V256H34V259H33ZM36 254H38V255H36ZM40 254H41L43 257L40 256ZM43 254H44V255H43ZM50 254H51V256H49V257H51V258L48 257V255H50ZM73 254H75V255H73ZM87 254H88V255H87ZM97 254H98V255H97ZM109 254H108V255H109ZM131 254H134L135 256H134V255H131ZM212 254H213V255H212ZM17 255H18V256H17ZM29 255H30V256H29ZM46 255H47V256H46ZM52 255H53V256H52ZM59 255H61V256H59ZM70 255H71V256H70ZM85 255L88 256V258L85 257ZM93 255H94V256H93ZM108 255H107V256H108ZM139 255H140L141 257H143V258L140 259ZM151 255H153V256H151ZM157 255H159V256L161 255L160 257H162L163 259H162V258L160 259V257L157 256ZM163 255H166V254H163ZM197 255H198V256H197ZM218 255H219V256H218ZM223 255L221 256L222 258L219 257L218 259H220V261L222 262V264H227V263H225V260H224V259H225V256H223ZM238 255H239V256H238ZM240 255H241V256H240ZM36 256H37V257H36ZM54 256L57 257V258L55 259ZM58 256H59L60 258H61V257H63V258L60 259ZM75 256H76V257H75ZM99 256H100V257H99ZM118 256H119V257H118ZM130 256H131V257H130ZM156 256H157V257H156ZM174 256H175V257H174ZM190 256H191V255H190ZM217 256H218V257H217ZM1 257H2V259L4 258L3 260H6V259H7L8 261L5 262V261L1 260ZM12 257H13V258H12ZM19 257H20V256H19ZM40 257H42L41 259H43V260H42L43 262L45 261L44 263L41 261V259H39ZM44 257H45V259L47 258V259H46L47 261L44 259ZM53 257H54V258H53ZM80 257H81V258H80ZM82 257H83V258H82ZM84 257H85V258H84ZM103 257H102V258H103ZM110 257H109V258H110ZM116 257H117V258H116ZM132 257H133V258H132ZM152 257H154V258H152ZM181 257H182V258H181ZM8 258H9V259L12 258L11 260H13L14 262L16 261V262L13 263V262H12L11 260H9ZM48 258H49V259H48ZM52 258H53V259H52ZM78 258H79V259H78ZM131 258H132V260H131ZM134 258H135L136 260H135ZM137 258H138L139 260H137ZM146 258H148V259H146ZM149 258H150L151 261L149 260ZM185 258H186V259H185ZM214 258H215V259H214ZM223 258H224V259H223ZM14 259H16V260H14ZM54 259H55V260H54ZM62 259H63V260H62ZM82 259H83V260H82ZM117 259H118V260H117ZM119 259H120V260H119ZM144 259H146L145 262H144ZM152 259H154V260H152ZM165 259H166V260H165ZM222 259H223L224 261H223ZM241 259H242V260H241ZM38 260H40V263L38 262ZM51 260H52V261H51ZM53 260H54V261H53ZM61 260H62V262H61ZM65 260H66V261H65ZM96 260H98V261H96ZM110 260H111V259H110ZM113 260H114V261H113ZM115 260H116V261H115ZM141 260H143V261H141ZM163 260H164V261H163ZM168 260H169V261H168ZM2 261H3L4 263H2ZM49 261H50V262H49ZM63 261H64V262H63ZM89 261H88L87 263H88V264H91V262H89ZM95 261H96V262H95ZM101 261H102V259H101ZM120 261H121V262H120ZM122 261H123V262H122ZM135 261H137V262H135ZM138 261H139V263H138ZM147 261H150L151 263H150V262L148 263ZM153 261H154V263H153ZM11 262H12V263H11ZM29 262H31V263H29ZM75 262H74V263H75ZM130 262H131V263H130ZM158 262H159V263H158ZM184 262H185V263H184ZM198 262H199V263H198ZM200 262H202V263H200ZM239 262H240V263H239ZM242 262H243V261H242ZM72 263H73V262H71V264H72ZM74 263H73V264H74ZM76 263H75V264H76ZM146 263H145V264H146ZM179 263H180V262H179ZM179 263H178V264H179ZM8 264H9V263H8ZM19 264H21V263H19ZM22 264H26V263H22ZM55 264H57V262H56Z\"/></svg>",
    "mask_w": 264,
    "mask_h": 264
}]
</instances>
